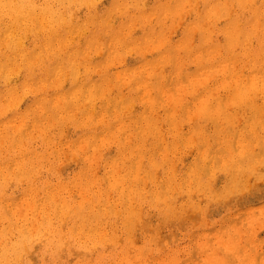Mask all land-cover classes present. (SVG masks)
Instances as JSON below:
<instances>
[{"label": "rangeland", "instance_id": "rangeland-1", "mask_svg": "<svg viewBox=\"0 0 264 264\" xmlns=\"http://www.w3.org/2000/svg\"><path fill=\"white\" fill-rule=\"evenodd\" d=\"M32 0H29V2H31ZM54 1V2H53ZM60 1V3H58ZM74 1H76V2H74ZM80 2V4H79V2ZM88 1H90V2H88ZM87 1V3L84 1V0H73V1H71V3L68 1H66V0H63V2H65V3H63L62 2V0H33L32 2H35V4L36 5H38V6H43L44 4H47V3H53V4H55L56 3V5L57 6H59V9H58V12H59V10H60V13H62V12H64V13H62L63 14V16L62 17H64L63 19H64V21H62V24L63 25H60V26H57V27H55V29H53V31H56V32H53V31H51V32H53V33H49L50 34V39H51V41H53V43L52 42H50L47 38H48V36L49 35H47L46 34V29H43L44 27L42 26V24H38V23H36L37 25L36 26H32L31 25V28L32 29H30L29 30V33L27 32V31H25V27H24V25H22V26H13V27H11V30H10V33H6V31L5 30H2L3 29V27H4V29H5V27L6 26H4V23H1L0 24V30H1V33H0V44H1V46H0V53H1V55H0V62H1V64H0V93H2V94H0V98H2L3 99V102H2V100H0V107H1V103H3V105L6 107V110H4L5 109V107L3 108V113H1V109H2V107H3V105H2V107H1V109H0V126H2V125H4V126H2V130L0 129V140H1V143H0V166H1V168L3 167V172L0 174L1 176H0V191L3 193V194H1V192H0V211H1V217H0V229H1V226L3 227V228H5V229H7L8 227H7V225H9V228L11 227V230L9 231V233L10 232H12L11 234H8V239H5L6 240V242H5V244H9L10 243V245L12 244V243H14V242H16L17 240H21L22 241V243H23V241H24V243L26 242V245L24 246L23 244H22V246L21 247H19V249H20V251H18V255H17V257H15L14 259L12 258V257H10V256H8L9 257V259H10V262H9V259H8V257H7V259L6 258H3V260L1 259L0 261H1V263L0 264H5V261L7 262L6 264H27V262H28V264H32V263H36V264H93V263H95V264H111V262L113 261V264H149L150 262H151V264H248V262H247V260L248 261H250V259H252V257H253V259L251 260V262H249V264H254V262L256 263V260H257V263L259 262L260 264L263 262L262 260H261V262L260 261H258V257L260 256L261 257V259H263L264 260V207H263V205H264V126H261V124L262 125H264V120L262 119V118H264V113H262V115L260 114L261 113V110H264V80H262V79H264V74H262V73H264V71H263V69H264V42H263V40H264V27H262V26H264V0H251V2L250 1H246V0H198V1H196V0H192L193 2H194V4H193V2L191 1V0H169V2H168V0H129V2H128V0H88ZM92 1H94V3L92 4ZM174 1H176V2H174ZM178 1V2H177ZM196 1V2H195ZM218 1H220L221 2V4H220V2H218ZM261 1H262V3H261ZM83 2V3H82ZM131 2H133V3H131ZM134 2H135V4H134ZM139 2V3H138ZM144 2V3H143ZM160 2H161V4H160ZM169 4V5H166L167 3ZM189 2L191 3V4H189ZM198 2V4H196ZM209 4H208V3ZM227 2H229L228 4H227ZM245 2H247L246 3V5L244 6V4H245ZM259 2V3H258ZM40 5H39V4ZM75 3V4H74ZM83 5H82V4ZM118 3V4H117ZM128 3H129V5H128ZM162 3H164V5L167 7H165L164 5H162ZM185 3V4H184ZM203 3V4H202ZM213 3V4H212ZM255 3V4H254ZM67 4H69V6L67 5ZM88 4V5H87ZM91 4V5H90ZM142 4V5H141ZM145 4V5H144ZM174 4V6L175 5H177L178 6V8L175 6V8H174V6H172V9H171V5H173ZM189 4V5H188ZM196 4V5H195ZM205 4V5H204ZM208 4V5H207ZM211 4V5H210ZM218 4H219V6L220 7H222V5H224L222 8H220L219 6H218ZM249 4V5H248ZM251 4H252V6H251ZM260 4H262V5H260ZM65 5V6H64ZM68 6V8H66L67 6ZM73 5V6H72ZM81 7H80V6ZM94 5H96V6H94ZM133 5H135L134 7H133ZM184 5V6H183ZM190 5H191V7H190ZM195 5V6H194ZM232 5V7H230ZM235 6V8H233L234 6ZM250 6V7H248V6ZM253 5H254V7H253ZM61 6V7H60ZM63 6V7H62ZM76 6V7H75ZM78 6V7H77ZM85 6V7H84ZM87 6V7H86ZM120 6V7H119ZM128 6H130L129 8H128ZM158 6V7H157ZM160 6V7H159ZM161 6H163L162 8H161ZM180 6V7H179ZM194 6V7H193ZM199 8H198V7ZM200 6H203V7H205L204 9H203V7L201 8ZM217 6H218V8H220V9H218L217 8ZM258 6V7H257ZM96 7V8H95ZM165 7V8H164ZM170 7V8H169ZM229 7H230V9H232L231 10V13H230V9H229ZM249 9H248V8ZM252 7V8H251ZM154 8L156 9V11L154 10ZM158 8V9H157ZM164 8V9H163ZM182 9V11H181V9ZM194 8H196L195 10H193ZM198 8V9H197ZM201 8V9H200ZM211 8V9H210ZM215 8H217V10L215 9ZM237 8V9H236ZM253 8H255V9H253ZM63 9V10H62ZM68 9V10H67ZM76 10L75 12H76V14H75V12H74V10ZM78 9V10H77ZM112 9H114V11L113 12H111L110 13V10L112 11ZM161 9V10H160ZM171 9V10H170ZM175 9V10H174ZM178 9H180V10H178ZM191 9V10H190ZM229 9V10H228ZM241 9V10H240ZM243 9H245V10H243ZM257 9V10H256ZM69 10H71V11H69ZM96 10V11H95ZM116 10V11H115ZM129 10V11H128ZM163 10V11H162ZM166 10V11H165ZM167 10H170V11H168L167 12ZM206 12H205V11ZM212 10V11H211ZM220 10H222V11H220ZM226 10V11H225ZM244 12H243V11ZM107 11V12H106ZM109 11V12H108ZM133 11H135V13L133 12ZM160 11L162 12V14H160ZM174 11V12H173ZM177 11V12H176ZM189 11L192 13H190L189 14ZM196 11V12H195ZM215 11H216V13H215ZM233 11V12H232ZM66 12V13H65ZM72 12V13H71ZM74 12V13H73ZM80 12V14H78ZM141 12V13H140ZM164 12V13H163ZM200 12H201V15H199L200 14ZM218 12V13H217ZM221 12V13H220ZM261 12H262V14H261ZM140 13V14H139ZM160 14V16L162 17V21H161V17L159 16V14ZM170 13H172L171 14V16H170ZM175 13L177 14V17H176V15H175ZM187 13V14H186ZM205 13H207V14H205ZM246 13V14H245ZM252 13H253V16H252ZM66 16H65V15ZM72 14V15H71ZM135 14V15H134ZM142 14V15H141ZM165 14V15H164ZM166 14L168 15L167 17H166ZM179 14V15H178ZM210 14V15H209ZM230 14H232V15H230ZM71 15V16H70ZM146 15V16H145ZM158 15V16H157ZM175 15V16H174ZM204 15V16H203ZM225 15V16H224ZM67 16H68V18L70 17H72V19H71V21H70V18L69 19H67ZM93 16V17H92ZM147 18H145V17ZM164 16V17H163ZM194 16V20L192 21V17ZM212 16H213V18H212ZM216 16V17H215ZM224 16V17H223ZM228 16V17H227ZM230 16V17H229ZM255 16V17H254ZM123 17V18H122ZM141 17V18H140ZM207 17V18H206ZM210 19H209V18ZM214 17H215V19H214ZM253 17V18H252ZM262 17V18H261ZM87 21H90L89 22V24H88V22H86V20ZM88 18V19H87ZM91 18H92V20H91ZM95 20H94V19ZM122 18V19H121ZM135 18H136V20H135ZM157 18V19H156ZM166 19V21H165V19ZM195 18H198V19H195ZM217 18H219V19H217ZM221 18V19H220ZM255 18V19H254ZM258 18V19H257ZM261 18V19H260ZM67 19V20H66ZM75 19H76V21H75ZM80 19V20H79ZM109 21H108V20ZM143 19H144V21L146 22H144L143 21ZM204 19V20H203ZM208 19V20H207ZM212 19H213V21H212ZM216 19L218 20V21H216ZM230 19H231V21H230ZM257 19V20H256ZM73 20V21H72ZM78 20V21H77ZM107 20V21H106ZM149 20V21H148ZM201 20V21H200ZM220 20H222V21H224V22H222V21H220ZM239 20H240V23H239ZM246 20V21H245ZM253 20V22H251L250 23V21H252ZM66 21H67V23H66ZM92 21H94V23L92 22ZM106 21V22H105ZM114 21V22H113ZM129 21V22H128ZM135 21H137V22H135ZM159 21V22H158ZM189 21H191V22H189ZM206 21H208V22H206ZM212 23H211V22ZM258 21L260 22L261 21V27H260V23H258ZM64 22H65V24H64ZM79 22V23H78ZM84 22V23H83ZM91 22H92V24H91ZM101 22V23H100ZM118 22V23H117ZM131 22V23H130ZM135 22V23H134ZM139 22V23H138ZM147 22H148V24H147ZM149 22H150V24H149ZM197 22V23H196ZM207 23V25L205 24V23ZM209 22H210V24H209ZM216 22V23H215ZM227 22V23H226ZM231 22V23H230ZM77 23H78V25H77ZM120 23H122V24H120ZM137 23V24H136ZM154 23H155V26L153 27V25H154ZM157 23H159V24H157ZM186 23H188V27L186 26ZM203 23V24H202ZM213 23H215V24H213ZM237 23H239L240 24V27H238V28H235V26L237 27L239 24H237ZM249 25H248V24ZM263 23V24H262ZM71 24V25H70ZM73 24V25H72ZM85 24H88L87 26L85 25ZM105 24V25H104ZM116 24H119V25H121V26H116ZM133 24H134V28H132L133 27ZM140 24V25H139ZM161 24V25H160ZM202 24V25H201ZM228 24V25H227ZM245 24V25H244ZM258 24H259V26H258ZM68 25L69 26H71V27H68ZM96 25V26H95ZM112 25H114V26H112ZM139 25V26H138ZM185 25V26H184ZM194 27H193V26ZM204 25H206V27H208V28H204L203 29V27H205ZM210 25H212V26H210ZM220 25V26H219ZM230 25V26H229ZM235 25V26H234ZM252 25V26H251ZM39 26H41L40 28H39ZM77 26V27H76ZM101 26V27H100ZM111 26V27H110ZM116 26V27H115ZM136 26V27H135ZM144 26H146L147 27V29H146V27H144ZM163 26V27H162ZM199 28H198V27ZM214 26V27H213ZM260 27V28H258V27ZM59 27V28H58ZM67 27H68V29H67ZM75 27H76V29H75ZM84 27V28H83ZM92 27V28H91ZM118 27H119V31H117L118 30ZM140 27V28H139ZM144 27V28H143ZM156 27V28H155ZM197 27V28H196ZM211 27H213L212 28V31H211ZM219 27V28H218ZM226 27V28H225ZM228 27V28H227ZM233 27V28H232ZM253 27V28H252ZM34 28H37L39 31L35 34V36H33L34 34H31L34 30H36V29H34ZM65 28V29H64ZM91 28V29H90ZM105 28H107V29H105ZM136 28V29H135ZM154 28H155V31H154ZM184 28V29H183ZM188 28V29H187ZM195 28V29H194ZM202 28V29H201ZM215 28H217L218 29V31H216V29ZM231 28V29H230ZM240 28V29H239ZM258 29L257 31H256V29ZM70 29V30H69ZM80 29H82V30H80ZM87 29V30H86ZM89 29V30H88ZM105 29V30H104ZM117 29V30H116ZM123 29V30H122ZM129 29H133L132 31H134V32H132L131 30H129ZM135 29V30H134ZM137 29H139V30H137ZM195 31H194V30ZM207 29V31H205ZM226 29V30H225ZM229 29H230V31H229ZM233 29H236V30H238L239 31V33H238V35H240L239 36V40H238V36L235 38V35L233 36V34H235V33H233L232 34V32H234V31H236V30H234L233 31ZM242 29H243V31H242ZM261 29V30H260ZM68 30H69V32H68ZM79 31V33L77 34V32H74V31ZM127 30H129V31H127ZM150 30V31H149ZM157 30H158V33L160 34V36H159V34L157 33ZM167 30V31H166ZM193 30V31H192ZM198 32H197V31ZM226 32H225V31ZM250 30V31H249ZM3 31H5L4 33H3ZM73 31V32H72ZM81 31V32H80ZM104 31H106V32H104ZM123 31V32H122ZM125 31V32H124ZM138 31H139V33H138ZM191 31V32H190ZM204 31V32H203ZM208 31H211V32H208ZM214 31H216V32H214ZM221 31V32H220ZM241 31H242V33H244V34H242L241 33ZM247 31V32H246ZM261 31H262V33H261ZM9 32V31H8ZM12 32V33H11ZM27 33L26 35H25V33ZM42 32V33H41ZM67 32H68V34H67ZM86 33V34H84V33ZM99 32V33H98ZM168 32V33H167ZM182 32H183V34H182ZM194 32V33H193ZM256 32V33H255ZM4 35H3V34ZM7 35H6V34ZM21 33V34H20ZM55 33V34H54ZM76 35H75V34ZM117 33V34H116ZM130 33V34H129ZM149 33V34H148ZM158 35H157V34ZM165 33V34H164ZM167 33V34H166ZM169 33H171V34H169ZM191 33H193L194 34V36L195 37H190V35L191 36H193ZM200 35H199V34ZM204 33V34H203ZM222 33V34H221ZM228 33V35H226ZM231 35H230V34ZM236 33H237V31H236ZM9 34V35H8ZM11 34H12V36H11ZM41 34V35H40ZM57 34V35H56ZM72 34H73V38L71 39L70 38V36L69 35H71L72 36ZM83 34V35H82ZM98 34H99V36H98ZM106 34V35H105ZM126 34V35H125ZM137 34V35H136ZM148 34V35H147ZM154 35L153 36V39H152V37H150V36H152V35ZM202 34V35H201ZM206 34H208V35H206ZM8 37V39L6 40L5 38H3V37H6V36ZM16 35V36H15ZM25 35V36H24ZM53 35H54V37H53ZM56 35V36H55ZM66 35H68V36H66ZM102 35H104V36H102ZM115 35V36H114ZM119 35H121V37L119 38ZM124 35V36H123ZM144 35V36H143ZM147 35V36H146ZM150 35V36H149ZM157 35V36H156ZM165 35V36H164ZM170 35V38L168 37ZM200 37H199V36ZM219 35V36H218ZM237 35V34H236ZM242 35V36H241ZM251 35V36H250ZM1 36H2V38H1ZM16 37V38H13V37ZM20 36H23V38L21 39V40H23V42L20 40L19 41V39H20ZM46 37L45 39L47 40V41H49L50 43H51V47L49 46V48H51V50L49 49V48H47V49H45V50H43L46 46H44V45H49V43L48 44H46L47 43V41L45 40V39H41L42 37ZM76 36V37H75ZM78 36V37H77ZM80 36V37H79ZM90 36V37H89ZM96 36V37H95ZM122 36H123V38L124 39H122ZM165 38H164V37ZM185 36V37H184ZM203 36H204V38H205V40L207 39H209L208 41L206 40V41H204V38H203ZM229 38H228V37ZM233 36V37H232ZM19 37V38H18ZM53 37V38H52ZM84 37H85V40H83L84 39ZM88 37V38H87ZM115 37H118L117 39L115 38ZM145 37V38H144ZM157 37H163V38H160V40L162 39H165V43L163 42L162 43V45H161V42H162V40L160 41V44L158 43L159 41H157V42H155L156 40H158L157 39ZM166 37H168L167 39H166ZM181 37V38H180ZM183 37H184V39H183ZM187 37L188 38H190L189 39V41H188V39H187ZM211 37L213 38V39H211ZM220 37V38H219ZM226 37V38H225ZM230 37H232V38H230ZM246 37V38H245ZM263 37V38H262ZM17 38H18V40H17ZM40 38V39H39ZM66 40H65V39ZM70 39V40H67V39ZM80 38V39H79ZM101 38V39H100ZM103 38V39H102ZM112 38H115L114 40V45L112 44L113 43V40L111 41V39ZM148 38H150L149 40H148ZM156 38V39H155ZM222 38V39H221ZM234 38V40H233V42H232V44H231V42L229 43V41H231L232 39ZM254 38V39H253ZM258 38H260V40L258 39ZM61 39V40H60ZM88 41H87V40ZM91 39V40H90ZM95 39V40H94ZM98 39H100L99 41H98ZM109 39H110V41H109ZM122 39V40H121ZM143 39H145V40H143ZM169 39V40H168ZM174 39V40H173ZM192 39H193V42H191L192 41ZM199 39V40H198ZM220 39V40H219ZM227 40V41H223V40ZM237 39V40H236ZM246 39H247V41H246ZM251 39V40H250ZM2 40H6V42H4L3 41V43L4 44H6L5 46H4V44L3 43H1L2 42ZM36 40V41H35ZM44 40H45V42H44ZM60 40V41H59ZM71 40H74V41H71ZM80 40V41H79ZM139 42H138V41ZM151 40H153V42L155 43V46H156V44L158 43V45L160 46H158V47H156L155 48V46L153 45L154 43L151 41ZM167 40V41H166ZM176 40H178V41H176ZM180 40L181 41H184L185 40V42L183 43L182 42V44L181 45H183V49L181 48V46H179L180 44L179 43H177V42H180ZM243 40H245V41H243ZM20 43H19V42ZM40 41V42H39ZM56 41L58 42V43H56ZM64 41V42H66L67 44H65L64 42V44L62 43V42ZM67 41H69V42H67ZM86 41H87V43H86ZM95 41H96V43H98V44H96L95 43ZM110 43H109V42ZM187 41H188V43H187ZM254 41H256V42H254ZM258 41H262L263 42V44H262V42L261 43H258ZM30 42V43H29ZM38 42V43H37ZM73 42V43H72ZM85 42V43H84ZM90 42H92V43H90ZM100 42H102V43H100ZM107 42L109 43V44H107ZM119 42H120V44H119ZM128 42V43H127ZM133 42H134V44H133ZM136 42H138V44L136 43ZM143 42V43H142ZM149 42V43H148ZM152 42V45L154 46V48H153V46H151V48L150 47H148V45L147 44H149V46L151 45L150 43ZM173 42V43H172ZM174 42H175V44H174ZM217 42H219L218 43V45H217ZM227 42V43H226ZM241 42H243V44L241 43ZM244 42H246V43H244ZM42 44V47H43V49L41 48V44ZM44 43V44H43ZM59 43H62V45H60ZM71 43V44H70ZM82 43H84V44H82ZM100 43V44H99ZM122 43V44H121ZM177 43V44H176ZM181 43V42H180ZM191 43V44H190ZM199 43H201V44H199ZM257 43V44H256ZM19 44H21V45H19ZM35 46H34V45ZM37 44L39 45V47L37 46ZM60 45V47H62V48H60L59 47V45ZM70 44V45H69ZM78 44V45H77ZM87 44V45H86ZM94 44V45H93ZM166 44V45H165ZM184 44H187L188 46H185ZM190 44V45H189ZM229 44V46H227ZM233 44H235V45H233ZM238 44H241V46L240 45H238ZM256 44V46H254ZM64 45H66V47H64ZM67 45H69V46H67ZM88 45H89V47H88ZM99 45H100V47H99ZM120 46L119 48H120V51H119V48H118V46ZM123 45H125V46H123ZM134 45V47L132 48V46ZM165 45V46H164ZM173 45H175V47L173 46ZM179 47H178V46ZM203 45L204 46H206V50H207V52H208V54L206 53H204V52H206V50L204 49V47H203ZM231 45V46H230ZM262 45V46H261ZM9 46V47H8ZM31 46H33V47H35V48H33V47H31ZM76 46V47H75ZM78 46V47H77ZM94 46H95V49L97 50V52L98 53H100V54H98L97 52H96V50H94L93 48H94ZM96 46L98 47V48H101V50L99 49H97L96 48ZM112 46H113V48H112ZM131 47L130 49L128 48V47ZM149 48H147V47ZM173 46V47H172ZM202 46V47H201ZM212 46V47H211ZM215 46V47H214ZM218 46V47H217ZM219 46L220 47H222V50H221V48H219ZM235 46V47H234ZM239 46V47H238ZM4 47V48H3ZM38 47V48H37ZM73 47H75V48H73ZM79 47H82V48H79ZM91 47V48H90ZM93 47V48H92ZM105 47V48H104ZM107 47V48H106ZM126 47V48H125ZM136 47V48H135ZM173 49H172V48ZM186 47V48H185ZM189 47V48H188ZM214 47V48H213ZM229 47V48H228ZM231 47H234V48H232V51H231ZM238 47V48H237ZM246 47V48H245ZM21 48H23V49H21ZM26 48H27V50H26ZM31 48H33V49H31ZM42 50H41V49ZM53 48L55 49V50H53ZM59 48V50H57ZM104 48V49H103ZM111 48V49H110ZM118 48V49H117ZM136 50H135V49ZM143 48V49H142ZM152 48H153V50H152ZM158 48V49H157ZM160 48V49H159ZM193 48V49H192ZM208 48H209V50H208ZM217 48V49H216ZM218 48H219V50H218ZM240 48V49H239ZM8 49H9V52H10V54L8 53ZM16 49V50H15ZM24 49H25V51H24ZM31 49V51H29ZM79 49H81V51L79 50ZM116 49L118 50V52H119V54H117L118 52H116ZM124 49V50H123ZM127 49H129L128 51H126ZM140 49H142V50H140ZM145 49V51H143ZM146 49H148V50H146ZM171 49V50H170ZM180 49H182V50H180ZM185 49H189V50H185ZM201 49V50H200ZM242 49V53L240 52V50ZM244 49V50H243ZM256 49V50H255ZM1 50H2V52H1ZM12 50H14V51H12ZM40 50V51H39ZM63 50V51H62ZM71 50V51H70ZM75 50H77V51H75ZM88 51V52H86V53H84L85 51ZM107 50H108V52H109V50H110V52L109 53H106L107 52ZM130 50H132V51H130ZM139 50V51H138ZM150 50V51H149ZM151 50H152V53H150L151 52ZM154 50H156V51H154ZM167 50L169 51V52H167ZM185 50V51H184ZM199 50L202 52L201 54H202V57H200L201 59L203 58V56L204 55H208V56H204L205 58L204 59H202L203 61L202 62H200L201 61V59L199 60L197 57H199ZM204 50V51H203ZM220 51L221 50V53L219 52H217L218 54L216 55V54H213V52L214 53H216V51ZM227 50V51H226ZM236 50V51H235ZM260 50H262L261 51V53L260 54H258L259 52H260ZM16 51H17V54H16V57L14 56H12L13 55V53H16ZM18 51H20V53H23L22 51H24L25 53H23V54H25L26 55V57H25V55H24V59H28V61L30 62L31 61V57L33 58L34 56H36V54H38L37 56H36V58H33L32 59V61L34 60H36L35 62L37 63H28V61H26V60H23V59H21V55H20V53L18 52ZM37 51V52H36ZM50 51H51V53H50ZM52 51H54V53L52 52ZM58 51V52H57ZM65 51V52H64ZM68 51H69V53L70 54H68ZM73 51H75L76 53H78V54H76L75 52H73ZM84 51V52H83ZM91 52V54H90V52ZM93 51V52H92ZM94 51H95V53H94ZM100 51V52H99ZM188 51V53H186ZM194 51V54L192 53ZM196 51H198V53L196 52ZM212 51V52H211ZM226 51V52H225ZM229 51H231V52H229ZM234 51V52H233ZM249 51L251 52L250 54H249ZM3 52H5L6 53V55L3 53ZM40 52V53H39ZM59 52H60V54H59ZM74 54H73V53ZM80 52H82V54L84 53V54H88V56L86 55H84V56H82V54L80 53ZM105 52V53H104ZM113 52H114V54L115 55H117V56H119V55H124V54H127V55H125V61L123 60L124 59V56L123 57H121V56H119V57H121V59H120V63L119 64H117V63H115V62H117L116 61V59H117V56H115V55H112L113 54ZM121 52H123V53H121ZM131 54H130V53ZM153 52H154V54H153ZM210 52V53H209ZM222 52H223V54H222ZM243 52H244V54H243ZM36 53V54H35ZM41 53H44L43 55L41 54ZM47 53V54H46ZM64 53V54H63ZM104 53V54H103ZM133 53V54H132ZM134 53H135V55H134ZM164 53H166V54H164ZM192 53V54H191ZM213 55H212V54ZM231 53V54H230ZM4 54V55H3ZM18 54H19V56H18ZM27 54H29V55H27ZM50 54V55H49ZM57 54V55H56ZM66 54H68V56L66 55ZM96 54H98V56L97 57H95L94 58V56H96ZM107 54V55H106ZM130 54V55H129ZM142 54H144L143 56H142ZM147 54V55H146ZM149 54V55H148ZM152 54V55H151ZM161 54H162V56H161ZM168 54H169V58L167 57L168 56ZM176 54H177V57H176ZM180 54V55H179ZM191 54V55H190ZM197 54V56L195 57H193L192 55H196ZM199 54V55H198ZM210 54V55H209ZM221 54H222V56H221ZM239 54H241L240 56H239ZM246 54V55H245ZM252 54H253V56H252ZM256 54V55H255ZM3 55V56H2ZM8 55V56H7ZM42 56V57H39V56ZM53 55V56H52ZM62 55V56H61ZM75 55V57L73 58V56ZM79 55V56H78ZM103 55H104V57H103ZM106 55V56H105ZM155 55H156V57L158 58L159 56V59H157L156 57H155ZM158 55V56H157ZM165 55H166V57H165ZM220 57H219V56ZM226 55V56H225ZM229 55V56H228ZM234 55H236L235 57L236 58H238V60L237 59H234ZM237 55H238V57H237ZM261 55V58H259V56ZM5 56H6V58H5ZM23 56V55H22ZM48 56V57H47ZM58 56V57H57ZM69 56H71V57H69ZM80 56H82V57H80ZM110 56V57H109ZM128 56V57H127ZM130 56V57H129ZM137 56H139V57H137ZM165 58H164V57ZM179 56H181V57H179ZM184 56V57H183ZM192 56V57H191ZM201 56V55H200ZM211 56V57H210ZM213 56H216V57H214L213 59H212V57ZM244 58H243V57ZM247 56H251L250 58L249 57H247ZM8 57H10V59L8 58ZM12 57V58H11ZM20 57V58H19ZM28 57V58H27ZM39 59H38V58ZM51 57V58H50ZM86 57H90V60H89V58H86ZM91 57H93L92 59H91ZM106 57H107V59H106ZM118 57V58H119ZM135 59H134V58ZM144 57V58H143ZM148 57V58H147ZM180 59H179V58ZM183 57V58H182ZM208 57V58H207ZM224 57V58H223ZM228 57H230V59L232 60V62H231V60L228 58ZM232 57H233V59H232ZM4 58V59H3ZM15 58V59H14ZM17 58V59H16ZM41 58V59H40ZM67 60H66V59ZM77 60H76V59ZM79 58H81V60L79 59ZM84 58V59H83ZM130 58V59H129ZM139 58V59H138ZM164 58V59H163ZM168 58V59H167ZM195 58H197L196 60H197V62H196V60H194ZM209 58H211V59H209ZM244 60L245 58H247V59H245L244 61H246V63L242 60V59ZM249 58V59H248ZM20 59V60H19ZM45 59V60H44ZM73 59V61H71ZM164 60L163 61V63H165L164 65H163V63H161V61L162 60ZM177 59V60H176ZM216 59H218V60H216ZM222 61V63H224V64H222V63H216V62H221L220 60ZM225 59V60H224ZM228 59V60H227ZM239 59H240V61H239ZM263 59V60H262ZM5 60V61H4ZM8 60V61H7ZM18 60V61H17ZM58 60V61H57ZM78 60H80V61H78ZM84 60L86 61L85 62V64H83L84 63ZM114 60H115V62H114ZM122 60V61H121ZM137 60H139V61H137ZM158 60V61H157ZM170 60H171V62H170ZM176 60V61H175ZM216 60V61H215ZM253 60V61H252ZM255 60V61H254ZM7 61V62H6ZM28 63L27 65H30L29 67L27 66V65H25L26 64V62ZM45 61V62H44ZM59 61H60V63H59ZM62 61H63V63H62ZM78 61V62H77ZM106 61V62H105ZM107 61H108V63H107ZM118 61H119V59H118ZM144 61V62H143ZM150 61V62H149ZM157 61V62H156ZM170 63H169V62ZM178 61H181V63L179 64V62ZM190 61V62H189ZM206 61V62H205ZM211 61V62H210ZM225 61H227V62H225ZM234 61H235V63H234ZM237 61V62H236ZM242 61V62H241ZM21 62V64H19ZM23 62V63H22ZM42 62V63H41ZM68 64V66H66L67 64ZM74 62H76V63H74ZM81 62V63H80ZM103 62V63H102ZM114 64H113V63ZM124 62V63H123ZM130 62V63H129ZM139 64H137V63ZM152 62V63H151ZM154 62L156 63V64H154ZM184 64H183V63ZM193 62V63H192ZM196 62V63H195ZM10 63H12L13 64V67H11L12 66V64H11V66L9 65ZM25 63V64H24ZM41 63V64H40ZM58 63V64H57ZM71 63V64H70ZM87 63V64H86ZM140 63H143V65H141ZM146 63H148L147 64V66H148V68L150 67V64H152V67L153 68H159L158 70H156V69H154V70H156L155 72H153L154 70L152 69V67H150V69L152 70L151 72H153L154 73V75L150 72V69H148L147 68V66L145 65ZM150 63V64H149ZM168 63V64H167ZM189 63H191V66H189L190 64ZM198 63V64H197ZM208 63H212V65H213V67H212V65H209ZM228 63V64H227ZM232 63V64H231ZM240 63H244V65H243V67L241 66L242 64H240ZM251 63H253V64H251ZM256 63V64H255ZM2 64H3V67H2ZM17 65L16 66V69L17 70H19V71H17L16 69H15V65ZM35 64H36V66H35ZM70 64V65H69ZM76 64H79L80 66L78 67ZM82 64V65H81ZM89 64V65H88ZM121 64V65H120ZM125 64V65H124ZM127 64V65H126ZM130 66H129V65ZM134 64V65H133ZM135 64H136V66H138V67H136L135 66ZM177 64V65H176ZM183 64V65H182ZM187 64V65H186ZM189 64V65H188ZM194 64V65H193ZM206 64H208L207 65V68L205 67L206 66ZM216 64H218V65H216ZM227 65V67H226V65ZM19 65V66H18ZM33 65V66H32ZM39 65V66H38ZM60 65V66H59ZM84 65V66H83ZM98 65V66H97ZM100 65V66H99ZM105 65V66H104ZM108 65H109V67H108ZM117 65V66H116ZM142 66V67H139V66ZM158 65H159V67H158ZM182 65V66H181ZM193 65V66H192ZM223 65H225L224 66V68H223ZM231 65H233V66H231ZM236 65V66H235ZM253 65V66H252ZM57 66H59V67H57ZM62 66V68L60 69V67ZM104 66V67H103ZM123 66H125L124 68H123ZM135 66V68H133ZM167 68H166V67ZM205 68H204V67ZM210 66V67H209ZM214 66H217V68H214ZM220 66H222V67H220ZM240 66H241V69H240ZM250 66L251 67H253V68H250ZM257 68H256V67ZM262 66V67H261ZM3 68V70H2V68ZM9 67V68H8ZM31 67V68H30ZM33 67V68H32ZM66 67V70L64 71V68ZM67 67H69V69L71 68V70L73 71H71V70H68L67 69ZM83 67H85V68H83ZM95 67V68H94ZM100 69H99V68ZM108 67V68H107ZM129 67H130V69H129ZM163 68V70H162V68ZM190 67V68H189ZM208 67L209 68H211V69H208ZM223 68L222 69V71L221 70H219V68ZM229 67H230V69H229ZM231 67H233V68H231ZM259 67V68H258ZM7 68H8V70H7ZM13 68V69H12ZM19 68V69H18ZM21 68V69H20ZM26 68V69H25ZM30 68V69H29ZM50 68V69H49ZM59 69V71H60V74L58 73V74H56L57 73V71H58V69ZM73 68H74V70H73ZM78 70H77V69ZM86 68H88V70L86 69ZM93 71V72H91V70ZM94 68V69H93ZM102 68L103 69H105L106 70V72H103V71H101L102 70ZM107 68V69H106ZM113 68H123L124 70H121L120 69V71H119V73H118V69L116 70V72H115V74H114V71L113 70H115V69H113ZM125 68H127V69H125ZM141 70H140V69ZM145 68H147V69H145ZM176 68H178V70L176 69ZM189 68V69H188ZM200 68H201V70H200ZM202 68H204L205 69V71H206V69L208 70L207 72H205V71H202V70H204V69H202ZM212 68H214V69H212ZM228 68V69H227ZM239 68V70H242V71H239V73H238V71H236L237 69ZM243 68V69H242ZM250 68V69H249ZM261 68V69H260ZM24 71H23V70ZM29 69V70H28ZM47 69V70H46ZM55 69H57V70H55ZM85 69V71H82V70H84ZM111 69V70H110ZM166 69H167V71H166ZM175 69H176V72H175ZM179 69H180V72H179ZM197 69L199 70V71H197ZM225 69H227V70H230V73L231 74H229L228 73V71L226 70L225 71ZM258 69V70H257ZM15 71L14 73L12 72V74H11V72L10 71ZM26 70H27V72H26ZM32 70V71H31ZM35 70V71H34ZM45 70V71H44ZM77 70V71H76ZM96 70H99L98 72L96 71ZM104 70V71H105ZM110 70V71H109ZM129 70H131L130 71V73H129ZM133 70V71H132ZM138 71L137 73H139V71H140V74L138 75H136V73L134 72V71ZM148 72V73H145L146 71ZM160 70H162L160 73H163L164 72V75H166V76H162L161 77V75L162 74H160V76L159 75H157V74H159V71ZM182 70V71H181ZM246 70H248V72L246 71ZM252 70V71H251ZM260 70V71H259ZM2 71H4V72H2ZM22 71V72H21ZM54 71H55V73H54ZM58 71V72H59ZM70 71V72H69ZM79 71V72H78ZM82 71V72H81ZM89 71V72H88ZM112 71V72H111ZM125 71L127 72V74H124L125 73ZM173 71L175 72V73H173ZM212 71V72H211ZM220 71V72H219ZM254 71V74H252V72ZM6 72H8V73H6ZM9 72H10V74H9ZM19 72V73H18ZM26 72V73H25ZM32 72V73H31ZM35 72V73H34ZM67 72V73H66ZM71 72L74 74H71ZM77 72H78V75H77ZM101 72V73H100ZM150 72V73H149ZM165 72H167V73H165ZM177 72L179 73L178 75H177ZM195 72H197V74H195ZM199 72V73H198ZM204 73L203 75H205V76H203L202 75V73ZM213 72H215V73H213ZM235 72L238 74V78H237V75H235ZM258 72V73H257ZM4 73H6V74H4ZM24 73V74H23ZM64 73H66V74H64ZM69 73V74H68ZM81 73V74H80ZM86 74V76H85V74ZM88 73V74H87ZM92 73V74H91ZM98 73V74H97ZM113 73V74H112ZM121 73H123V74H121ZM128 73H129V76H128ZM135 73V74H134ZM206 73H207V75H206ZM222 73H224L225 74V78H227V79H225V83H226V81H228L229 79L231 80V82H232V84H234V81L236 80L237 81V83H239L240 85H247V87L245 88V90H244V93H245V95H242L241 96V99H238V98H236V97H234L233 96V92H229V90L227 89V88H229V87H227V85L223 82V80H224V77H223V75L224 74H222ZM227 73V74H226ZM10 75L11 77H9L8 75ZM16 74V75H15ZM18 74V75H17ZM37 75L38 74V76H35V75ZM63 75V76H59V75ZM95 74V75H94ZM102 74V75H101ZM108 74V75H107ZM117 74H119V76L117 75ZM123 75V77L125 78V80L123 81V77L121 76V75ZM145 74H148L147 76H146V79H145V82H147V85L145 86V82L143 81L144 80V75ZM172 74V75H171ZM210 74L212 75V74H214L213 76H211V78H208L209 76H210ZM243 74V76H241ZM245 74V75H244ZM249 74V75H248ZM252 74V75H251ZM257 74V76H258V78H257V80H255V83H257L258 85H256V87L254 88V89H252V88H250V76H253V75H256ZM2 75H6L5 77L4 76H2ZM24 75V77H22ZM32 75H34V76H32ZM48 76V77H46V76ZM57 75L59 78H60V80H59V78H57L56 79V81H55V79L53 78V77H55V76ZM64 75L66 76V77H64ZM70 75V76H69ZM81 75H83V77L81 76ZM89 75V76H88ZM97 75H99V78H98V76ZM105 75V76H104ZM113 75H115V76H113ZM116 75H117V77H116ZM127 75V79H126V76ZM130 75H131V77H130ZM132 75H135V76H133L132 77ZM143 77H142V76ZM149 75H150V77H149ZM174 75V76H173ZM175 75H176V77H175ZM189 75H190V77H189ZM221 75V76H220ZM234 76V77H232V76ZM262 75V76H261ZM8 76V77H7ZM32 76V77H31ZM52 76V77H51ZM56 76V77H57ZM77 76V77H76ZM93 76V77H92ZM109 76V77H108ZM121 76V77H120ZM170 76H172V77H170ZM185 76H187L186 78H185ZM227 76V77H226ZM232 77V79H231V77ZM241 78H240V77ZM256 76V77H257ZM261 76V77H260ZM3 77V78H2ZM13 77V78H12ZM22 77V78H21ZM38 77V78H37ZM44 77V78H43ZM51 77V78H50ZM55 77V78H56ZM82 77V78H81ZM101 77V78H100ZM107 77H108V80H107ZM141 79H140V78ZM159 77L160 78H162L161 80L163 81H160V82H158L159 81ZM170 77V78H169ZM193 77V78H192ZM194 77H195V79H194ZM213 77H215V79L213 78ZM230 77V78H229ZM10 80H9V79ZM26 78V79H25ZM42 78V79H41ZM46 78H50L49 80L48 79H46ZM53 78V79H52ZM63 78H65L64 80H63ZM75 78H77L78 80H75ZM81 78V79H80ZM98 78V79H97ZM115 78V79H114ZM121 78H122V81H121ZM130 78H133V79H130ZM148 78H151V79H149V80H151V81H148ZM168 78V79H167ZM173 78H175V80H176V78H177V81H176V83L178 82L179 83V85H178V83L176 84L174 81V79ZM179 78L181 79L180 80V82L178 81L179 80ZM2 79H4L3 81H2ZM16 79V80H15ZM62 79V80H61ZM83 79V80H82ZM93 79H95L94 80V83H92V80ZM118 81H117V80ZM184 79V80H183ZM188 79H190V81L188 80ZM207 79H209V80H207ZM220 79V80H219ZM223 79V80H222ZM9 80V81H8ZM15 82H14V81ZM27 82L28 84L27 85H23L25 82ZM40 80V81H39ZM46 80V81H45ZM50 80H54V81H52V83H51V86H50ZM66 80V81H65ZM98 80V81H97ZM99 80H100V83H102V85L99 83ZM126 80H131V81H128L127 83H126V86L125 85H123V84H125V82H126ZM141 80H142V82H141ZM154 80V81H153ZM169 82H168V81ZM213 80V81H212ZM243 80V81H242ZM20 81V82H19ZM30 81V82H29ZM39 83H38V82ZM43 81V82H42ZM57 81H59L60 83H58ZM62 81H64V82H62ZM72 81V82H71ZM75 81V83L76 84H74L73 82ZM78 81H79V83H78ZM83 81V82H82ZM97 81V82H96ZM112 81V82H111ZM140 81V84L138 83ZM181 81H183V82H181ZM189 81V82H188ZM196 81H198L197 83L195 82V84H194V82ZM203 81V82H202ZM213 83H212V82ZM216 81V82H215ZM258 81V82H257ZM262 81V82H261ZM8 82V83H7ZM44 82H46V83H44ZM62 82V83H61ZM96 82V83H95ZM106 84H105V83ZM108 82H110L109 84H113L114 86H112L113 87V91H112V87H111V85L109 86V90L107 89V88H105V87H107L109 84H108ZM114 82V83H113ZM119 82V83H118ZM123 84H122V83ZM148 82H150V83H148ZM156 82H158L159 84L161 83L162 85H165V86H162L161 84V86L158 84V83H156ZM171 82H173V84L171 83ZM207 82H209L208 84H206ZM211 82V83H210ZM231 82H229V83H231ZM242 82V83H241ZM252 82V81H251ZM259 82H260V85H259ZM4 83V84H3ZM11 83V84H10ZM16 83V84H15ZM22 83V84H21ZM29 83L31 84V85H29ZM33 83V84H32ZM40 83H44L46 86H43L42 84H40ZM58 84V86H57V84ZM68 83V84H67ZM73 85H71V84ZM82 83V84H81ZM134 83V84H133ZM138 83V84H137ZM141 83H144V85L143 84H141ZM152 83H154L155 84V86H153L152 85ZM169 83V84H168ZM188 83V84H187ZM192 83H193V86H192ZM216 83V84H215ZM217 83H218V85H217ZM221 84V86H220V84ZM8 84H10V85H12V86H8L7 87V85ZM14 84V85H13ZM26 84V83H25ZM42 85V86H40V85ZM52 84H54V85H52ZM55 84H56V86L58 87H56L55 86ZM59 84H62V85H64V86H62V85H59ZM66 84V85H65ZM87 84V85H86ZM92 84H94V86L92 85ZM105 84V85H104ZM122 84V85H121ZM137 84V85H136ZM149 84H151L150 86H148ZM198 84V85H197ZM212 86H211V85ZM213 84H214V86H213ZM3 85H5V86H3ZM17 85H19V87H21V88H19ZM28 85H29V87H28ZM37 85H39V87L41 88L42 87V89H43V91H42V89L40 90V88H39V92L37 91V88H38V86ZM72 87H71V86ZM88 85H90L89 87L91 88L92 86L94 87V88H91L90 90H92L91 92V95H86L88 92V89H89V87H88ZM92 85V86H91ZM99 85V86H98ZM134 85L136 86L135 88H134ZM141 85H143L142 87H141ZM158 85V86H157ZM168 85V86H167ZM170 85V86H169ZM175 85V86H174ZM224 85V86H223ZM248 85H249V87H248ZM3 86V87H2ZM15 86H16V88H15ZM22 86H23V89H22ZM24 86H27L28 88H25ZM31 86H37V88H32ZM52 86H53V88H52ZM79 86L81 87V88H83L82 89V91L83 92H86L85 93V95H86V98L87 99H85V96H84V94L83 93H81V96H80V98H79V96H78V100H80V101H78L77 103H76V105L77 104H79V105H77L76 106V108H74L75 106H73L74 105V101L73 102H70L71 100H73V99H68L67 101H68V103H65V102H63V100H65V97L64 96H66L67 98H69V94H70V89H73V88H79ZM87 87V89H86V87ZM100 86H102V88H103V86H104V88H105V90H104V88H103V90H102V88H100L99 89V87ZM118 86V87H117ZM120 86H121V88L122 87H124V88H122V89H126V90H122L121 88H120ZM172 86H174L173 88H172ZM184 86V87H183ZM187 86H189V87H187ZM190 86H191V88H190ZM197 86V87H196ZM211 86V87H210ZM216 86H217V88H216ZM262 86V87H261ZM7 87V88H6ZM49 87V88H48ZM51 87V88H50ZM62 87H63V89H62ZM67 87H68V89H67ZM71 87V88H70ZM110 87H111V89H110ZM126 87V88H125ZM132 87V88H131ZM139 87V88H138ZM146 87V89L145 90H142V89H144ZM154 87V89L153 90H151L152 88ZM158 87H160V89L158 88ZM163 87V88H162ZM166 87V88H165ZM203 87V88H202ZM211 89H210V88ZM259 87V90H257V88ZM261 87V88H260ZM6 88V89H5ZM14 90H13V89ZM18 88V89H17ZM48 88V90H46ZM138 88V89H137ZM140 88H141V91H140ZM158 88V90L156 91V89ZM170 88H172V89H170ZM182 88V89H181ZM189 88V89H188ZM196 88V89H195ZM197 88H199V90L197 89ZM4 89V91H2V90ZM8 89H11V91H9V92H7L8 91ZM20 89H21V91H20ZM24 89L26 90V91H24ZM33 89H36V91L35 90H33ZM45 89V90H44ZM50 89V90H49ZM55 89V90H54ZM93 89H96L95 90V93L96 94H98L97 96L95 95V93H93ZM99 89V90H98ZM108 90V92H107V96H106V91ZM135 89H136V91H135ZM149 89V90H148ZM162 89H164V90H166V92L163 90L162 91ZM181 89V90H180ZM195 89V90H194ZM205 89H206V91H205ZM249 89H251V90H249ZM15 90H17L16 92L17 93H19V91H20V93H22L23 91V93H22V96H21V98H20V95L18 96V94H16V92H15ZM23 90V91H22ZM29 90V91H28ZM33 90V91H32ZM60 90V91H59ZM84 90H86V91H84ZM100 90H101V92H100ZM119 90H121L120 92H119ZM149 91V93H148V91ZM170 90V92H171V94L168 92ZM172 90V91H171ZM174 90H177V91H174ZM178 90H180V91H178ZM197 90V91H196ZM203 90H204V92H203ZM248 90V91H247ZM35 91V92H34ZM53 91H56L55 93H52V94H54L55 96H56V93H57V99H56V97H55V101L57 100L58 101V96H60V97H62V98H60V99H62V100H60L59 99V101H58V103H60L61 105H59V108L60 109H58V104H57V102H55V101H53L54 102V104H57V105H53L52 103V100L51 99H53L54 98V95H52L51 94V92H53ZM63 91V92H62ZM73 91V90H72ZM81 91V92H82ZM123 91H124V93H125V91H126V93H125V95H124V93H123ZM133 91V92H132ZM139 91V92H138ZM142 91H144V92H142ZM152 93H151V92ZM159 91H161L162 92V94L159 92ZM214 91V92H213ZM255 91H257V93H255ZM11 92H14V94L15 95H17L18 96V99H21V100H18V99H16L17 101H20L19 103H18V105L20 106H18L16 103H13L12 101H11V99L13 98L12 96H11ZM26 92V93H25ZM32 92V93H31ZM34 92V93H33ZM41 92H43L42 94H41ZM60 92H62V93H64V94H61V95H63V96H61L60 94H58V93H60ZM66 92V93H65ZM103 92H104V94H105V96H104V94H103ZM110 92V93H109ZM114 92H115V94H114ZM136 92V93H135ZM138 92V93H137ZM140 92H141V94H140ZM195 92V93H194ZM202 93V95H201V93ZM211 92H213V93H211ZM226 92V93H225ZM4 93H5V95H6V97L8 96V94L10 95V96H8L7 98L4 96ZM19 93V94H20ZM37 93H39L38 95H36ZM102 93V94H101ZM109 93V94H108ZM120 93H122L123 95V97L120 95ZM136 94V96H135V94ZM148 93V94H147ZM151 93V95H149ZM167 93V94H166ZM170 94V96H167V95H169ZM182 93H183V95H182ZM188 93V94H187ZM204 93V94H203ZM218 93V94H217ZM222 93H223V95H222ZM230 95H229V94ZM254 93H255V95H254ZM33 94V95H32ZM51 94V95H50ZM99 94H100V96H99ZM110 94L112 95V97L110 96ZM114 94V95H113ZM132 96H131V95ZM139 94H140V96H139ZM154 95V97H153V95ZM160 94L161 95H164V94H166L165 96H160ZM193 94V95H192ZM194 94H196V95H194ZM12 95H13V93H12ZM14 95V96H15ZM24 95V96H23ZM36 95V98H34V96ZM44 95V96H43ZM48 97H47V96ZM94 95H95V97H97V98H95L94 97ZM118 95H120V97L121 98H118L119 96ZM129 95V96H128ZM143 95V96H142ZM147 95V96H146ZM189 95V96H188ZM203 95H205V97L203 98V99H205L206 101L204 102V104H205V106L207 105V107H206V109L205 110H203V112H201V113H197L196 112V110L198 111V109H197V106L200 104V102L203 100L202 99V97H203ZM27 96V97H26ZM41 96H42V98L44 97V99H42L41 98ZM149 96V97H148ZM188 96V97H187ZM200 96H202L201 98H200ZM210 96V97H209ZM215 96V97H214ZM12 97V98H11ZM23 97V98H22ZM34 99H33V98ZM39 98V100H40V98H41V100L39 101V100H37L38 98ZM47 97V98H46ZM51 97H53V98H51ZM64 97V98H63ZM84 97V98H83ZM89 97V98H88ZM90 97H92V98H90ZM109 97V98H108ZM131 99H130V98ZM140 97V98H139ZM144 97H146L147 98V100H149L148 102H146L147 100H146V98H144ZM160 97V98H159ZM185 97H186V99H189V100H186L185 99ZM213 97V98H212ZM222 97V98H221ZM253 97V98H252ZM6 98V99H5ZM8 98H10L9 100H8ZM14 98H17V97H14ZM13 98V99H14ZM95 98V99H94ZM102 98H103V100H102ZM105 98V99H104ZM106 98H108V102L109 103H107L106 102ZM114 98H117V100H115ZM134 98V99H133ZM143 98V99H142ZM159 98V99H158ZM165 98V99H164ZM170 98V99H169ZM181 98H183V99H181ZM214 98H215V100H214ZM218 98V99H217ZM221 98V99H220ZM225 98V99H224ZM246 98H247V100H246ZM33 99V100H32ZM47 99V100H46ZM82 99H84V100H82ZM120 99H122V100H120ZM142 99V100H141ZM167 99V100H166ZM198 99V100H197ZM255 99V100H254ZM7 101V104L5 103L6 101ZM30 100H32V101H30ZM37 100V101H36ZM51 100V101H50ZM82 100V101H81ZM87 100V101H86ZM93 101V103H94V105L93 104H91L90 105V107H89V104L87 105V103H89V101H90V103ZM102 100V101H101ZM129 100V101H128ZM136 100V101H135ZM143 100H144V102H143ZM154 100H156V101H154ZM164 100H165V102H164ZM171 100V103L169 104L168 102ZM180 100V101H179ZM8 101H9V103H8ZM30 101V102H29ZM33 101L36 103H33ZM66 101V102H67ZM99 101V102H98ZM117 101V104L115 103ZM131 101V102H130ZM132 101H134V103L132 102ZM139 103H138V102ZM142 101V102H141ZM160 101V102H159ZM162 101V102H161ZM230 101V102H229ZM11 102H12V104H11ZM14 102H15V100H14ZM28 102H29V104H28ZM45 102V103H44ZM51 104H50V103ZM80 102H81V104H84V105H80ZM82 102H84V103H82ZM102 104H101V103ZM107 104H106V103ZM122 103V104H124L125 103V106L123 105L122 107H121V105L122 104H120V103ZM137 102V103H136ZM157 103V106H154V105H156V103ZM181 102H184V104L182 103V105H181ZM198 102V103H197ZM212 102V103H211ZM216 104H215V103ZM257 102V103H256ZM43 103V104H42ZM63 103V104H62ZM65 103V104H64ZM72 103H73V105H72ZM85 103H86V105H85ZM106 105H105V104ZM128 103V105H126ZM144 103V104H143ZM164 103H166L167 105L165 106V104ZM185 103H188V104H185ZM246 103V104H245ZM8 104H10V105H8ZM13 104H16L15 106L13 105ZM39 104V105H38ZM44 104H45V108L43 107L44 106ZM47 104V105H46ZM66 104H68V105H66ZM99 105L98 107L96 106V110H97V113H96V110H95V107H93V106H95V105ZM100 104H101V106H100ZM134 106H133V105ZM136 104V105H135ZM143 104V105H142ZM146 104V105H145ZM149 104V105H148ZM159 104H161V105H159ZM174 104V105H173ZM194 104V105H193ZM213 104V105H212ZM229 105V107H228V105ZM238 104H240L239 106V108H237L238 107ZM262 104V105H261ZM13 105V106H12ZM28 105H30V106H28ZM33 105V106H32ZM34 105H36V107L37 106H40V107H34ZM41 105H43L42 107H43V109L41 108ZM53 105V106H52ZM108 105V106H107ZM112 105H114L113 107H112ZM120 105V106H119ZM144 105H145V107H144ZM148 105V106H147ZM159 105V106H158ZM163 105H164V107H163ZM176 105H178L177 107H176ZM185 105V106H184ZM192 107H191V106ZM223 105V106H222ZM7 106H8V108H7ZM10 106V107H9ZM26 106H28V107H26ZM50 106V107H49ZM56 108H55V107ZM61 106V107H60ZM68 106V107H67ZM84 106V107H83ZM106 108H105V107ZM111 106V107H110ZM128 106V109L126 108L125 110H124V108L125 107H127ZM131 106H133V107H131ZM139 106H141V108L139 107ZM160 106H161V108H163V109H161L160 108ZM174 106V107H173ZM182 106V107H181ZM204 106V107H205ZM222 106V107H221ZM226 106V107H225ZM244 106H246V108H244L245 110H243V113H241V109L243 108ZM25 109H24V108ZM72 107L74 108V109H72ZM82 108V109H79V108ZM87 107V108H86ZM100 107V108H99ZM102 107L103 108H105V109H102ZM143 107H144V109H143ZM148 107H150V109L152 110L153 108L155 109H153L154 110V112H156V113H154V112H152L153 114H154V116L152 115V113H151V110L150 111H148L149 110V108ZM156 107H159V108H157L156 109ZM187 107V108H186ZM203 107V108H204ZM233 107H234V109H233ZM16 108H18V109H16ZM22 108V109H21ZM34 109V111L33 110H30V109ZM62 108H63V110H62ZM66 108H67V110H69V111H64V110H66ZM69 108V109H68ZM78 108V109H77ZM84 108V109H83ZM89 108V109H88ZM92 108H94V109H92ZM98 108V109H97ZM110 108V109H109ZM114 108V109H113ZM119 108H120V110H119ZM123 108V110H122V113H123V115H120L121 114V109ZM134 108V109H133ZM148 108V109H147ZM168 108H170L171 110H168ZM173 108V109H172ZM175 108H178V109H175ZM189 108H190V110H189ZM226 108H227V110L229 109V111L227 112L226 111ZM253 108V109H252ZM16 109V110H15ZM41 109H42V113H40L41 112ZM50 109V110H49ZM53 109V110H52ZM75 109H77V110H75ZM132 109V110H131ZM141 109V110H140ZM145 110L144 112H143V110ZM166 109V110H165ZM180 109H182V111H180L179 112V110ZM233 109V110H232ZM18 110V111H17ZM19 110H21L22 111V113L21 114H23V111H25V110H30L29 112H31L32 111V115H34L33 117H30V116H32V115H30L31 113H28L27 111H25L24 112V114L27 112V114H25V116H23V115H19V113L21 112H19ZM56 110H58V111H56ZM78 110H81V111H78ZM86 110V111H85ZM87 110H89L88 112H87ZM91 110V111H90ZM98 110H99V112H98ZM116 111V110H118V111H116L117 113H120L119 115L116 113V112H114V111ZM128 110V111H127ZM157 110V111H156ZM163 110V111H162ZM185 110V111H184ZM216 110V111H215ZM235 110V111H234ZM10 111H11V113H10ZM44 111H46V112H44ZM52 111H54V112H52ZM60 111V112H59ZM74 114V112H75V116L77 117H75L74 115L72 116L73 117V119H72V117H70L71 115L70 114H72L71 112ZM74 111V112H73ZM77 111V112H76ZM94 111V112H93ZM128 113H127V112ZM131 111V112H130ZM141 111V112H140ZM161 111V112H160ZM166 111V112H165ZM169 111H171L170 112V114H169ZM175 111H177V112H175ZM233 111V112H232ZM236 111H237V113L239 114H237L236 113ZM244 111H245V113H244ZM249 111V112H248ZM256 111V113L254 114V112ZM257 111H258V114H257ZM4 112H6V113H4ZM15 112V113H14ZM18 112V113H17ZM35 112H36V114H35ZM65 112V113H64ZM81 113V115L79 114V113ZM85 112V113H84ZM90 112H92V113H90ZM101 112V113H100ZM115 113V116H117V118L116 119H112V118H115V116H113L112 117V115H114L113 113ZM125 112V113H124ZM133 112V113H132ZM138 114H137V113ZM148 112V113H147ZM157 112H160L159 114L162 116V117H160V115H158L157 114ZM176 114H175V113ZM249 114V115H247V113ZM250 112H251V114H252V116H251V114H250ZM253 112V113H252ZM262 112H264V111H262ZM7 113H10V114H8V115H10V116H8L7 118L8 119H5V117L7 116ZM49 113H51L53 116H55V117H53V116H51V117H48V116H50L51 114H49ZM66 113H68L67 114V116L65 115ZM70 113V114H69ZM79 115H78V114ZM88 113H89V115H88ZM94 113H96V114H94ZM103 113V115H99V114H102ZM106 115H105V114ZM109 113V114H108ZM135 113V114H134ZM143 115H142V114ZM145 113V114H144ZM150 113V114H149ZM163 113H164V115L165 114H167V115H165V116H163ZM181 113V114H180ZM229 113H230V116H229ZM237 115H236V114ZM19 116H18V115ZM39 114L40 115H42L41 117L39 116ZM46 114V115H45ZM57 114V115H56ZM88 115V118H89V123H88V118L87 119H85L84 117H85V115ZM93 114V115H92ZM149 116H147V115ZM155 114H157L156 116H155ZM192 114H194L193 116H191ZM241 114H244V115H242L241 117H240V115ZM253 114L256 116H254L253 117ZM257 114V115H256ZM260 114V115H259ZM13 115H17L16 117H18L16 120H15V116H13ZM30 115V116H29ZM60 115V116H59ZM63 115V116H62ZM86 115V116H87ZM95 115V116H94ZM107 115H109L108 117H107ZM110 115H111V117H110ZM139 115H141V116H139ZM146 115V117L148 118V119H143V116H145ZM150 115H151V119H153L152 121L150 120ZM172 115V116H171ZM186 115V116H185ZM196 115V116H195ZM233 115H235L236 117H234ZM5 116V117H4ZM13 118H12V117ZM29 116V117H28ZM44 116H46L45 118L47 119H49L48 121H52L51 122V124H50V122H48L47 121V124H46V120H45V118H44ZM63 117V120L61 119L62 117ZM66 116V117H65ZM69 116V117H68ZM90 116H93V117H90ZM97 116V117H96ZM123 116H125L124 118H123ZM134 116H137V117H135L134 118ZM183 116V117H182ZM188 116H189V118H188ZM220 116V118H218ZM248 116H250V117H248ZM258 116H263L261 119L263 120H261V121H259V117ZM28 117V118H27ZM35 117H36V122H35ZM39 117V118H38ZM55 118V120L53 119V118ZM59 117H60V119H61V121H60V119H59ZM82 117V120L80 119ZM100 117H101V119L102 120H104L105 121V118H107L106 119V123L107 124H104V121H103V124H100V123H102V120L100 119ZM105 117V118H104ZM120 117H121V119L122 120H124V121H122V123H120L121 121H119L120 120ZM140 117V118H139ZM158 117V118H157ZM160 117V118H159ZM165 117H166V119H165ZM171 117V118H170ZM176 117V118H175ZM185 117V118H184ZM201 117V118H200ZM208 117V118H207ZM213 117H215V118H213ZM222 117V118H221ZM233 117V118H232ZM240 117V118H239ZM247 117V118H246ZM258 117V119L256 120V118ZM2 118H4L3 119V122H1V119ZM20 118V119H19ZM23 118H25V119H23ZM33 118V119H32ZM43 119V121H42V119ZM66 118V120H64ZM67 118H69L70 120H68ZM76 118V119H75ZM94 118H96V119H94ZM104 118V119H103ZM126 118V119H125ZM136 118H137V121H136ZM162 118V119H161ZM163 118H164V120H163ZM217 118V119H216ZM235 118V119H234ZM245 118V119H244ZM254 118V119H253ZM9 119H13V123H12V121L11 120H9ZM31 119V120H30ZM41 119V120H40ZM51 119H53V120H51ZM56 119H58V120H56ZM83 119H85L86 121H84ZM92 119H94V120H92ZM112 119V120H111ZM131 119L132 120H135V122L134 121H131ZM142 120L141 122L139 121V120ZM158 119H161V120H159V122H161V123H158V121L157 120ZM187 119V120H186ZM198 119V120H197ZM220 119V120H219ZM237 119H239L238 121L240 122H237ZM254 120L253 121V124L254 125H251V123H252V120ZM8 120V121H7ZM23 120H25V121H23ZM29 120V121H28ZM34 120V121H33ZM40 120V121H39ZM72 120H74L76 123L74 124V122H73V124H72ZM81 120L82 122L81 123H83V122H85V123H83L84 124V126H83V124H81L79 121ZM98 120L100 121V123L98 122ZM108 120H110V122L108 121ZM128 120H130L128 123H127V121ZM146 122H145V121ZM157 121L155 124H154V121ZM176 120H177V122L178 123H176ZM200 120V121H199ZM208 120V122H206V121ZM223 120V121H222ZM231 120H233V121H231ZM246 122V121H248L249 120V123L248 122H244V121ZM21 122V125H20V122L17 124L16 122ZM29 122V123H27V122ZM32 121V122H31ZM64 121V122H63ZM92 121V122H91ZM94 121V122H93ZM97 121V122H96ZM113 121H117V122H113V123H115L114 125L112 124V122ZM143 121L145 122V124H143ZM168 121H169V123H168ZM172 121V122H171ZM181 121H182V125H181ZM199 121V122H198ZM219 121H221V122H224V123H222V124H225V127H222V126H224V125H222L221 123L219 124ZM251 121V122H250ZM258 121V122H257ZM9 122V123H8ZM41 124L42 122H45V123H42L41 125H42V127L40 128V124ZM54 122V123H53ZM57 122H59V123H57ZM66 122H68V123H66ZM118 122H119V125H118ZM130 122H134L135 123V125H134V123H131L132 124V126H131V124H130ZM153 122V123H152ZM201 122V123H200ZM202 122H204V123H202ZM205 122H206V124H205ZM232 122L234 123V124H232ZM235 122H237V125L235 124ZM241 122H243V124L241 123ZM258 124H257V123ZM262 122V123H261ZM10 123H12L11 125H12V127H11V125H9ZM16 123V124H15ZM57 123V124H56ZM71 123V124H70ZM79 123H80V125H79ZM92 125H91V124ZM94 123V124H93ZM96 123H98L97 125H96ZM109 123V124H108ZM124 123H126V124H124ZM138 123H139V125H138ZM141 123V124H140ZM151 123H152V125H154V127L152 126L151 127ZM157 123H158V126H157ZM197 123L198 124H200L199 126L197 125ZM227 123H228V125H227ZM245 123V124H244ZM261 123V124H260ZM2 124V125H1ZM17 126V125H20L19 126V128L18 127H16L15 125ZM30 124H32V127L30 126ZM54 124V125H53ZM67 124V125H66ZM68 124H70V125H68ZM78 124V126H76ZM91 125L92 127H94L95 129H92V127H90V126H87V125ZM121 124V125H120ZM123 124V125H122ZM148 124H150V125H148ZM159 124H163L162 126L161 125H159ZM167 124V125H166ZM178 124V125H177ZM195 124V125H194ZM240 124V125H239ZM9 125V126H8ZM15 127H14V126ZM50 125V126H49ZM56 125H58V126H56ZM66 125V126H65ZM95 125H96V127H95ZM99 125V126H98ZM100 125H102V126H100ZM105 125H107V126H105ZM116 125H117V127H116ZM143 125V126H142ZM172 125V126H171ZM184 125V126H183ZM191 125V126H190ZM192 125H193V128H192ZM201 125H202V127H201ZM205 125V126H204ZM213 127H212V126ZM220 125V126H219ZM230 125H232V126H230ZM246 125V126H245ZM249 125H251L250 127H249ZM24 126L28 129V127H29V129L27 130H24L25 128H24ZM50 128H49V127ZM53 126V127H52ZM63 126H64V128H63ZM80 126V127H79ZM113 126V127H112ZM131 128H130V127ZM139 126H140V128H139ZM144 126H147V127H145L147 130H148V133H147V130L144 128ZM151 127V129L149 128V127ZM155 126H157V128L155 127ZM161 127V129H160V127ZM169 126H171V127H169ZM174 126H175V128H176V130L174 131V130H172V128H174ZM178 126V127H177ZM181 126L182 127H184V128H181ZM198 128H197V127ZM207 126V127H206ZM236 126V127H235ZM4 127V128H3ZM6 127V128H5ZM8 127H10L9 129H8ZM14 127V128H13ZM31 127V128H30ZM35 127H38V129L37 128H35ZM54 128V129H52V128ZM61 127V128H60ZM65 127H66V129H65ZM70 127V128H69ZM86 127H88V128H86ZM109 127V128H108ZM122 129H121V128ZM127 127V128H126ZM133 127V128H132ZM159 127V128H158ZM167 127H169L168 129H167ZM200 127V128H199ZM203 127H205V129L203 128ZM221 129H219V128ZM227 127H228V131H227ZM255 127H256V130H255ZM13 130H12V129ZM17 130H16V129ZM22 128V129H21ZM49 128V129H48ZM56 128V129H55ZM63 128V129H62ZM68 128V129H67ZM99 130H98V129ZM105 128H107V129H105ZM111 128V129H110ZM117 128H119V129H117ZM123 128H124V130H125V132H124V130H123ZM135 128V129H134ZM143 128H144V130H143ZM171 128V129H170ZM179 128V129H178ZM188 128V129H187ZM191 128V129H190ZM202 128H203V130H202ZM212 128V129H211ZM215 128V129H214ZM224 130H223V129ZM257 128H259V129H257ZM4 129V130H3ZM6 129V130H5ZM14 129L16 130V132H14ZM33 129V130H32ZM34 129L36 130L35 132H34ZM45 129V130H44ZM49 131H48V130ZM64 129L65 130H67V131H65L64 132ZM79 129V130H78ZM127 129V130H126ZM129 129H133L132 130V133H130L131 132V130L129 131ZM143 130L142 132H140V130ZM155 131H154V130ZM158 129H160V130H158ZM197 129V130H196ZM208 129L210 130V133L208 132ZM245 129V130H244ZM250 129V130H249ZM251 129H254L256 132H257V134H256V132L254 131V130H251ZM8 130V131H7ZM59 130V131H58ZM92 132H91V131ZM108 130H118L117 132H119L120 133V135H119V137L117 138V137H115V138H113V137H107L106 139L109 141H107V140H104V139H102L103 138V134H105L106 133V131H108ZM122 130V131H121ZM139 130V131H138ZM169 130H171V131H169ZM188 130V131H187ZM201 130V131H203V133H205V134H203L201 131V133L199 132V131ZM217 130H219V131H217ZM241 130L242 131V133H240L239 131ZM260 130V131H259ZM5 131V133L4 134H2L3 132ZM11 133H10V132ZM22 131V132H21ZM26 131V132H25ZM27 131H28V134L30 135V136H32L31 138L29 137V135L27 136L28 138H25V136L27 135ZM31 131H33V132H31ZM38 131V132H37ZM45 132V133H42V132ZM60 131H63V132H60ZM68 131H70V132H68ZM89 132V134L87 133V132ZM94 131V132H93ZM104 131V132H103ZM121 131V132H120ZM133 131H135L134 133H133ZM137 131V132H136ZM144 131H146V132H144ZM150 131V132H149ZM153 131H154V133H153ZM159 131V132H158ZM162 131H163V134H162ZM174 131V132H173ZM205 131V132H204ZM206 131L208 132L207 133V136H206ZM220 131L223 133V135H222V133H220ZM228 132V133H225V132ZM232 131H234L233 133H231V136H229L230 135V132ZM249 131V132H248ZM253 131V132H252ZM259 131V132H258ZM263 131V133H262V137H260V135H261V132ZM24 132L26 133V134H24ZM100 132V133H99ZM101 132H103V133H101ZM127 132V133H126ZM158 134H157V133ZM161 132V133H160ZM181 132H182V134H181ZM188 132L190 133V134H188ZM197 132H199L200 133V135H196V133ZM212 132H215V133H212ZM217 132V133H216ZM244 132V133H243ZM255 132V134H253ZM16 133H18L16 136H14ZM21 133H23V135L21 134ZM34 133L36 134L35 136H36V138H35V136H34ZM41 133V134H40ZM60 133H62V136L64 137V138H66V139H64L63 137H61V135H59ZM79 133H84L83 135L82 134H79ZM87 133V134H86ZM90 133H91V135H92V133L94 134V133H96L94 136H91L90 135ZM99 133V134H98ZM122 133V134H121ZM143 133V134H142ZM147 133V134H146ZM150 133H151V135H150ZM159 133H160V135H159ZM168 133H170L169 135H168ZM171 133H175L174 135L173 134H171ZM246 133V134H245ZM249 133V134H248ZM259 133V134H258ZM8 134H9V136H8ZM46 136H45V135ZM49 134V135H48ZM65 134V135H64ZM67 134H69V135H67ZM126 134H127V136H126ZM129 134H131L130 136H129ZM145 138L146 136V140H144L143 139V137H139V136H141V135ZM187 134H188V136H187ZM192 134V136H190ZM201 134H203V135H201ZM208 134H209V138H208ZM219 134V135H218ZM225 134H227V135H225ZM233 134V135H232ZM238 134V135H237ZM252 134V135H251ZM11 135V136H10ZM20 135V136H19ZM76 135V136H75ZM78 135V136H77ZM81 135H82V137H81ZM134 135H136V136H134ZM154 137H153V136ZM156 135V136H155ZM164 135H165V137H164ZM171 135V136H170ZM177 135H178V137L179 138H177ZM180 135V136H179ZM182 135H184V136H182ZM196 136V138H195V142H194V138H193V136ZM212 135V136H211ZM225 135V136H224ZM249 135V136H248ZM251 135V136H250ZM258 135V136H257ZM8 136V137H7ZM14 136V137H13ZM18 136H19V138H18ZM43 136V137H42ZM49 136V137H48ZM95 136H97L96 137V140L94 139V137ZM99 136V137H98ZM102 136V137H101ZM121 136V137H120ZM123 136V137H122ZM163 136V137H162ZM167 136V137H166ZM173 136H175V137H173ZM182 136V137H181ZM194 136V137H195ZM206 136V137H205ZM219 136H222V137H225L224 139L223 138H221V137H219ZM238 136V137H237ZM239 136L241 137H245V138H239ZM252 136H253V138H252ZM12 138V139H10V138ZM51 137H53L52 139H51ZM61 137V138H60ZM74 137V138H73ZM86 137V138H85ZM89 137H90V139H93V142L94 143H92V140L90 141V139H89ZM93 137V138H92ZM124 137H130V138H125V139H127V141L124 139ZM135 137H137V138H135ZM158 137L160 138V140H161V143H165L166 144V146H165V144H160L159 145V143H160V141H159V139H158ZM172 137H173V139H172ZM181 137V138H180ZM189 138L190 140H192V141H190V140H188L187 138ZM198 137H199V140L201 139V137H202V139L200 140V142H199V140H198ZM218 137V138H217ZM228 137V138H227ZM233 139H231V138ZM256 137V138H255ZM4 138V139H3ZM8 138V139H7ZM14 138V139H13ZM17 140H16V139ZM22 138L23 139H26V140H22ZM45 138H46V141H45ZM57 138L59 139L58 141H57ZM63 138V139H62ZM72 138V139H71ZM98 138V139H97ZM110 138V139H109ZM112 138L115 140V142H114V140H112ZM120 138V139H119ZM152 138L154 139V140H156V141H154V140H152ZM157 138V139H156ZM171 138V139H170ZM174 138H175V141H174ZM184 139V142H189V146H187L186 144H183V139ZM185 138H186V140H188V141H186L185 140ZM203 138H207L208 140H204ZM221 138V139H220ZM236 138V139H235ZM239 138V139H238ZM19 139H21V141L19 140ZM36 139V140H35ZM51 139V140H50ZM123 139V140H122ZM130 139V140H129ZM137 139V140H136ZM164 139V140H163ZM166 139L168 140V139H170L169 141H168V143L167 142H165L166 141ZM178 139V140H177ZM180 139V140H179ZM209 139H210V142H209ZM215 141H214V140ZM222 139H223V141H222ZM263 139V140H262ZM8 140H10L9 141V143H8ZM88 140V142H86ZM102 140H103V142L105 141V142H107L106 144H104V143H102ZM121 141V144L119 143L120 141ZM135 140H136V142H135ZM140 140H141V144H140ZM145 141L144 143H143V145L144 146H141L142 145V142L143 141ZM151 140H152V142H155V143H152L151 142ZM162 140H163V142H162ZM213 140V141H212ZM5 141H7V142H5ZM14 141V142H13ZM16 141V142H15ZM17 141H19V142H17ZM24 141V142H23ZM26 141V142H25ZM45 141V142H44ZM52 141H53V143H52ZM66 141H67V143L69 144H67L66 143ZM75 141V142H74ZM79 141V142H78ZM82 141V142H81ZM97 141H101L100 142V144L102 143L103 145H99L98 143H97ZM112 141V142H111ZM159 141V142H158ZM203 141H205V142H203ZM206 141H208L207 142V144L209 145H206L205 143H206ZM228 141H229V144H227L228 143ZM230 141H231V144H230ZM238 142V144H237V142ZM240 141H243V142H241L242 144L243 143H245V141H246V145H245V149L243 150L244 151V153H243V151H242V153H241V149L242 148H240L239 147V145L240 146H242L241 145V143H239ZM250 141V143H254V141H256L255 142V144H250V143H248ZM5 142V143H4ZM23 142V143H22ZM55 142V143H54ZM71 142V143H70ZM74 144H73V143ZM81 142V144L79 145L78 143H80ZM85 142V143H84ZM95 142L98 144V146L99 147H102V148H98L100 151H98V149H97V147L98 146H96L97 144H95ZM125 142V143H124ZM146 142H147V144H146ZM171 142H172V144L174 145V146H176L177 148H178V146H179V149L180 150H176V147H174V149L172 148V144H171ZM174 142V143H173ZM175 142L177 143L176 145H175ZM192 142H194V143H192ZM198 142V143H197ZM202 142V143H201ZM220 142V143H219ZM225 142V143H224ZM236 142V143H235ZM263 142V143H262ZM8 143V144H7ZM18 143V144H17ZM19 143H20V145H19ZM25 144V145H22V144ZM32 143V144H31ZM45 143V144H44ZM82 143L83 144H85V145H82ZM87 143H88V146H87ZM110 143V144H109ZM113 143V144H112ZM116 143H118L119 144V146H118V144L116 145ZM126 143H129V146H128V144H126ZM149 143H151V146H150V148H149ZM179 143V144H178ZM210 143V144H209ZM212 143V144H211ZM219 143V144H218ZM221 143H224V144H226L227 145V148H224V147H226L225 145H223V144H221ZM233 143H235V144H237V145H235V144H233ZM6 144V145H5ZM12 146H11V145ZM14 144H16V145H14ZM50 144V145H49ZM52 144V145H51ZM64 146H63V145ZM72 144V145H71ZM94 144V145H93ZM115 144V145H114ZM124 146H123V145ZM127 146H126V145ZM131 144V145H130ZM133 144V145H132ZM137 144V145H136ZM145 144H146V146H145ZM157 144H158V146H157ZM171 144V145H170ZM180 144H182V145H185L184 147L182 146V145H180ZM191 144H192V146H191ZM197 144V145H196ZM249 145V147H248V145ZM5 145V146H4ZM22 145V146H21ZM56 145L58 146V147H56ZM76 145V146H75ZM84 146V148L83 147H81V150H83V151H81L80 149H79V146ZM90 145H93V146H90ZM153 145H155V146H153ZM203 145H204V148H202L203 147ZM205 145H206V147H205ZM214 145L216 146V147H214ZM233 145H235V146H233ZM251 145H253V146H251ZM2 146H4L3 148H2ZM32 146V147H31ZM48 146V147H47ZM66 146V148H67V151L66 152H63L62 150H64L65 148H62V147H65ZM108 146H109V148H108ZM121 146H123L124 148L126 147H130V152H129V150H128V148L126 149L125 148V150H126V152H125V150H123L125 153H127V155L126 154H123L124 152L122 151V149H120V148H123V147H121ZM163 146V147H162ZM182 146V147H181ZM186 146H187V148H186ZM193 146H195L194 147V149H193ZM198 146V147H197ZM218 146H220V147H218ZM224 146V147H223ZM230 146V147H229ZM238 146V147H237ZM8 149H7V148ZM9 147H10V150H9ZM23 147V148H22ZM78 147V148H77ZM91 147V148H90ZM106 147V148H105ZM118 147H119V149H118ZM135 147V150L133 149V148ZM143 147V148H142ZM146 147L148 148V150L146 149ZM157 147V148H156ZM161 147V148H160ZM167 147V148H166ZM181 147V148H180ZM191 147V149L193 150V152L192 151H190V150H188V148H190ZM196 147L198 148L197 150H196ZM208 147V148H207ZM233 147V148H232ZM253 147V148H252ZM259 147V148H258ZM25 148V149H24ZM33 148V149H32ZM43 148V149H42ZM54 148H55V151H54ZM57 148V149H56ZM87 148V149H86ZM113 148H115V150L116 149H118L119 151H118V155L117 154H115L114 156H113V154H114V152H117V150L115 151ZM123 148V149H124ZM170 148V149H169ZM172 148V149H171ZM182 148H184L183 150H182ZM185 148H186V152H185ZM205 148L207 149V151L205 150ZM213 148H215V149H213ZM223 148V149H222ZM239 148V149H238ZM243 148H244V145H243ZM251 148L253 149V151L251 150ZM13 149V150H12ZM17 150V151H14V150ZM20 149V150H19ZM52 149V150H51ZM73 151H72V150ZM86 149V151H84ZM103 151H102V150ZM107 149H110V150H107ZM142 149V150H141ZM143 149H146V150H143ZM152 149H153V151H152ZM160 149V151H158V150ZM165 149V150H164ZM166 149H167V152H166ZM204 149V150H203ZM258 149V150H257ZM4 150H6V151H4ZM7 150H9V152H7ZM26 152H25V151ZM27 150H28V152H27ZM33 150V151H32ZM58 150V151H57ZM61 150V151H60ZM95 150L96 151V153H97V156H96V154H95V151L93 152V151ZM128 150V151H127ZM134 150V151H133ZM140 150V151H139ZM150 150V151H149ZM163 150H164V152H163ZM169 150H171V151H169ZM173 150H175V151H177V152H175V151H173ZM202 150V151H201ZM228 150H230L231 151V153H232V155L230 154V152H228ZM239 150H240V152H239ZM3 151V152H2ZM24 151V152H23ZM30 151V152H29ZM39 151V152H38ZM49 151V152H48ZM75 151V152H74ZM105 151H107V152H105ZM112 151V152H111ZM132 151H133V153L134 154H136V155H134L133 153H132ZM141 151H143V153L141 152ZM146 151V152H145ZM172 151H173V153H172ZM190 151V152H189ZM197 151V155L194 153V152H196ZM247 151V152H246ZM258 151V152H257ZM5 152H7V153H5ZM10 152H13L14 153V155L13 154H11ZM15 152H16V154H15ZM21 152H23L24 153V157L25 158H27V160L25 161V163L27 164H30V165H32V166H29L28 164L26 165V164H23V165H20L19 163H18V161L21 159L20 157H22L21 156ZM36 154H35V153ZM40 152H41V155L43 154V156H41L40 155ZM45 152V153H44ZM59 152V153H58ZM62 154H61V153ZM85 152V153H84ZM88 152H90V153H88ZM93 152V153H92ZM98 152H99V154L101 153V155H100V157H99V155H98ZM136 152V153H135ZM151 154V157H149L148 156V154L149 153ZM153 152V153H152ZM157 152H159V153H157ZM162 152V153H161ZM169 152H171V153H169ZM175 152V153H174ZM178 152H180V153H178ZM183 152V153H182ZM187 152H189V154H187ZM192 152V153H191ZM199 152V153H198ZM214 152V153H213ZM223 153L222 155L223 156H219V155H221V153ZM238 152V153H237ZM253 152V153H252ZM257 152V153H256ZM27 153V155H28V157H26L27 155H25ZM31 154V156H30V154ZM39 153V154H38ZM47 153H48V155H47ZM55 153V154H54ZM59 155H58V154ZM63 153H64V158H62L61 160H63V161H65L66 159L65 158H67L68 156V158L67 159H69V160H71L69 163L68 162H66V164H68V165H65V163H64V166H62V165H60V164H62L60 161V159L59 158H61V157H63ZM81 154V155H79V154ZM91 153H92V155L93 154H95V156L97 157V159H95L94 157L92 158L91 157ZM111 153V154H110ZM147 153V154H146ZM158 155H157V154ZM177 153V154H176ZM204 153H206V154H204ZM209 153V154H208ZM211 153V154H210ZM220 153V154H219ZM249 153V154H248ZM5 154V155H4ZM32 154H34V155H32ZM69 154V155H68ZM71 154H72V156H71ZM73 154H74V156L76 157V156H78V157H76V161H78V163L76 162V161H72V158H75L74 156H73ZM104 154V155H103ZM120 154H123V155H121L120 156ZM149 154V155H150ZM154 154V156H152ZM170 154H172L171 156H170ZM175 154H176V156H175ZM180 154V157H178V155ZM181 154H183V155H181ZM186 154V155H185ZM200 154V155H199ZM204 154V155H203ZM216 156H215V155ZM237 154H239V155H237ZM263 154V155H262ZM5 157H4V156ZM12 155V156H11ZM19 155V156H18ZM47 155V156H46ZM83 155H87L86 157H84ZM124 155H126V157L129 159H127V158H125V156ZM140 155H142V156H144V158H143V160L140 162V159H142L141 157L142 156H140ZM156 155V156H155ZM169 155V156H168ZM195 155V156H194ZM201 155H203L202 156V158H201ZM210 155V157H208V156ZM230 157H229V156ZM233 155H235V156H233ZM237 155V156H236ZM259 155H260V158H261V156H262V158L260 159L259 158ZM9 156V157H8ZM13 156H14V158H13ZM33 156H35V157H33ZM39 156H40V158H39ZM67 156V157H66ZM79 156H80V158L81 159H79V160H81V161H79L78 160V158H79ZM103 156V157H102ZM111 156H113V158H115V160H117V161H115V160H113V158H110ZM129 156V157H128ZM134 156V157H133ZM136 156V157H135ZM146 156H148V158L146 157ZM162 156V157H161ZM174 156V157H173ZM183 158H182V157ZM200 156V157H199ZM204 156H205V158H204ZM224 156H226L225 157V159H223L224 158ZM3 157V158H2ZM6 157H8V158H6ZM17 157V158H16ZM33 157V158H32ZM48 157V158H47ZM54 157V158H53ZM72 157V158H71ZM89 157H90V160H89ZM122 157V158H121ZM164 157V158H163ZM168 157V159H166ZM170 157L173 159V160H171L170 159ZM220 157H221V160H220ZM234 157H236V158H238V160L239 161H241L240 162V164L238 163L237 164V159H235ZM255 157H257V159L255 158ZM16 158V159H15ZM20 158V159H19ZM46 158H47V160H46ZM99 158V159H98ZM105 159V165H104V163H103V165H102V162L104 161L103 159ZM119 158H121V159H119ZM123 158H124V160H123ZM135 158V159H134ZM137 158H140L139 159V164L137 165ZM151 158V159H150ZM160 158H162V159H160ZM178 158L180 159V160H178ZM194 158V159H193ZM210 158V159H209ZM213 158V159H212ZM227 158V159H226ZM228 158H230V160L228 159ZM231 158H233V159H235L236 161H234L233 159H231ZM258 158H259V160H261V161H259L258 160ZM5 159V160H4ZM8 159L9 160H11V161H8ZM19 159V160H18ZM32 159H33V161H32ZM39 159V160H38ZM44 159V160H43ZM54 159V160H53ZM65 159V160H64ZM84 159V160H83ZM86 159H87V161H86ZM94 159V161L96 160L97 161V163L96 164H94V162L92 161V160ZM110 159V160H109ZM134 161H132V160ZM149 161H148V160ZM153 159V162H154V160H155V162L154 163H151L152 160ZM165 159V160H164ZM182 159V160H181ZM241 159H244V160H241ZM255 159L256 160H258V161H255ZM16 160V161H15ZM18 160V161H17ZM53 160V161H52ZM99 160V161H98ZM111 160H112V162H111ZM121 162H119V161ZM163 160V161H162ZM170 160V161H169ZM178 160V161H177ZM185 160H186V162H185ZM196 161V163H195V161ZM203 160L205 161V162H203ZM210 160V161H209ZM211 160H212V162H211ZM222 160H224V161H222ZM230 161V162H228V161ZM4 161V162H3ZM7 161V162H6ZM38 161V162H37ZM48 161V162H47ZM84 161V162H83ZM88 161H90L89 163H88ZM109 162L108 164H107V162ZM113 161H114V163H113ZM122 161H124L123 163H122ZM127 161V162H126ZM132 163H131V162ZM160 161H162L161 163H160ZM173 163H172V162ZM238 161V162H239ZM252 161V162H251ZM9 162H11L12 163V165H13V167H14V170H13V168H12V166H10L11 165V163L9 164ZM52 163V164H50V163ZM57 162V163H56ZM95 165V166H99V167H96L97 169L99 168V170L100 171H97L96 169H94V167L95 166H93L92 165V163ZM99 162V163H98ZM101 162V163H100ZM137 162V163H136ZM159 162V163H158ZM165 162V163H164ZM170 162L172 163V165L174 166V164L176 165L175 167H173V168H168L170 165ZM175 162V163H174ZM181 162V163H180ZM182 162H183V166H182ZM190 162V163H189ZM205 163L204 165L203 164H200V163ZM220 162V163H219ZM224 162L226 163V164H228L229 165V167H226V166H224V165H226V164H224ZM258 162H260V163H258ZM2 163V164H1ZM9 164V168L11 167L12 168V170H13V173H11L12 171L7 167L8 166V164ZM43 163V164H42ZM55 163V164H54ZM60 163V164H59ZM112 163V164H111ZM116 163V164H115ZM136 163V164H135ZM142 163V164H141ZM157 164L156 166H158L157 168H156V170H154L155 169V165H153V164ZM191 163H192V165H191ZM212 163V166H213V168H210V167H212L210 164ZM216 163V164H215ZM223 164V166H221L222 164ZM232 163H234L233 165V167H232ZM237 165H236V164ZM256 163V166H255V169H256V167H258V169H254V167L253 166H250V165H254ZM16 166H15V165ZM47 164H49V165H47ZM56 164H59V167H61V170L62 171H60L59 170V172H57V168H58V165H56ZM78 165L77 167L75 166V165ZM90 164V165H89ZM99 164V165H98ZM145 164V165H144ZM147 164V165H146ZM196 164V165H195ZM197 164H198V166H197ZM219 164V165H218ZM221 164V165H220ZM259 164V165H258ZM4 165V166H3ZM38 165V166H37ZM89 165V166H88ZM92 165V166H91ZM100 165H101V167L102 166H104V169H105V171H104V169H103V167L101 168L100 167ZM116 165H117V167H116ZM123 165V166H122ZM125 165V166H124ZM142 165V166H141ZM149 165V166H148ZM163 165H164V167H163ZM167 165H169V166H167ZM189 165V166H188ZM203 165V166H202ZM240 165V166H239ZM247 165V166H246ZM249 165V166H248ZM261 165V166H260ZM20 166L22 167L21 168V170L22 171H24V172H22L21 170H20ZM25 166H29L30 167V169H27L28 167H25ZM43 166H44V169H43ZM47 166V167H46ZM51 166H53V168L51 167ZM54 166H57V168L56 167H54ZM84 166L86 167V169L88 170V169H90L91 167V169H92V171H91V169L88 171V172H86V170H85V168H84ZM89 168H88V167ZM91 166V167H90ZM109 166H113V168L115 169V170H121V173L123 174V173H127V174H125V181H126V183H125V185H127V183L128 184H131V182H132V179H133V176L134 175H139V177L141 176V178H138V182H137V187H139V186H141V185H144L145 187L143 188V189H145L144 191L143 190H141L142 189V187H139L140 188V193L138 192L139 191V188L136 190V194H135V192L133 193H131L129 190H128V188H125V192L123 193V196L122 197H118L117 196V193H114L113 191H111V190H109V187H108V184L110 185V181H111V179H110V177H109V175H110V173H109V175H108V171L109 172H111V170L112 171H115V170H113V168L112 167H110L109 169H111V170H109L108 169V167ZM132 166V167H131ZM136 166H138V167H136ZM147 166V167H146ZM151 166H153L152 167V169L151 168H149V169H146V168H148V167H151ZM197 166V167H196ZM200 166L202 167V168H200ZM219 166V167H218ZM239 166V167H238ZM243 166V167H242ZM5 167V168H4ZM36 167V168H35ZM38 167H39V169H40V171L38 172ZM51 169H50V168ZM81 167V168H80ZM82 167L84 168L83 169V171L84 172H81L82 171ZM106 167V168H105ZM124 167V168H123ZM133 167H135V168H133ZM144 167V168H143ZM146 167V168H145ZM160 167H161V169H160ZM171 167V166H170ZM181 167V168H180ZM195 167V168H194ZM222 167V168H221ZM238 167V168H237ZM250 167V168H249ZM252 167H253V169H252ZM25 168V169H24ZM69 168V169H68ZM75 168V169H74ZM78 168H79V170H80V172H79V170H78ZM133 168V169H132ZM143 168V169H142ZM168 168V169H167ZM189 168V169H188ZM197 168V169H196ZM210 168V169H209ZM219 168H221V170L219 169ZM235 168H236V171H238L237 172V174L238 175H236V171H235ZM245 169V170H247L246 172L245 171H243V170H241V169ZM24 169V170H23ZM27 169V170H26ZM34 169V170H33ZM37 169V170H36ZM59 169V168H58ZM68 169V170H67ZM71 169V170H70ZM94 169V170H93ZM128 169V170H127ZM146 169V170H145ZM172 169H176V171L175 172H173L174 174H172L171 172L172 171H174V170H172ZM186 169H188V170H186ZM201 169V170H200ZM204 169H205V171L206 172H204ZM213 169H215L216 171H218V175H216L217 174V172L216 171H214L213 173L211 172ZM224 169V170H223ZM231 171H230V170ZM33 170V171H32ZM67 170V171H66ZM73 170V171H72ZM107 170V171H106ZM131 172H130V171ZM141 170V171H140ZM153 170H154V172H158L157 174L156 173H154L153 172ZM166 170V171H165ZM168 170V171H167ZM181 170H182V172H183V174H182V172H181ZM197 170V171H196ZM210 170V172L208 173V171ZM223 170V171H222ZM234 170V171H233ZM249 170H250V172H249ZM251 170L254 172V173H252L251 172ZM255 170V171H254ZM47 171V172H46ZM51 171V172H50ZM54 171H56V172H54ZM93 171H97L95 174H94V172ZM134 171H136V172H134ZM152 171V172H151ZM163 171V172H162ZM170 171V172H169ZM188 171V172H187ZM200 171V172H199ZM220 171H221V173H220ZM229 171V172H231V173H233V174H228L227 172ZM259 171H260V173H259ZM32 172V173H31ZM33 172H34V174H33ZM66 172V173H65ZM78 172V173H77ZM91 172H93V175H95L94 177H93V175H91L90 173ZM100 172H102V173H100ZM104 172V173H103ZM107 172V173H106ZM133 172H134V174H133ZM166 172V173H165ZM198 172V173H197ZM241 172V176H240V173ZM248 172V173H247ZM258 172V173H257ZM7 174L6 175V177L4 178V174ZM17 173H19V174H21V176L19 175V174H17ZM30 173V174H29ZM37 173V174H36ZM80 173V174H79ZM98 173H100V174H98ZM112 173V172H111ZM129 173H130V175H131V173H132V176H130L129 175ZM142 173V174H141ZM150 175H149V174ZM155 175H154V174ZM169 173V174H168ZM178 173V174H177ZM188 173V174H187ZM214 173H215V175H214ZM227 173V174H226ZM234 173H235V176H232V175H234ZM252 175H251V174ZM23 174V175H22ZM32 174V175H31ZM56 174V175H55ZM58 174V175H57ZM70 174H71V176H70ZM75 174H76V177H75ZM77 174H78V176L80 175H82V174H85L84 175V178H83V175L81 176V178L79 179V177H77ZM88 175V177H87V175ZM147 174V175H146ZM152 174H153V177L155 178V177H157V178H155V179H153V177H151L152 176ZM207 174V175H206ZM220 174V175H219ZM225 174H226V176H225ZM251 176H250V175ZM260 174V175H259ZM261 174H263V175H261ZM30 175V177H28ZM74 177H73V176ZM102 177H100V176ZM105 175H107V176H105ZM161 175H163V176H161ZM171 176L172 175V177H167V176ZM188 175V176H187ZM199 175V176H198ZM200 175H202V176H200ZM208 175H210L209 177H208ZM247 175H249V177H247ZM8 176H12L11 178L10 177H8ZM14 176V177H13ZM33 176H35V178L33 177ZM40 176V177H39ZM54 176V177H53ZM86 176V177H85ZM127 176V177H126ZM148 176V177H147ZM177 176V177H176ZM185 176H186V178H185ZM206 176L211 180V179H213L214 177H215V180L213 179L212 181H210L208 178H206ZM220 176V177H219ZM253 176H256V177H254V179L252 180V178H253ZM257 176H259V177H257ZM19 177V178H18ZM20 177L22 178L21 180H20ZM26 177V178H25ZM29 179H28V178ZM37 177V178H36ZM50 177H51V179H50ZM105 177V178H104ZM144 177H146L145 178V180H143L144 179ZM191 178V179H189L188 181H189V184H187L186 182H185V179H187V178ZM228 177V178H227ZM234 177H235V179H234ZM237 177H238V179H237ZM241 177V178H240ZM6 178H7V180L9 181V182H7V180H6ZM49 178V179H48ZM58 178H60V179H58ZM69 180H68V179ZM78 178V180H76ZM87 178V179H86ZM88 178H90V180L88 179ZM94 180H93V179ZM95 178H96V180L98 179H100V181H96L95 180ZM108 178H109V180H108ZM132 178V179H131ZM170 178H172V179H170ZM176 178V179H175ZM185 178V179H184ZM199 178V179H198ZM200 178H201V180H200ZM26 179V180H25ZM64 179H65V181L66 182H61L62 180L64 181ZM91 179H92V181H91ZM108 180V183H107V181H105V182H103L104 180ZM153 179V180H152ZM161 179V180H160ZM168 179V180H167ZM179 179H181V180H179ZM232 179L234 180V182L232 181ZM240 179V180H239ZM250 179V180H249ZM2 180H3V182H2ZM15 180V181H14ZM46 180H47V183L50 181V183L47 185V183H46ZM56 180V181H55ZM59 180V181H58ZM72 180V181H71ZM80 180V182H78ZM81 180H82V182H81ZM89 180V181H88ZM103 180V181H102ZM131 180V181H130ZM172 180V181H171ZM178 180H179V182H178ZM191 180V181H190ZM207 180L208 181V183H210V184H208V183H206L205 181ZM237 180V181H236ZM238 180H239V182H238ZM246 180H249V182L248 181H246ZM20 183H19V182ZM22 181V182H21ZM32 182V184H35V183H37L35 186H36V188L35 187H33L32 186V184H31V182ZM34 181V182H33ZM44 181V182H43ZM53 181H55V182H53ZM85 181H87V183L85 182ZM102 181V182H101ZM142 181V182H141ZM154 181V182H153ZM170 181V182H169ZM175 183H174V182ZM181 181H182V183H181ZM187 181V182H188ZM202 181V182H201ZM215 181V182H214ZM228 182V183H226V182ZM229 181H230V183H232V184H230L229 183ZM235 181H236V183H237V186H236V188H235ZM244 181H246V182H248V186L246 187V183L244 182ZM16 182H18V183H16ZM61 182V186H60V183ZM69 182V183H68ZM89 182V183H88ZM95 182V184H93ZM101 182V183H100ZM144 182H146V184L147 185H145V183ZM180 183V184H178V183ZM203 182H204V184H203ZM225 182V183H224ZM243 182V184H242V186H241V183ZM30 183V184H29ZM80 183V184H79ZM91 183V184H90ZM97 183V184H96ZM104 183V184H103ZM142 183V184H141ZM151 183H153V184H151ZM160 183H162L161 185H160ZM167 183H170L171 185H169V184H167ZM196 183V184H195ZM198 183V184H197ZM213 183H214V185H213ZM8 184V185H7ZM14 184V185H13ZM17 184H19V185H17ZM53 184L55 185V186H53ZM58 184V185H57ZM65 184V185H64ZM89 184H90V186H89ZM100 184V185H99ZM173 184V185H172ZM176 184V185H175ZM183 184H186L185 186L183 185ZM223 184V185H222ZM226 184V185H225ZM246 184V185H245ZM7 185V186H6ZM22 185V186H21ZM97 185H99V186H97ZM104 185V186H103ZM139 185V186H138ZM155 185V186H154ZM167 185H168V188H167ZM211 185H213L215 188L213 189V186H211ZM231 185L233 186L232 188H233V191H232V189L230 188V190H229V186L231 187ZM10 186V187H9ZM13 186V187H12ZM27 186H29V187H31V188H33V189H31V188H28L27 189ZM37 186H38V188H37ZM39 186H40V188H39ZM58 186V187H57ZM60 186V187H59ZM68 186V187H67ZM74 186V187H73ZM99 187L100 189H98V188H95V187ZM103 186V187H102ZM165 186V187H164ZM195 186H196V188H195ZM202 186H203V188H202ZM223 186H224V188H223ZM225 186H226V188H227V186H228V190L231 192H228V191H226V188H225ZM6 187V188H5ZM8 187H9V189L10 188H12V189H10V190H7L8 189ZM20 187V188H19ZM24 188V190L25 189H27V190H23V188ZM43 187H46V188H43ZM54 189H53V188ZM73 187V188H72ZM94 187V188H93ZM102 187V188H101ZM105 187V188H104ZM126 187V186H125ZM146 187H148V188H150L151 187V189H149L148 190V188H146ZM152 187H154L153 189H152ZM169 187H171V192H170V198H169V191H170V188ZM173 187V188H172ZM188 187V188H187ZM211 188V189H209V188ZM239 187V188H238ZM242 189H241V188ZM3 188H5V189H3ZM35 188V189H34ZM53 189V191H52V189ZM57 188V189H56ZM60 188H62V189H60ZM107 188V189H106ZM155 188L157 189V190H155ZM164 188V189H163ZM181 188V189H180ZM195 188V189H194ZM21 189L24 191V193H23V191L21 192ZM29 189H31L32 190V192H31V190H29ZM38 189H40V190H38ZM42 189H46L45 191L44 190H42ZM49 189V190H48ZM55 189L58 191H56V193H58L57 194V196L55 195L56 193L54 192L55 191ZM59 189V190H58ZM66 189V190H65ZM72 189V190H71ZM79 189H80V191H79ZM105 189H106V191H108L107 193L105 192ZM147 189V190H146ZM168 191H167V190ZM173 189H175L174 191H173ZM186 189H188V191L186 190ZM192 189H194V190H192ZM236 189V190H235ZM241 189V191H239ZM4 192H3V191ZM15 190V191H14ZM20 190V191H19ZM33 190H35V192H37V190L40 192V195H38L39 194V192H37V193H35ZM42 190V191H41ZM61 190V191H60ZM88 190H90V192L88 191ZM97 190V194L95 193V191ZM98 190L100 191L99 193H98ZM153 190V191H152ZM156 192H155V191ZM165 190V191H164ZM211 190V191H210ZM216 190V191H215ZM243 190V191H242ZM8 191V192H7ZM27 191V192H26ZM51 191V192H50ZM92 191H94V194H95V196H93L94 194H93V192ZM103 191V192H102ZM147 191V192H146ZM167 191V192H166ZM178 191H180V192H178ZM184 192V194L182 193V192ZM187 191V192H186ZM202 191V192H201ZM223 191H225V192H227L226 194H228V193H230V194H228V197H226L225 198V196H227V195H225V192H223ZM235 191V192H234ZM238 191V192H237ZM10 192V193H9ZM18 192H20V193H18ZM34 192V193H33ZM54 192V193H53ZM62 192H64V193H62ZM65 192H66V194H65ZM83 192H84V194H83ZM92 192V193H91ZM111 192V193H110ZM129 192H130V194H129ZM159 193V196L157 197L156 196V194L155 193ZM166 192V193H165ZM173 192V193H172ZM190 192V194H188ZM191 192H193V193H191ZM197 192V193H196ZM221 192H223V193H221ZM5 193H7V194H5ZM33 193V195L35 194V196H33V195H31V194ZM47 193H48V197H49V199H47L48 197H46L45 195H47ZM49 193H53L54 194V196L55 197H57L58 199H56L52 194L51 195H49ZM86 193H88V196L86 195ZM139 193V194H138ZM144 193H145V195H144ZM149 193V194H148ZM165 193V194H164ZM172 193V194H171ZM181 193H182V195H181ZM186 193H187V195H186ZM199 193V194H198ZM236 193V194H235ZM10 194V195H9ZM18 194V195H17ZM23 196V194H24V196L22 197L21 195ZM28 194H30V196H31V200H30V197H29V195ZM45 194V195H44ZM62 194V195H61ZM93 194V195H92ZM104 194V195H103ZM105 194H107V195H105ZM114 194V195H113ZM116 194V195H115ZM174 194H175V197H174ZM179 196H178V195ZM193 194V195H192ZM222 194V195H221ZM14 195H16L17 197H15ZM28 195V196H27ZM68 195H70V196H68ZM84 195H86L85 197V199H84ZM98 195H101L100 197H102V198H100V197H97ZM111 195V196H110ZM132 195V196H131ZM134 195H135V197H134ZM140 195V196H139ZM183 195H184V197H183ZM192 195V196H191ZM220 195V196H219ZM1 196H2V199H1ZM5 196V199L3 198ZM13 196V197H12ZM19 196V197H18ZM38 196V197H37ZM40 196V197H39ZM42 196H43V198H42ZM53 196V198H51ZM89 196H92L93 197V199H91ZM107 196V197H106ZM109 196V197H108ZM134 197L133 199H135L136 201H139V204H140V206H139V204L137 203V202H135V200H131V202L133 203H135V204H137V205H135L134 203V205H133V207H131V204L128 202V201H130V199H131V197ZM146 196V197H145ZM149 196V197H148ZM168 196V197H167ZM173 196V197H172ZM231 196V197H230ZM20 197H22V199L19 201V199L18 198H20ZM26 197H27V200H26ZM29 197V198H28ZM37 197V198H36ZM61 197V199H59ZM65 198V199H63V201H62V198ZM68 199H67V198ZM90 199H89V198ZM116 197H118V200H117V198ZM153 197V198H152ZM163 197V198H162ZM190 197V198H189ZM203 197V198H202ZM215 197V198H214ZM11 200H9V199ZM35 198V199H34ZM95 198V199H94ZM97 198V199H96ZM107 200H106V199ZM112 198H113V200H112ZM120 198V199H119ZM156 198V199H155ZM174 198H175V200H174ZM177 198V199H176ZM181 198H183V199H181ZM195 198H197V199H195ZM200 198V199H199ZM208 198V199H207ZM210 198V199H209ZM224 198V199H223ZM15 199H17V200H15ZM25 199V200H24ZM29 199V200H28ZM36 199H39V201L37 202L36 201ZM40 199H44V201L43 200H40ZM45 199H47L48 201H46ZM56 199V200H55ZM77 199V200H76ZM99 199V200H98ZM114 199H116L115 201H117L118 203H115V201H114ZM121 199H124L123 200V206L125 207V208H123V206H122V200ZM151 199V200H150ZM172 199V200H171ZM195 199V200H194ZM214 199H215V201H214ZM217 199V200H216ZM227 200V202H224V200ZM228 199H230V200H228ZM232 199V200H231ZM1 200H2V204H1ZM4 200V201H3ZM13 200V201H12ZM50 200H55V205L53 204V202L51 201V203L49 202ZM60 200H61V202H60ZM73 200H75L74 202L72 201V203H71V201ZM84 200H86V201H84ZM88 200V201H87ZM90 200H93L94 202H95V204L93 203V202H90ZM105 200V201H104ZM108 200H109V203H108ZM120 200V201H119ZM128 200V201H127ZM156 200V202H154V203H152L153 201H155ZM159 200V201H158ZM194 200V201H193ZM197 200V201H196ZM208 200H210V201H208ZM225 200V201H226ZM15 201V202H14ZM22 201H25L26 202V204L24 205L23 204V202ZM68 201H70V202H68ZM81 201H83L84 203H83V208H81L80 209V207H79V203L81 204L82 202ZM104 201V203H106V205L104 204L103 205V202ZM142 201V202H141ZM145 201V202H144ZM173 201V202H172ZM198 201H199V203H198ZM222 201V202H221ZM5 202V203H4ZM10 202V203H9ZM11 202H13V204H11ZM18 202V203H17ZM31 202H32V204H31ZM44 204H42V203ZM46 202V203H45ZM63 202V203H62ZM90 202V204H88ZM126 202H127V206H128V204L130 205V206H128V207H126ZM148 202V204H146ZM176 202V203H175ZM192 202H194V203H192ZM209 202V203H208ZM212 202V203H211ZM41 203V204H40ZM59 203V204H58ZM97 203H98V205H97ZM112 203H115L116 204V206L114 205V204H112ZM144 203V204H143ZM172 204V205H170V204ZM196 203V205H194ZM228 203V204H227ZM11 205V206H9V208L7 207V206H5V205ZM17 205L16 207H15V205ZM30 204L32 205V206H30ZM46 204V205H45ZM70 204H73V205H71V206H69ZM75 204V205H74ZM92 204L94 205V207H95V209H94V207H92ZM103 206H102V205ZM143 204V205H142ZM155 204V205H154ZM183 204V205H182ZM198 204V205H197ZM202 204L204 205V206H202ZM217 206H216V205ZM14 205V206H13ZM22 206V207H20V206ZM41 206L42 207V205L46 208H41V207H39V206ZM47 205H52V206H50V207H52V208H50L49 206L48 207H46ZM56 205H58L60 208H61V206L62 207H64V209H65V205H68L69 206V210H67V212H69V213H67V214H65V212H66V210L64 211V210H61L58 206H56ZM109 205H110V207H109ZM148 205V206H147ZM193 205V206H192ZM207 205V206H206ZM29 206V207H28ZM89 206H91V208H87V207H89ZM97 206L99 207L98 209H96L97 208ZM117 206H119V208L117 207ZM135 206H139L138 208L140 209V211H139V209L136 207L135 208ZM141 206H143V207H141ZM162 206V207H161ZM173 206V207H172ZM186 206H188V207H186ZM199 206V207H198ZM209 206V207H208ZM213 206V207H212ZM253 206V207H252ZM260 206H262V207H260ZM6 207V208H5ZM13 207L15 208L14 210H13ZM29 208V210H28V208ZM53 207H58L59 209H54L55 210V212H54V210H52L53 209ZM101 207V208H100ZM103 207H105V210H102V209H104ZM116 207V209H112V208H115ZM149 207V208H148ZM151 207V208H150ZM153 207H155L154 209H153ZM162 209H161V208ZM167 207V208H166ZM172 207V208H171ZM176 209H175V208ZM181 207V208H180ZM205 207H207V208H205ZM224 207H226V208H224ZM260 208L259 209V211H258V209H255V208ZM22 209V212H21V210L20 209ZM27 208V210H25ZM40 208V209H39ZM88 210H87V209ZM131 208H133V210L135 211H131ZM142 208H144V209H142ZM166 208V209H165ZM169 208V209H168ZM195 208H197V209H195ZM243 208V209H242ZM249 208V209H248ZM254 208V209H253ZM12 209V210H11ZM37 209H38V211H37ZM42 209L45 211V215H44V217H43V215H42V213L44 212V211H42ZM68 209V208H67ZM71 209V210H70ZM93 209V211H89V210H92ZM102 210V211H100V210ZM125 209H126V211H125ZM138 209V212L136 211ZM148 209H149V211H148ZM158 209V210H157ZM176 211H175V210ZM182 209H184V212H183V214H181L182 213ZM189 210V212L188 211H186V210ZM240 209H242V211H239ZM252 209H253V211H252ZM263 209V210H262ZM3 210H5V211H3ZM7 210V211H6ZM10 210V212H8ZM18 210H20V212L22 213H19L18 212ZM33 210L34 212L32 213L31 211ZM48 210V211H47ZM50 210H52L53 211V213H52V211H50ZM60 210V211H59ZM76 210H78V212L76 211ZM84 210V211H83ZM86 210V211H85ZM112 210H113V214L115 215H113L112 214ZM116 210V212H114ZM161 210V211H160ZM163 210V211H162ZM166 210V211H165ZM169 210V211H168ZM172 210V212H170ZM202 210H203V213H202ZM217 210V211H216ZM12 211V212H11ZM16 211V212H15ZM25 211V212H24ZM27 211V212H26ZM30 211V212H29ZM60 212V214L62 213V211H63V213L61 214V216L62 217H64V218H62L60 215H59V212ZM97 211V213L98 214H95V212ZM148 211V212H147ZM152 211H153V213H152ZM174 211H175V213H177V214H174ZM181 211V212H180ZM205 211V212H204ZM211 211V212H210ZM256 211H258V212H256ZM18 212V213H17ZM35 212H36V214H35ZM40 213V214H38V213ZM42 212V213H41ZM75 213L76 214V212H77V214L78 215H75V214H73V213ZM83 212H84V214H83ZM91 212V213H90ZM102 212V213H101ZM108 213V214H105V213ZM111 212V213H110ZM143 214H142V213ZM165 212V213H164ZM170 213V215H169V213ZM192 212V213H191ZM210 212V213H209ZM225 214H224V213ZM230 212V213H229ZM239 212V213H238ZM249 212V213H248ZM256 212V213H255ZM263 212V213H262ZM11 213V214H10ZM13 213L14 214H17V215H14V216H12L13 215ZM25 213H27V214H25ZM46 213H49V214H51V215H47L48 217L46 218ZM58 213V214H57ZM99 213H100V215H99ZM136 213H141V214H136ZM151 213V214H150ZM161 213H162V215H161ZM179 213L181 214L180 216H179ZM191 213V214H190ZM194 213V214H193ZM222 213H223V215H222ZM230 215H229V214ZM233 213H236L237 215H234ZM28 214H30L31 216H30V220H28ZM35 214V215H34ZM63 214H65V216H63ZM90 214V215H89ZM105 214V215H104ZM123 214V215H122ZM154 214V215H153ZM205 214V215H204ZM211 214H213V215H211ZM218 214V215H217ZM227 214H228V216H227ZM233 214V215H232ZM240 214V215H239ZM245 214H247V215H245ZM27 215V216H26ZM38 215V216H37ZM39 215H41L40 217H39ZM53 215V216H52ZM59 215V216H58ZM67 215H69V216H67ZM80 215V216H79ZM88 215V216H87ZM107 215H109V216H107ZM131 215V216H130ZM142 215V216H141ZM145 215V216H144ZM158 215H159V217H158ZM165 215V216H164ZM170 216V218H172V219H170L169 218V216ZM219 215H221L222 217V220H221V218H220V216ZM3 216V217H2ZM6 216V217H5ZM10 216H12L11 218H10ZM16 216H17V219H16ZM23 216V217H22ZM34 217V219L37 217V219H35L36 221H34L33 220V217ZM51 216V217H50ZM78 216V217H77ZM97 216H98V219H97ZM102 216H103V218H102ZM104 216H105V218H104ZM111 216H112V220L114 221V219L115 218H117V219H115V221L113 222L112 220H111ZM139 216H141L140 218H142L141 220L139 219ZM155 216V217H154ZM162 216V217H161ZM164 216V217H163ZM166 216H168V218L166 217ZM174 216V217H173ZM183 216V217H182ZM250 216H253V217H255L253 220H250ZM14 217V218H13ZM55 218V219H53V220H51L52 218ZM65 217H66V219H65ZM72 217V218H71ZM95 217V218H94ZM101 217V218H100ZM130 217V218H129ZM136 217V218H135ZM145 217H146V219H145ZM176 217V218H175ZM179 217V218H178ZM211 217V218H210ZM234 217V218H233ZM240 217H241V219H240ZM244 217V218H243ZM252 217V218H253ZM258 218V220H259V222L258 223H255L254 224V220H257V218ZM20 218H21V220H20ZM39 218H40V220H39ZM51 218V219H50ZM56 218H58L57 220H56ZM62 219V220H66V224L64 223V221H63V223L61 224L60 222H62L60 219ZM68 218H70V219H68ZM74 218V219H73ZM94 218V219H93ZM108 218V222H107V219ZM149 218V219H148ZM150 218H152L151 220H150ZM174 218V219H173ZM209 218V221H208V224H207V219ZM245 219V220H243V219ZM246 218H248V219H246ZM4 219H5V221H4ZM9 219H10V221H9ZM13 219V220H12ZM15 219V220H14ZM19 219V220H18ZM32 219V220H31ZM46 219V220H45ZM50 221L51 220V223H52V225H55V224H57V225H55V226H53V227H58L59 229H58V233H59V235H61V233H62V236H61V238H60V236H56V235H54L53 233L51 234L50 233V228H49V225H50V222L48 221V220ZM81 219V220H80ZM92 219V220H91ZM96 219V220H95ZM101 219H102V221H101ZM110 219V220H109ZM134 219H136L137 220V222H133V221H135ZM156 219V221H154ZM164 219V220H163ZM170 219V220H169ZM203 219H205V220H203ZM212 219V220H211ZM238 219H240V221L238 220ZM8 220V221H7ZM24 220V222L22 223V222H19V221H23ZM69 220V221H68ZM73 220H74V222H73ZM77 220V221H76ZM88 220V221H87ZM105 220H106V222L107 223H104L105 222ZM144 220H146V221H144ZM159 220H160V224H159ZM161 220H163V221H161ZM169 220V221H168ZM178 220V221H177ZM180 220H182L181 222H180ZM219 222H218V221ZM231 220V221H230ZM238 220V221H237ZM248 220V221H247ZM12 221V222H11ZM26 221V222H25ZM30 221V222H29ZM32 221V222H31ZM33 221H34V224H33ZM54 223H53V222ZM55 221H56V223H55ZM58 221H60V222H58ZM71 221V222H70ZM84 221V222H83ZM91 221H93V222H91ZM111 221H112V223H111ZM144 221V222H143ZM158 221V222H157ZM214 221V224L212 223ZM217 221V222H216ZM221 221V222H220ZM245 221H247V223L245 222ZM262 221H263V223H262ZM19 222V223H18ZM29 222V223H28ZM76 222V223H75ZM117 222V223H116ZM141 222V223H140ZM144 224H143V223ZM147 224H146V223ZM149 222V223H148ZM152 222V223H151ZM154 222H156V224L154 223ZM204 222V223H203ZM217 224H216V223ZM241 222H242V226H241ZM1 223H3L2 225H1ZM24 223H25V225H24ZM49 223V225L47 226V224ZM59 223V224H58ZM84 223V224H83ZM114 223V224H113ZM134 223V224H133ZM135 223H137L136 224V226H134L135 225ZM140 223V224H139ZM206 223V224H205ZM210 223L212 224V225H210ZM235 223V224H234ZM16 226V227H14V225ZM17 224L20 226V227H18L17 226ZM21 224V225H20ZM28 224V225H27ZM29 224H31V225H29ZM35 226V228H34V226ZM36 224V225H35ZM61 224V225H60ZM74 226H73V225ZM80 224V225H79ZM101 224V225H100ZM106 224H107V226H106ZM109 224H111V225H109ZM113 224V225H112ZM144 226H142V225ZM145 224L148 226H150L151 227V229L149 230V226L147 227V226H145ZM158 224V225H157ZM163 224H164V226H163ZM206 225V227L205 226H203V225ZM226 224H228V225H226ZM38 225V226H37ZM62 225H63V227H62ZM76 225V226H75ZM78 225H79V227H78ZM114 225H116L117 226V228L115 229L116 231H114L113 229H114V227H116V226H114ZM138 225H140V226H138ZM178 225V226H177ZM236 225V226H235ZM22 226V227H21ZM26 226H28V227H26ZM33 226V232L30 230V229H32L31 227ZM61 228H63V231L65 230V235L63 234L64 232L63 231H61L62 229H60V227ZM72 226V227H71ZM83 226V227H82ZM109 226H110V228H109ZM114 226V227H113ZM133 226V227H132ZM167 226H168V228H167ZM202 226H203V228H202ZM208 226V227H207ZM217 226V227H216ZM239 226V227H238ZM7 227V228H6ZM13 227V228H12ZM77 227V228H76ZM123 227V228H122ZM129 227V228H128ZM130 227H132L131 229H130ZM140 227V228H139ZM145 227H146V229H145ZM156 227H159L157 230H156ZM170 227V228H169ZM180 227V228H179ZM182 227L184 228V229H182ZM189 227V228H188ZM197 227H198V229H197ZM204 227H205V229L207 230H205L204 229ZM8 228V229H9ZM17 228V229H16ZM20 228H23L22 230H20ZM44 229V231H43V229ZM79 228H81V229H79ZM99 228V229H98ZM101 228V229H100ZM105 228V230L103 231L102 229H104ZM166 228V229H165ZM172 228L175 230V233H174V230H172ZM179 228V229H178ZM194 228V229H193ZM201 228L202 229H204V230H201ZM214 228V230L212 231V229ZM228 228V229H227ZM232 228V229H231ZM19 229V230H18ZM26 229V230H25ZM29 229V230H28ZM45 229H46V231H45ZM73 229V230H72ZM75 229V230H74ZM77 229V230H76ZM86 231H84V230ZM93 229V230H92ZM109 229H111V230H109ZM124 230V231H122V230ZM130 229V230H129ZM142 229H145V231L144 230H142ZM154 229V230H153ZM187 229V230H186ZM196 229V230H195ZM230 229V231H228ZM13 230V231H12ZM67 230H69V231H67ZM81 230V231H80ZM89 232H88V231ZM153 230V231H152ZM157 231V232H154V231ZM169 230H170V232H169ZM212 231V233H211V231ZM232 230V231H231ZM239 230V231H238ZM73 231V232H72ZM82 231H84V232H82ZM93 231H95L94 233H93ZM100 232L98 235H100L101 233H102V231L104 232L102 235H100V237L98 236V235H96L98 232ZM114 231V232H113ZM118 231V232H117ZM120 231H122L121 233H120ZM137 231V232H136ZM150 231H151V233H150ZM160 233H159V232ZM201 231V232H200ZM206 231V232H205ZM208 231H210V232H208ZM30 232H32V234L30 233ZM42 232V233H41ZM68 232H71V234L69 233V235H68ZM77 232H79V233H77ZM88 232V233H87ZM111 232H113V234L111 233ZM118 233V235H116L117 233ZM124 232V233H123ZM128 233V234H126V233ZM145 234H144V233ZM220 232V233H219ZM230 232H232V234L230 233ZM236 234H234V233ZM39 233H40V235H39ZM50 235H49V234ZM75 233H77V234H75ZM114 233H115V235H114ZM120 233V234H119ZM123 233V234H122ZM139 234L140 236H137V234ZM209 233H211V234H209ZM42 234V235H41ZM57 234V233H56ZM77 238H75V237H73V235ZM79 234H80V236H79ZM85 234V235H84ZM104 234H106V235H104ZM126 234V235H125ZM130 234H131V236H130ZM134 234L136 235V237L134 236ZM156 234V235H155ZM175 234V235H174ZM178 234H180V235H178ZM187 234H188V236H187ZM190 234V235H189ZM200 234H201V236H200ZM214 234H216V235H214ZM224 234V235H223ZM238 234H239V236H238ZM9 235H12V237L11 236H9ZM30 235H32V236H34V237H32V236H30ZM52 235V236H51ZM56 236V238H52V237H54V236ZM58 235V234H57ZM64 235V236H63ZM66 235H67V238H68V236H69V238H68V240H67V238H66ZM95 235V236H94ZM108 235V236H107ZM111 235V236H110ZM114 235V236H113ZM133 235V236H132ZM144 235V236H143ZM154 235L157 237V241H156V237H155V240H154ZM197 235V236H196ZM211 235V237H209ZM217 235H218V237H217ZM45 236V237H44ZM112 236H113V238H112ZM122 236V237H121ZM190 236V237H189ZM204 236V237H203ZM216 236V237H215ZM222 236V237H221ZM224 236V237H223ZM23 237V238H22ZM43 237V238H42ZM63 237L66 239V241H67V243H66V241L65 242H63ZM81 237V238H80ZM84 239H83V238ZM94 237V238H93ZM97 237H98V239H97ZM108 237V238H107ZM114 237L116 238V240L114 239ZM120 237V238H119ZM137 237H140V238H137ZM214 237V238H213ZM10 238V239H9ZM41 238H42V240H41ZM49 238V239H48ZM58 238H59V242H61V243H65V247H64V244H62L63 246L62 247H60L61 246V243L59 244V242H58ZM71 238V239H70ZM75 239V241H74V239ZM86 238H87V240H86ZM137 238V239H136ZM185 238V239H184ZM187 238H188V240H187ZM218 238V239H217ZM222 238V239H221ZM238 238H239V240H238ZM52 239H54V240H52ZM61 239V240H60ZM103 239V240H102ZM117 239H118V241H117ZM122 239V240H121ZM132 239V240H131ZM202 241H201V240ZM220 239V240H219ZM31 242H30V241ZM34 240V241H33ZM49 240V241H48ZM57 240V241H56ZM81 240V241H80ZM89 240H90V243H89ZM92 240V241H91ZM96 240H98V241H96ZM108 240V242H106ZM133 240H134V242H133ZM136 240V241H135ZM139 242H138V241ZM212 240V241H211ZM220 242H219V241ZM227 240V241H226ZM37 241V242H36ZM38 241H39V243H38ZM44 241V242H43ZM80 241V242H79ZM82 241H83V243H82ZM101 241V242H100ZM104 241H105V243H104ZM121 241V242H120ZM154 241H156L157 242V244L154 242ZM189 242V243H187V242ZM198 242V244H197V242ZM222 241H224L223 243H222ZM51 242V243H50ZM56 242H58V244L56 243ZM87 242V243H86ZM94 242H96L95 243V245L93 244ZM121 244H120V243ZM186 242V243H185ZM192 242H194V243H192ZM215 242V243H214ZM226 242V246H225V243ZM260 242V243H259ZM27 243H29V244H27ZM36 243V244H35ZM43 243V244H42ZM76 243V244H75ZM99 244V247H98V244ZM106 243H108L107 245H106ZM110 243V244H109ZM123 243V244H122ZM153 243V244H152ZM177 243V244H176ZM178 243H179V245H178ZM185 243V244H184ZM192 243V244H191ZM222 243V244H221ZM249 243V244H248ZM32 244H35L36 246H35V248L33 249L32 248ZM74 245V247H73V245ZM87 244H89L88 246H87ZM93 244V249H92V247H91V245ZM114 244V245H113ZM120 244V245H119ZM149 244L150 245H152V246H149ZM173 244H174V246H173ZM190 244V245H189ZM196 244V245H195ZM251 244V245H250ZM257 244V245H256ZM84 245H86L85 247H83ZM105 245V246H104ZM118 245V246H117ZM124 247H123V246ZM130 245V246H129ZM185 245H186V247H185ZM209 245H211V246H209ZM223 245V246H222ZM249 245V246H248ZM254 245V246H253ZM256 245V246H255ZM39 246V247H38ZM51 246V247H50ZM80 246V247H79ZM89 246H90V248H89ZM95 246V247H94ZM114 248H113V247ZM122 246V247H121ZM148 246V247H147ZM184 246V247H183ZM192 246V247H191ZM203 246V247H202ZM225 246V247H224ZM243 246V247H242ZM258 246V247H257ZM24 247H26L27 249H25ZM36 247H38V248H36ZM109 247V248H108ZM118 247V248H117ZM120 247V248H119ZM129 247V248H128ZM130 247H132V248H134V249H132V248H130ZM152 247V248H151ZM169 247V248H168ZM173 247H174V251L177 249V251H173ZM189 247V248H188ZM252 247H257V248H255V249H253ZM66 248V249H65ZM84 248V249H83ZM88 248V251L86 250V249ZM97 248V249H96ZM112 248V249H111ZM145 248V249H144ZM149 248V249H148ZM172 248V249H171ZM176 248V249H175ZM183 248L185 249V251L183 250ZM33 249V250H32ZM36 249V250H35ZM38 249V250H37ZM62 249V250H61ZM77 249V250H76ZM89 249L91 250H93L94 251V253H93V251L91 250V251H89ZM108 249H110V250H108ZM121 249H123V250H121ZM131 250V252H129V254H128V250ZM142 249V250H141ZM149 251H147V250ZM171 249V250H170ZM179 249H180V251H179ZM206 249H208V250H206ZM220 249H223V250H221L220 251ZM242 249V250H241ZM24 250H25V252H24ZM29 250H32V251H29ZM65 250H67V251H65ZM74 250V251H73ZM83 250V251H82ZM112 250V251H111ZM120 250V251H119ZM150 250H152V251H150ZM160 250V251H159ZM168 250L170 251V252H168ZM193 250V252H191ZM233 250H235V251H233ZM239 250V251H238ZM247 250H248V252H247ZM251 250V252H249ZM256 250V251H255ZM21 251H22V254L20 255V253H21ZM39 252V253H37V252ZM71 251H73V252H75V251H77L76 253H72ZM85 251H87V252H85ZM109 251V252H108ZM117 251H118V253H117ZM163 251H165V253L163 252ZM171 251H172V253H171ZM182 251H184V252H182ZM220 251V252H219ZM243 253H242V252ZM257 251H258V253H257ZM24 252V253H23ZM47 252V253H46ZM65 252L66 253H69V254H66V256H65ZM71 252V253H70ZM78 252H80V253H78ZM145 252H146V256L144 257L143 256V254L145 255ZM153 252V253H152ZM161 252V253H160ZM167 252V253H166ZM180 252H181V256H183V257H181L180 256ZM185 252H186V254H185ZM222 252V253H221ZM236 252V253H235ZM241 252V253H240ZM253 252V253H252ZM28 253H29V255L31 256H29L28 255ZM34 253V254H33ZM43 253V254H42ZM57 253H59V255L57 254ZM61 253V254H60ZM86 253V254H85ZM89 253H91L90 255H89ZM96 253V254H95ZM137 255H136V254ZM148 253V254H147ZM171 255H170V254ZM188 253H189V255H188ZM195 253H196V255L197 256H199V259H196V258H194V257H197V256H195ZM228 253H229V255H228ZM262 253V254H261ZM24 254V255H23ZM26 254V255H25ZM32 254V255H31ZM49 254V255H48ZM52 256H51V255ZM72 254V255H71ZM74 254H77V255H75V257H74ZM81 254H83V256L81 255ZM105 254V255H104ZM110 254V255H109ZM158 254L160 255L161 254V256H158ZM164 254H166V257H165V255ZM167 254H169V255H167ZM175 254V255H174ZM184 254V255H183ZM200 254V255H199ZM222 254H224V255H222ZM227 254V255H226ZM251 254V255H250ZM38 257H37V256ZM71 255V256H70ZM88 257H87V256ZM103 255V256H102ZM115 255H116V257H115ZM127 255V256H126ZM157 255V256H156ZM164 255V256H163ZM205 255V256H204ZM220 255H222V256H220ZM235 255V256H234ZM237 255V256H236ZM259 255V256H258ZM20 256L22 257L21 259H20ZM29 256V257H28ZM70 256V257H69ZM74 257V258H71V257ZM79 256V257H78ZM91 256H92V258H91ZM104 256H106V257H104ZM119 256V257H118ZM149 257L148 259L146 258V257ZM155 256V257H154ZM172 256V257H171ZM179 256V257H178ZM192 256V257H191ZM202 256V257H201ZM205 258H204V257ZM218 256H220V257H218ZM228 258H227V257ZM234 258H233V257ZM263 256V257H262ZM41 257V258H40ZM83 257V258H82ZM113 257V260L111 259ZM124 257V258H123ZM131 257V258H130ZM144 257V258H143ZM152 257H153V260H152ZM189 257V258H188ZM202 259H201V258ZM208 257V258H207ZM216 258V259H212V258ZM260 257H259V260H260ZM23 258H24V260H23ZM34 259V260H32L33 262H31V259ZM37 258V259H36ZM67 258V259H66ZM82 259L81 261L80 260H78V259ZM85 258V259H84ZM100 258V260H98ZM115 258V259H114ZM123 258V259H122ZM156 258V259H155ZM158 258V259H157ZM168 258V259H167ZM198 258V257H197ZM207 258V259H206ZM237 258V259H236ZM11 259H12V261H11ZM45 259V260H44ZM53 259V260H52ZM60 259V260H59ZM68 259H70V260H68ZM71 259H72V261H71ZM76 259V260H75ZM94 259V260H93ZM133 259V260H132ZM143 259H145L146 261H143ZM165 259V260H164ZM167 259V260H166ZM196 259L197 260V262H196V260L194 261V260ZM212 259V260H211ZM255 259V260H254ZM13 260H15L14 262H13ZM21 260V261H20ZM29 260V261H28ZM75 260V261H74ZM78 260V261H77ZM89 260H91V261H89ZM93 260V261H92ZM103 260V261H102ZM106 260V261H105ZM123 260V261H122ZM187 260V261H186ZM20 261V262H19ZM55 263H54V262ZM74 261V262H73ZM105 261V262H104ZM110 261V262H109ZM115 261V262H114ZM123 263H122V262ZM142 261V262H141ZM190 261V262H189ZM200 261V262H199ZM230 261V262H229ZM233 261V262H232ZM253 261V262H252ZM42 262V263H41ZM64 262V263H63ZM108 262V263H107ZM136 262V263H135ZM154 262V263H153ZM210 262V263H209ZM256 263V264H257ZM258 263V264H259ZM262 264H264V262L262 263Z\"/></svg>", "mask_w": 264, "mask_h": 264}, {"label": "bare ground", "instance_id": "bare-ground-1", "mask_svg": "<svg viewBox=\"0 0 264 264\" xmlns=\"http://www.w3.org/2000/svg\"><path fill=\"white\" fill-rule=\"evenodd\" d=\"M32 1H33V0H32ZM32 1L29 2V0H0V24H1V23H4V26H6L5 29H4V27H3L2 30H5L6 33H10L11 27H13V26H17V27H18L19 25H20V26L24 25V27H25V31H27V32L29 33V30L32 29V28H31V25H32V26H33V25L36 26V25H37L36 23H38V24H42V26L44 27L43 29H46L45 32H46L47 35H49L48 38H47V39L49 40V39H50V34L53 33V32H56V31H53V29H55V27H57V26L63 25V24H62V21H64L65 18L62 17V16H63L62 13H64V12L60 13V10H61V9H60L59 12H58L59 6H57L58 4L56 5V3L53 4V3L50 2V3L44 4L43 6H38V5L35 4V2H32ZM35 1H36V0H35ZM37 1H38V0H37ZM66 1H67V2L69 1V2L71 3V1H73V0H66ZM81 1H82V0H81ZM84 1L87 3L88 0H84ZM138 1H139V0H138ZM181 1H182V0H181ZM191 1H192V0H191ZM196 1H198V0H196ZM196 1H195V2H196ZM207 1H208V0H207ZM213 1H214V0H213ZM225 1H226V0H225ZM231 1H232V0H231ZM241 1H242V0H241ZM246 1H250V2H251V0H246ZM53 2H54V1H53ZM62 2H63V0H62ZM74 2H76V1H74ZM78 2H79V1H78ZM88 2H90V1H88ZM128 2H129V0H128ZM168 2H169V0H168ZM174 2H176V1H174ZM177 2H178V1H177ZM192 2H193V1H192ZM214 2H215V1H214ZM218 2H220V1H218ZM263 2H264V1H263ZM58 3H60V1H59ZM63 3H65V2H63ZM82 3H83V2H82ZM82 3H81V4H82ZM93 3H94V1H92V4H93ZM131 3H133V2H131ZM138 3H139V2H138ZM143 3H144V2H143ZM166 3H167V2H166ZM207 3H208V2H207ZM228 3H229V2H227V4H228ZM246 3H247V2H245L244 6L246 5ZM258 3H259V2H258ZM261 3H262V1H261ZM38 4H39V3H38ZM74 4H75V3H74ZM79 4H80V2H79ZM94 4H95V3H94ZM117 4H118V3H117ZM134 4H135V2H134ZM160 4H161V2H160ZM184 4H185V3H184ZM189 4H191V3L189 2ZM189 4H188V5H189ZM193 4H194V2H193ZM196 4H198V2H197ZM196 4H195V5H196ZM202 4H203V3H202ZM208 4H209V3H208ZM208 4H207V5H208ZM212 4H213V3H212ZM220 4H221V2H220ZM254 4H255V3H254ZM262 4H263V3H262ZM262 4H260V5H262ZM39 5H40V4H39ZM67 5L69 6V4H67ZM67 5H66V6H67ZM82 5H83V4H82ZM87 5H88V4H87ZM90 5H91V4H90ZM128 5H129V3H128ZM135 5H136V4H135ZM135 5H133V7H134ZM141 5H142V4H141ZM144 5H145V4H144ZM162 5H164V3H162ZM166 5H169V4L167 3ZM195 5H194V6H195ZM198 5H199V4H198ZM204 5H205V4H204ZM210 5H211V4H210ZM248 5H249V4H248ZM248 5H247V6H248ZM64 6H65V5H64ZM68 6H67L66 8H68ZM72 6H73V5H72ZM79 6H80V5H79ZM94 6H96V5H94ZM164 6H165V5H164ZM172 6H174V4L170 6L171 9H172ZM175 6L178 8L177 5H175ZM175 6H174V8H175ZM183 6H184V5H183ZM194 6H193V7H194ZM218 6H219V4H218ZM218 6H217V8H218ZM223 6H224V5H222V7H223ZM233 6H234V5H233ZM251 6H252V4H251ZM263 6H264V5H263ZM60 7H61V6H60ZM62 7H63V6H62ZM75 7H76V6H75ZM77 7H78V6H77ZM80 7H81V6H80ZM84 7H85V6H84ZM86 7H87V6H86ZM119 7H120V6H119ZM129 7H130V6H128V8H129ZM157 7H158V6H157ZM159 7H160V6H159ZM162 7H163V6H161V8H162ZM165 7H166V6H165ZM165 7H164V8H165ZM170 7H169V8H170ZM179 7H180V6H179ZM190 7H191V5H190ZM197 7H198V6H197ZM200 7L202 8L203 6H200ZM219 7H220V6H219ZM222 7H220V8H222ZM230 7H232V5H231ZM230 7H229V9H230ZM248 7H250V6H248ZM248 7H247V8H248ZM253 7H254V5H253ZM257 7H258V6H257ZM95 8H96V7H95ZM164 8H163V9H164ZM166 8H167V7H166ZM198 8H199V7H198ZM198 8H197V9H198ZM201 8H200V9H201ZM204 8H205V7H203V9H204ZM217 8H215V9L217 10ZM220 8H218V9H220ZM233 8H235V6H234ZM251 8H252V7H251ZM263 8H264V7H263ZM157 9H158V8H157ZM171 9H170V10H171ZM180 9H181V8H180ZM180 9H178V10H180ZM195 9H196V8H194L193 10H195ZM210 9H211V8H210ZM229 9H228V10H229ZM236 9H237V8H236ZM248 9H249V8H248ZM253 9H255V8H253ZM62 10H63V9H62ZM67 10H68V9H67ZM73 10H74V9H73ZM77 10H78V9H77ZM154 10L156 11L155 8H154ZM160 10H161V9H160ZM170 10H167V12L170 11ZM174 10H175V9H174ZM190 10H191V9H190ZM231 10H232V9H230V13H231ZM240 10H241V9H240ZM243 10H245V9H243ZM243 10H242V11H243ZM256 10H257V9H256ZM69 11H71V10H69ZM75 11H76V10H74V12H75ZM95 11H96V10H95ZM113 11H114V9H112V11L110 10V13L113 12ZM115 11H116V10H115ZM128 11H129V10H128ZM162 11H163V10H162ZM165 11H166V10H165ZM181 11H182V9H181ZM204 11H205V10H204ZM211 11H212V10H211ZM217 11H218V10H217ZM220 11H222V10H220ZM225 11H226V10H225ZM74 12H73V13H74ZM106 12H107V11H106ZM108 12H109V11H108ZM133 12L135 13V11H133ZM173 12H174V11H173ZM176 12H177V11H176ZM195 12H196V11H195ZM205 12H206V11H205ZM232 12H233V11H232ZM243 12H244V11H243ZM65 13H66V12H65ZM71 13H72V12H71ZM140 13H141V12H140ZM140 13H139V14H140ZM163 13H164V12H163ZM190 13H191V12L189 11V14H190ZM215 13H216V11H215ZM217 13H218V12H217ZM220 13H221V12H220ZM75 14H76V12H75ZM78 14H80V12H79ZM158 14H159V13H158ZM160 14H162L161 11H160ZM160 14H159V16H160ZM171 14H172V13H170V16H171ZM186 14H187V13H186ZM191 14H192V13H191ZM205 14H207V13H205ZM245 14H246V13H245ZM261 14H262V12H261ZM61 15H62V16H61ZM64 15H65V14H64ZM71 15H72V14H71ZM71 15H70V16H71ZM134 15H135V14H134ZM141 15H142V14H141ZM164 15H165V14H164ZM172 15H173V14H172ZM175 15H176V17H177V14H176V13H175ZM175 15H174V16H175ZM178 15H179V14H178ZM199 15H201V12H200ZM209 15H210V14H209ZM230 15H232V14H230ZM65 16H66V15H65ZM145 16H146V15H145ZM145 16H144V17H145ZM157 16H158V15H157ZM167 16H168V15L166 14V17H167ZM203 16H204V15H203ZM224 16H225V15H224ZM224 16H223V17H224ZM252 16H253V13H252ZM92 17H93V16H92ZM160 17H161V16H160ZM163 17H164V16H163ZM215 17H216V16H215ZM215 17H214V19H215ZM227 17H228V16H227ZM229 17H230V16H229ZM254 17H255V16H254ZM63 18H64V19H63ZM69 18H70V17H69ZM69 18H68V16H67V19H69ZM122 18H123V17H122ZM122 18H121V19H122ZM140 18H141V17H140ZM145 18H146V17H145ZM192 18H193V19H192V21H193V20H194V16H193ZM206 18H207V17H206ZM208 18H209V17H208ZM212 18H213V16H212ZM252 18H253V17H252ZM261 18H262V17H261ZM261 18H260V19H261ZM67 19H66V20H67ZM71 19H72V17L70 18V21H71ZM84 19H85V18H84ZM87 19H88V18H87ZM93 19H94V18H93ZM146 19H147V18H146ZM156 19H157V18H156ZM164 19H165V18H164ZM195 19H198V18H195ZM209 19H210V18H209ZM217 19H219V18H217ZM217 19H216V21H218ZM220 19H221V18H220ZM254 19H255V18H254ZM257 19H258V18H257ZM257 19H256V20H257ZM79 20H80V19H79ZM85 20H86V19H85ZM91 20H92V18H91ZM94 20H95V19H94ZM107 20H108V19H107ZM107 20H106V21H107ZM109 20H110V19H109ZM109 20H108V21H109ZM135 20H136V18H135ZM203 20H204V19H203ZM207 20H208V19H207ZM72 21H73V20H72ZM75 21H76V19H75ZM77 21H78V20H77ZM106 21H105V22H106ZM143 21H144V19H143ZM148 21H149V20H148ZM161 21H162V17H161ZM165 21H166V19H165ZM200 21H201V20H200ZM212 21H213V19H212ZM220 21H222V20H220ZM230 21H231V19H230ZM245 21H246V20H245ZM86 22H88V24H89L90 21H87V20H86ZM92 22L94 23V21H92ZM92 22H91V24H92ZM113 22H114V21H113ZM128 22H129V21H128ZM135 22H137V21H135ZM135 22H134V23H135ZM144 22H145V21H144ZM158 22H159V21H158ZM189 22H191V21H189ZM206 22H208V21H206ZM210 22H211V21H210ZM210 22H209V24H210ZM222 22H224V21H222ZM251 22H253V20L250 21V23H251ZM66 23H67V21H66ZM78 23H79V22H78ZM78 23H77V25H78ZM83 23H84V22H83ZM100 23H101V22H100ZM117 23H118V22H117ZM130 23H131V22H130ZM138 23H139V22H138ZM145 23H146V22H145ZM196 23H197V22H196ZM204 23H205V22H204ZM211 23H212V22H211ZM215 23H216V22H215ZM215 23H213V24H215ZM226 23H227V22H226ZM230 23H231V22H230ZM239 23H240V20H239ZM239 23H237V24H239ZM258 23H260V27H261V21H260V22L258 21ZM263 23H264V22H263ZM263 23H262V24H263ZM64 24H65V22H64ZM88 24H85V25L87 26ZM120 24H122V23H120ZM136 24H137V23H136ZM147 24H148V22H147ZM149 24H150V22H149ZM157 24H159V23H157ZM202 24H203V23H202ZM202 24H201V25H202ZM205 24L207 25V23H205ZM247 24H248V23H247ZM251 24H252V23H251ZM65 25H66V24H65ZM70 25H71V24H70ZM72 25H73V24H72ZM104 25H105V24H104ZM117 25H118V26H121V25H119V24H116V26H117ZM122 25H123V24H122ZM139 25H140V24H139ZM139 25H138V26H139ZM160 25H161V24H160ZM187 25H188V23H186V26H187ZM206 25H204L205 27H203V29L209 27V26L206 27ZM227 25H228V24H227ZM244 25H245V24H244ZM248 25H249V24H248ZM95 26H96V25H95ZM112 26H114V25H112ZM116 26H115V27H116ZM154 26H155V23H154L153 27H154ZM184 26H185V25H184ZM192 26H193V25H192ZM194 26H195V25H194ZM194 26H193V27H194ZM210 26H212V25H210ZM219 26H220V25H219ZM229 26H230V25H229ZM234 26H235V25H234ZM251 26H252V25H251ZM258 26H259V24H258ZM258 26H257V27H258ZM40 27H41V26H39V28H40ZM68 27H71V26L68 25ZM68 27H67V29H68ZM76 27H77V26H76ZM76 27H75V29H76ZM100 27H101V26H100ZM110 27H111V26H110ZM135 27H136V26H135ZM144 27H146V26H144ZM144 27H143V28H144ZM162 27H163V26H162ZM187 27H188V26H187ZM197 27H198V26H197ZM197 27H196V28H197ZM199 27H200V26H199ZM199 27H198V28H199ZM213 27H214V26H213ZM213 27L210 28L211 31H212V28H213ZM238 27H240V24H239L237 27L235 26V28H238ZM260 27H258V28H260ZM262 27H264V26H262ZM58 28H59V27H58ZM83 28H84V27H83ZM91 28H92V27H91ZM91 28H90V29H91ZM132 28H134V24H133V27H132ZM139 28H140V27H139ZM155 28H156V27H155ZM155 28H154V31H155ZM218 28H219V27H218ZM225 28H226V27H225ZM227 28H228V27H227ZM232 28H233V27H232ZM252 28H253V27H252ZM34 29H36V30H34V31L31 33V34H34L33 36H35V34L39 31L37 28H34ZM64 29H65V28H64ZM105 29H107V28H105ZM105 29H104V30H105ZM135 29H136V28H135ZM135 29H134V30H135ZM146 29H147V27H146ZM183 29H184V28H183ZM187 29H188V28H187ZM194 29H195V28H194ZM194 29H193V30H194ZM201 29H202V28H201ZM215 29H216V31H218L217 28H215ZM230 29H231V28H230ZM230 29H229V31H230ZM239 29H240V28H239ZM239 29H238V30H239ZM255 29H256V28H255ZM55 30H56V29H55ZM69 30H70V29H69ZM69 30H68V32H69ZM80 30H82V29H80ZM86 30H87V29H86ZM88 30H89V29H88ZM116 30H117V29H116ZM122 30H123V29H122ZM129 30L132 31L133 29H129ZM129 30H127V31H129ZM137 30H139V29H137ZM193 30H192V31H193ZM225 30H226V29H225ZM225 30H224V31H225ZM234 30H236V29H233V31H234ZM238 30H236L237 33H236V31H234V32H232V34L235 33V34H233V36L235 35V38L238 36V40H239V36H240V35H238V33H239ZM257 30H258V29H256V31H257ZM260 30H261V29H260ZM5 31H3V33H4ZM8 31H9V32H8ZM51 31H53V32H51ZM82 31H83V30H82ZM117 31H119V27H118V30H117ZM149 31H150V30H149ZM166 31H167V30H166ZM194 31H195V30H194ZM196 31H197V30H196ZM205 31H207V29H206ZM211 31H208V32H211ZM216 31H214V32H216ZM242 31H243V29H242ZM242 31H241V33H242ZM249 31H250V30H249ZM50 32H51V33H50ZM68 32H67V34H68ZM72 32H73V31H72ZM74 32H77V34L79 33L78 30H77V31H74ZM80 32H81V31H80ZM104 32H106V31H104ZM122 32H123V31H122ZM124 32H125V31H124ZM132 32H134V31H132ZM155 32H156V31H155ZM190 32H191V31H190ZM197 32H198V31H197ZM203 32H204V31H203ZM220 32H221V31H220ZM225 32H226V31H225ZM230 32H231V31H230ZM246 32H247V31H246ZM263 32H264V31H263ZM0 33H1V30H0ZM3 33H2V34H3ZM6 33H5V34H6ZM11 33H12V32H11ZM24 33H25V32H24ZM41 33H42V32H41ZM49 33H50V34H49ZM83 33H84V32H83ZM98 33H99V32H98ZM138 33H139V31H138ZM157 33H158V30H157ZM157 33H156V34H157ZM167 33H168V32H167ZM167 33H166V34H167ZM193 33H194V32H193ZM193 33H191L193 36L190 35V37H192V38L195 37ZM255 33H256V32H255ZM261 33H262V31H261ZM20 34H21V33H20ZM26 34H27V33H25V35H26ZM54 34H55V33H54ZM74 34H75V33H74ZM84 34H86V33H84ZM116 34H117V33H116ZM129 34H130V33H129ZM148 34H149V33H148ZM148 34H147V35H148ZM158 34H159V33H158ZM158 34H157V35H158ZM164 34H165V33H164ZM169 34H171V33H169ZM182 34H183V32H182ZM198 34H199V33H198ZM203 34H204V33H203ZM221 34H222V33H221ZM229 34H230V33H229ZM236 34H237V35H236ZM242 34H244V33H242ZM3 35H4V34H3ZM6 35H7V34H6ZM6 35H5V36H6ZM8 35H9V34H8ZM25 35H24V36H25ZM40 35H41V34H40ZM56 35H57V34H56ZM56 35H55V36H56ZM75 35H76V34H75ZM82 35H83V34H82ZM105 35H106V34H105ZM125 35H126V34H125ZM136 35H137V34H136ZM147 35H146V36H147ZM151 35H152V34H151ZM157 35H156V36H157ZM199 35H200V34H199ZM199 35H198V36H199ZM201 35H202V34H201ZM206 35H208V34H206ZM226 35H228V33H227ZM230 35H231V34H230ZM11 36H12V34H11ZM15 36H16V35H15ZM15 36H14L13 38H16ZM66 36H68V35H66ZM69 36H70L71 39L73 38V34H72V36H71V35H69ZM69 36H68V37H69ZM98 36H99V34H98ZM102 36H104V35H102ZM114 36H115V35H114ZM123 36H124V35H123ZM123 36H122V39H124ZM143 36H144V35H143ZM149 36H150V35H149ZM153 36H154V35H152V36H150V37H152V39H153ZM159 36H160V34H159ZM164 36H165V35H164ZM164 36H163V37H164ZM218 36H219V35H218ZM233 36H232V37H233ZM241 36H242V35H241ZM250 36H251V35H250ZM21 37L23 38V36H20L19 41L22 39ZM46 37H47V36H46ZM46 37L44 36V37H42L41 39L43 40V39H45ZM53 37H54V35H53ZM53 37H52V38H53ZM75 37H76V36H75ZM77 37H78V36H77ZM79 37H80V36H79ZM89 37H90V36H89ZM95 37H96V36H95ZM120 37H121V35H119V38H120ZM163 37H157L158 40H156L155 42L159 41L160 38H163ZM168 37L170 38V35H169ZM168 37H166V39H167ZM184 37H185V36H184ZM184 37H183V39H184ZM199 37H200V36H199ZM227 37H228V36H227ZM232 37H230V38H232ZM1 38H2V36H1ZM3 38H5V39L7 38V39H8L7 36H6V37H3ZM18 38H19V37H18ZM18 38H17V40H18ZM87 38H88V37H87ZM115 38L117 39L118 37H115ZM115 38H112V39L110 38L111 41L113 40V43H112L113 45H114V41L116 40ZM119 38H118V39H119ZM144 38H145V37H144ZM164 38H165V37H164ZM180 38H181V37H180ZM203 38H204V36H203ZM205 38H206V37H205ZM205 38H204V41L207 40V39L205 40ZM219 38H220V37H219ZM225 38H226V37H225ZM228 38H229V37H228ZM245 38H246V37H245ZM262 38H263V37H262ZM7 39H6V40H7ZM39 39H40V38H39ZM64 39H65V38H64ZM79 39H80V38H79ZM100 39H101V38H100ZM100 39H98V41H99ZM102 39H103V38H102ZM110 39H109V41H110ZM114 39H115V40H114ZM118 39H117V40H118ZM122 39H121V40H122ZM149 39H150V38H148V40H149ZM155 39H156V38H155ZM187 39H188V41H189L190 38L187 37ZM211 39H213V38L211 37ZM221 39H222V38H221ZM253 39H254V38H253ZM258 39L260 40V38H258ZM6 40H5V41L2 40L1 43H3V41L6 42ZM45 40H46V39H45ZM45 40H44V42H45ZM60 40H61V39H60ZM60 40H59V41H60ZM65 40H66V39H65ZM67 40H70V39L68 38ZM83 40H85V37H84ZM86 40H87V39H86ZM90 40H91V39H90ZM94 40H95V39H94ZM143 40H145V39H143ZM161 40H162V39H161ZM161 40H160V41H161ZM168 40H169V39H168ZM173 40H174V39H173ZM190 40H191V39H190ZM198 40H199V39H198ZM208 40H209V39H208ZM208 40H207V41H208ZM219 40H220V39H219ZM233 40H234V38H233L231 41H229V43L231 42V44H232ZM236 40H237V39H236ZM250 40H251V39H250ZM19 41H18V42H19ZM21 41L23 42V40H21ZM35 41H36V40H35ZM46 41H47V40H46ZM49 41L53 43L54 40L51 41V39H50ZM49 41H47V43H46V44L49 43V45H48V46H47V45H44V46H46L44 49H43V47H42V44L40 43V44H41V48H42L43 50L49 48V46L51 45V43H50ZM71 41H74V40H71ZM79 41H80V40H79ZM87 41H88V40H87ZM87 41H86V43H87ZM109 41H108V42H109ZM137 41H138V40H137ZM139 41H140V40H139ZM139 41H138V42H139ZM151 41L153 42V40H151ZM160 41L158 42L159 44H160ZM166 41H167V40H166ZM176 41H178V40H176ZM188 41H187V43H188ZM209 41H210V40H209ZM223 41L225 42V41H227V40L224 39ZM243 41H245V40H243ZM246 41H247V39H246ZM39 42H40V41H39ZM61 42H62V41H61ZM63 42H64V41H63ZM63 42H62V43H63ZM67 42H69V41H67ZM108 42H107V44L110 43V42H109V43H108ZM138 42H136V43L138 44ZM152 42L150 43V44H151L150 46H149V44H147L148 47L151 48V46H153V45L155 46V43L153 42L154 44L152 45ZM163 42L165 43V39L162 40L161 45H162ZM180 42H181V43H180ZM180 42H177V43H179V44H180L179 46H181V48L183 49V45H181V44H182V42L184 43L185 40H184V41H181V40H180ZM191 42H193V39H192ZM227 42H228V41H227ZM227 42H226V43H227ZM254 42H256V41H254ZM261 42H262V41H261ZM261 42L258 41V43H261ZM263 42H264V40H263ZM263 42H262V44H263ZM19 43H20V42H19ZM29 43H30V42H29ZM37 43H38V42H37ZM56 43H58V42L56 41ZM62 43H59V44L62 45ZM64 43L67 44L66 42H64ZM64 43H63V44H64ZM72 43H73V42H72ZM84 43H85V42H84ZM84 43H82V44H84ZM90 43H92V42H90ZM95 43H96V41H95ZM100 43H102V42H100ZM100 43H99V44H100ZM127 43H128V42H127ZM142 43H143V42H142ZM148 43H149V42H148ZM158 43L156 44L155 48L159 46ZM172 43H173V42H172ZM177 43H176V44H177ZM193 43H194V42H193ZM218 43H219V42H217V45H218ZM241 43L243 44V42H241ZM244 43H246V42H244ZM3 44H4V43H3ZM6 44H7V43H6ZM6 44H4V46H5ZM43 44H44V43H43ZM59 44H58V45H59ZM70 44H71V43H70ZM70 44H69V45H70ZM96 44H98V43H96ZM119 44H120V42H119ZM121 44H122V43H121ZM133 44H134V42H133ZM174 44H175V42H174ZM190 44H191V43H190ZM190 44H189V45H190ZM199 44H201V43H199ZM256 44H257V43H256ZM256 44H255L254 46H256ZM19 45H21V44H19ZM33 45H34V44H33ZM60 45H59V47H60ZM69 45H67V46H69ZM77 45H78V44H77ZM86 45H87V44H86ZM93 45H94V44H93ZM157 45H158V46H157ZM161 45H160V46H161ZM165 45H166V44H165ZM165 45H164V46H165ZM184 45H185V46H188L187 44H184ZM233 45H235V44H233ZM238 45L241 46V44H238ZM263 45H264V44H263ZM0 46H1V44H0ZM34 46H35V45H34ZM37 46L39 47L38 44H37ZM117 46H118V45H117ZM123 46H125V45H123ZM154 46H153V48H154ZM160 46H159V47H160ZM173 46L175 47V45H173ZM173 46H172V47H173ZM177 46H178V45H177ZM179 46H178V47H179ZM227 46H229V44H228ZM230 46H231V45H230ZM235 46H236V45H235ZM235 46H234V47H235ZM261 46H262V45H261ZM1 47H2V46H1ZM8 47H9V46H8ZM31 47H33V46H31ZM38 47H37V48H38ZM50 47H51V46H50ZM64 47H66V45H64ZM75 47H76V46H75ZM75 47H73V48H75ZM77 47H78V46H77ZM88 47H89V45H88ZM99 47H100V45H99ZM119 47H120V46H118V48H119ZM127 47H128V46H127ZM133 47H134V45L132 46V48H133ZM146 47H147V46H146ZM148 47H147V48H148ZM172 47H171V48H172ZM201 47H202V46H201ZM203 47H204V49L206 50V46L203 45ZM211 47H212V46H211ZM214 47H215V46H214ZM214 47H213V48H214ZM217 47H218V46H217ZM234 47H231V51H232V48H234ZM238 47H239V46H238ZM238 47H237V48H238ZM3 48H4V47H3ZM33 48H35V47H33ZM33 48H31V49H33ZM41 48H40V49H41ZM60 48H62V47H60ZM79 48H82V47H79ZM90 48H91V47H90ZM92 48H93V47H92ZM96 48H97L98 50H99V49L101 50V48H98L97 46H96ZM104 48H105V47H104ZM104 48H103V49H104ZM106 48H107V47H106ZM112 48H113V46H112ZM118 48H117V49H118ZM125 48H126V47H125ZM128 48L130 49L131 47H128ZM135 48H136V47H135ZM135 48H134V49H135ZM153 48H152V50H153ZM155 48H154V49H155ZM175 48H176V47H175ZM185 48H186V47H185ZM188 48H189V47H188ZM219 48H221V50H222V47L219 46ZM219 48H218V50H219ZM228 48H229V47H228ZM245 48H246V47H245ZM263 48H264V47H263ZM0 49H1V48H0ZM21 49H23V48H21ZM31 49H30L29 51H31ZM42 49H41V50H42ZM49 49L51 50V48H49ZM93 49L96 50V49H95V46H94ZM110 49H111V48H110ZM117 49H116V52H118ZM129 49H127V50L125 49V50L128 51ZM142 49H143V48H142ZM142 49H140V50H142ZM148 49H149V48H148ZM148 49H146V50H148ZM157 49H158V48H157ZM159 49H160V48H159ZM172 49H173V48H172ZM182 49H180V50H182ZM192 49H193V48H192ZM216 49H217V48H216ZM239 49H240V48H239ZM15 50H16V49H15ZM26 50H27V48H26ZM53 50H55V49L53 48ZM57 50H59V48H58ZM79 50L81 51V49H79ZM123 50H124V49H123ZM135 50H136V49H135ZM152 50H151L150 53H152ZM170 50H171V49H170ZM185 50H189V49H185ZM185 50H184V51H185ZM200 50H201V49H200ZM200 50H199V52H200L199 54H200L201 56L198 54L199 57H197L199 60L201 59L200 57H202V54H201L202 52H201ZM208 50H209V48H208ZM221 50H220V51H216V50H215L216 53L213 52V54H216V55H217L219 52L221 53ZM243 50H244V49H243ZM255 50H256V49H255ZM263 50H264V49H263ZM12 51H14V50H12ZM24 51H25V49H24ZM24 51H22V52L25 53L26 51H25V52H24ZM27 51H28V50H27ZM39 51H40V50H39ZM62 51H63V50H62ZM70 51H71V50H70ZM75 51H77V50H75ZM75 51H73V52H75ZM119 51H120V48H119ZM130 51H132V50H130ZM138 51H139V50H138ZM143 51H145V49H144ZM149 51H150V50H149ZM154 51H156V50H154ZM203 51H204V50H203ZM226 51H227V50H226ZM226 51H225V52H226ZM231 51H229V52H231ZM235 51H236V50H235ZM241 51H242V49L240 50V52H241ZM261 51H262V50H260V52H259L258 54H260ZM1 52H2V50H1ZM18 52L20 53V51H18ZM36 52H37V51H36ZM52 52L54 53V51H52ZM57 52H58V51H57ZM64 52H65V51H64ZM73 52H72V53H73ZM83 52H84V51H83ZM86 52H88V51L86 50L84 53H86ZM89 52H90V51H89ZM92 52H93V51H92ZM96 52H97V50H96ZM99 52H100V51H99ZM109 52H110V50H109ZM109 52H108V50H107L106 53H109ZM145 52H146V51H145ZM156 52H157V51H156ZM167 52H169V51L167 50ZM196 52L198 53V51H196ZM211 52H212V51H211ZM217 52H218V53H217ZM233 52H234V51H233ZM263 52H264V51H263ZM3 53L6 55L5 52H3ZM8 53L10 54L9 49H8ZM23 53H20V55H21V59L28 61V59H24V58L26 57V55L23 54ZM39 53H40V52H39ZM50 53H51V51H50ZM75 53H76V52H75ZM80 53L82 54V52H80ZM84 53H83V54H84ZM94 53H95V51H94ZM97 53H98V52H97ZM104 53H105V52H104ZM104 53H103V54H104ZM121 53H123V52H121ZM129 53H130V52H129ZM186 53H188V51H187ZM192 53L194 54V51H193ZM192 53H191V54H192ZM204 53H205V54H206V53L208 54L207 50H206V52H204ZM209 53H210V52H209ZM241 53H242V52H241ZM250 53H251V52L249 51V54H250ZM4 54H3V55H4ZM16 54H17V51H16V53H13L12 56H13V57H14V56L16 57ZM35 54H36V53H35ZM41 54L43 55L44 53H41ZM46 54H47V53H46ZM51 54H52V53H51ZM59 54H60V52H59ZM63 54H64V53H63ZM68 54H70L69 51H68ZM68 54H66V55L68 56ZM73 54H74V53H73ZM76 54H78V53H76ZM83 54H82V56H84V55H85V56H86V55L88 56L89 53H88V54H84V55H83ZM90 54H91V52H90ZM90 54H89V55H90ZM98 54H100V53H98ZM98 54H96V56H94V58L97 57ZM117 54H119V52H118ZM130 54H131V53H130ZM130 54H129V55H130ZM132 54H133V53H132ZM153 54H154V52H153ZM164 54H166V53H164ZM191 54H190V55H191ZM211 54H212V53H211ZM213 54H212V55H213ZM222 54H223V52H222ZM222 54H221V56H222ZM230 54H231V53H230ZM243 54H244V52H243ZM263 54H264V53H263ZM0 55H1V53H0ZM3 55H2V56H3ZM22 55H23V56H22ZM24 55H25V57H24ZM27 55H29V54H27ZM37 55H38V54H36V56H37ZM44 55H45V54H44ZM49 55H50V54H49ZM56 55H57V54H56ZM106 55H107V54H106ZM106 55H105V56H106ZM112 55H115L114 52H113ZM125 55H127V54H124V55H122V56L119 55V56H121V57L124 56V59H123V60L125 61ZM134 55H135V53H134ZM143 55H144V54H142V56H143ZM146 55H147V54H146ZM148 55H149V54H148ZM151 55H152V54H151ZM166 55H167V54H166ZM166 55H165V57H166ZM179 55H180V54H179ZM209 55H210V54H209ZM240 55H241V54H239V56H240ZM245 55H246V54H245ZM255 55H256V54H255ZM7 56H8V55H7ZM18 56H19V54H18ZM36 56H34L33 58H36ZM52 56H53V55H52ZM61 56H62V55H61ZM78 56H79V55H78ZM82 56H80V57H82ZM115 56H117V55H115ZM119 56H117V59H116L117 62H115V60H114V62L117 63V64L120 63V59H121V57H119ZM157 56H158V55H157ZM161 56H162V54H161ZM192 56H193V57H194V56L196 57L197 54H196V55H192ZM192 56H191V57H192ZM204 56H208V55H204ZM204 56H203L202 59L205 58ZM218 56H219V55H218ZM225 56H226V55H225ZM228 56H229V55H228ZM235 56H236V55H234V59H237V60H238V58H236ZM252 56H253V54H252ZM263 56H264V55H263ZM39 57H42V56L40 55ZM47 57H48V56H47ZM57 57H58V56H57ZM69 57H71V56H69ZM74 57H75V55L73 56V58H74ZM103 57H104V55H103ZM109 57H110V56H109ZM118 57H119V58H118ZM127 57H128V56H127ZM129 57H130V56H129ZM137 57H139V56H137ZM155 57H156V55H155ZM159 57H160V56H159ZM159 57H158V58L156 57V58L159 59ZM163 57H164V56H163ZM165 57H164V58H165ZM167 57L169 58V54H168ZM176 57H177V54H176ZM179 57H181V56H179ZM179 57H178V58H179ZM183 57H184V56H183ZM183 57H182V58H183ZM208 57H209V56H208ZM208 57H207V58H208ZM210 57H211V56H210ZM214 57H216V56H213L212 59H213ZM219 57H220V56H219ZM237 57H238V55H237ZM240 57H241V56H240ZM242 57H243V56H242ZM247 57L250 58L251 56H247ZM5 58H6V56H5ZM8 58L10 59V57H8ZM11 58H12V57H11ZM19 58H20V57H19ZM27 58H28V57H27ZM33 58L31 57V61H30L31 63H34V62L36 61V60H35V61H34V60L32 61ZM37 58H38V57H37ZM42 58H43V57H42ZM50 58H51V57H50ZM86 58H89V60H90V57H86ZM92 58H93V57H91V59H92ZM133 58H134V57H133ZM143 58H144V57H143ZM147 58H148V57H147ZM164 58H163V59H164ZM168 58H167V59H168ZM197 58H195L194 60H196ZM223 58H224V57H223ZM228 58L230 59V57H228ZM243 58H244V57H243ZM249 58H248V59H249ZM259 58H261V55L259 56ZM263 58H264V57H263ZM3 59H4V58H3ZM14 59H15V58H14ZM16 59H17V58H16ZM38 59H39V58H38ZM40 59H41V58H40ZM65 59H66V58H65ZM75 59H76V58H75ZM79 59L81 60V58H79ZM83 59H84V58H83ZM106 59H107V57H106ZM108 59H109V58H108ZM108 59H107V60H108ZM118 59H119V61H118ZM129 59H130V58H129ZM134 59H135V58H134ZM138 59H139V58H138ZM179 59H180V58H179ZM202 59H201L200 62L203 61ZM209 59H211V58H209ZM212 59H211V60H212ZM232 59H233V57H232ZM241 59H242V58H241ZM245 59H247V58H245ZM245 59H244V60H245ZM19 60H20V59H19ZM44 60H45V59H44ZM66 60H67V59H66ZM76 60H77V59H76ZM80 60H78V61H80ZM161 60H162V59H161ZM176 60H177V59H176ZM176 60H175V61H176ZM216 60H218V59H216ZM216 60H215V61H216ZM219 60H220V59H219ZM221 60H222V59H221ZM221 60H220V61H221ZM224 60H225V59H224ZM227 60H228V59H227ZM230 60H231V59H230ZM242 60H243V59H242ZM244 60H243V61H244ZM262 60H263V59H262ZM4 61H5V60H4ZM7 61H8V60H7ZM7 61H6V62H7ZM17 61H18V60H17ZM26 61H25V62H26ZM57 61H58V60H57ZM71 61H73V59H72ZM78 61H77V62H78ZM121 61H122V60H121ZM137 61H139V60H137ZM157 61H158V60H157ZM157 61H156V62H157ZM163 61H164V60H162L161 63H163ZM212 61H213V60H212ZM222 61H223V60H222ZM222 61H221V62L218 61V62H216V63H219V64H220V63H222ZM239 61H240V59H239ZM252 61H253V60H252ZM254 61H255V60H254ZM30 62L28 61V63H30ZM44 62H45V61H44ZM85 62H86V61L84 60V63H83V64H85ZM105 62H106V61H105ZM143 62H144V61H143ZM149 62H150V61H149ZM168 62H169V61H168ZM170 62H171V60H170ZM170 62H169V63H170ZM178 62H179V64L181 63V61H178ZM189 62H190V61H189ZM196 62H197V60H196ZM196 62H195V63H196ZM205 62H206V61H205ZM210 62H211V61H210ZM225 62H227V61H225ZM231 62H232V60H231ZM236 62H237V61H236ZM241 62H242V61H241ZM244 62L246 63V61H244ZM22 63H23V62H22ZM28 63L26 62V64H25V63H24V64L27 65ZM31 63H30V64H31ZM35 63H36V62H35ZM41 63H42V62H41ZM41 63H40V64H41ZM59 63H60V61H59ZM62 63H63V61H62ZM65 63H66V62H65ZM74 63H76V62H74ZM80 63H81V62H80ZM102 63H103V62H102ZM107 63H108V61H107ZM109 63H110V62H109ZM109 63H108V64H109ZM112 63H113V62H112ZM123 63H124V62H123ZM129 63H130V62H129ZM136 63H137V62H136ZM151 63H152V62H151ZM182 63H183V62H182ZM184 63H185V62H184ZM184 63H183V64H184ZM192 63H193V62H192ZM234 63H235V61H234ZM0 64H1V62H0ZM11 64H12V63H10L9 65L11 66ZM19 64H21V62H20ZM36 64H37V63H36ZM36 64H35V66H36ZM57 64H58V63H57ZM66 64H67V63H66ZM70 64H71V63H70ZM70 64H69V65H70ZM86 64H87V63H86ZM113 64H114V63H113ZM137 64H138V63H137ZM140 64L143 65V63H140ZM144 64H145V63H144ZM147 64H148V63H146L145 65L147 66ZM149 64H150V63H149ZM154 64H156V63L154 62ZM164 64H165V63H163V65H164ZM167 64H168V63H167ZM183 64H182V65H183ZM189 64H190V65H189ZM189 64H188V65L191 66V63H189ZM197 64H198V63H197ZM208 64H209V65H212V63H211V64L208 63ZM208 64H206V66H205L206 68H207V65H208ZM222 64H224V63H222ZM227 64H228V63H227ZM231 64H232V63H231ZM235 64H236V63H235ZM240 64H242V63H240ZM251 64H253V63H251ZM255 64H256V63H255ZM14 65H15V64H14ZM21 65H22V64H21ZM76 65H77L78 67L80 66L79 64H76ZM81 65H82V64H81ZM88 65H89V64H88ZM120 65H121V64H120ZM124 65H125V64H124ZM126 65H127V64H126ZM128 65H129V64H128ZM133 65H134V64H133ZM138 65H139V64H138ZM141 65H140L139 67H142ZM165 65H166V64H165ZM176 65H177V64H176ZM182 65H181V66H182ZM186 65H187V64H186ZM193 65H194V64H193ZM193 65H192V66H193ZM216 65H218V64H216ZM225 65H226V64H225ZM225 65H223V68H224ZM243 65H244V63H243L241 66L243 67ZM16 66H17V65H15V69H16ZM18 66H19V65H18ZM27 66L29 67L30 65H27ZM32 66H33V65H32ZM38 66H39V65H38ZM59 66H60V65H59ZM59 66H57V67H59ZM66 66H68V64H67ZM83 66H84V65H83ZM97 66H98V65H97ZM99 66H100V65H99ZM104 66H105V65H104ZM104 66H103V67H104ZM116 66H117V65H116ZM129 66H130V65H129ZM135 66H136V64H135ZM135 66H134L133 68H135ZM143 66H144V65H143ZM218 66H219V65H218ZM231 66H233V65H231ZM235 66H236V65H235ZM241 66H240V69H241ZM244 66H245V65H244ZM252 66H253V65H252ZM2 67H3V64H2ZM2 67H1V68H2ZM11 67H13V64H12ZM80 67H81V66H80ZM108 67H109V65H108ZM108 67H107V68H108ZM124 67H125V66H123V68H124ZM136 67H138V66H136ZM150 67H152V64H150ZM150 67L148 68V66H147L148 69H150ZM158 67H159V65H158ZM165 67H166V66H165ZM167 67H168V66H167ZM167 67H166V68H167ZM203 67H204V66H203ZM205 67H204V68H205ZM209 67H210V66H209ZM209 67H208V69H211V68H209ZM212 67H213V65H212ZM220 67H222V66H220ZM226 67H227V65H226ZM233 67H234V66H233ZM233 67H231V68H233ZM255 67H256V66H255ZM261 67H262V66H261ZM8 68H9V67H8ZM8 68H7V70H8ZM30 68H31V67H30ZM30 68H29V69H30ZM32 68H33V67H32ZM61 68H62V66L60 67V69H61ZM81 68H82V67H81ZM83 68H85V67H83ZM94 68H95V67H94ZM94 68H93V69H94ZM98 68H99V67H98ZM107 68H106V69H107ZM109 68H110V67H109ZM123 68H119V69H118V68H116V69L113 68V69H115V70H113V71H114V74H115V72H116L117 69H118L117 71H118V73H119L120 69H121V70H124ZM147 68H145V69H147ZM161 68H162V67H161ZM168 68H169V67H168ZM189 68H190V67H189ZM189 68H188V69H189ZM204 68H202V69H204ZM214 68H217V66H214ZM214 68H212V69H214ZM218 68H219V67H218ZM223 68H219V70L222 71ZM250 68H253V67L250 66ZM250 68H249V69H250ZM256 68H257V67H256ZM258 68H259V67H258ZM12 69H13V68H12ZM18 69H19V68H18ZM20 69H21V68H20ZM25 69H26V68H25ZM29 69H28V70H29ZM49 69H50V68H49ZM57 69H58V68H57ZM57 69H55V70H57ZM67 69H68V70H71V68L69 69V67H67ZM76 69H77V68H76ZM86 69L88 70V68H86ZM89 69H90V68H89ZM99 69H100V68H99ZM125 69H127V68H125ZM129 69H130V67H129ZM135 69H136V68H135ZM139 69H140V68H139ZM152 69H153V70H154V69L158 70L159 68H156V67L153 68V67H152ZM176 69L178 70V68H176ZM176 69H175V72H176ZM227 69H228V68H227ZM227 69H225V71H226ZM229 69H230V67H229ZM242 69H243V68H242ZM253 69H254V68H253ZM260 69H261V68H260ZM2 70H3V68H2ZM16 70H17V69H16ZM22 70H23V69H22ZM46 70H47V69H46ZM65 70H66V67L64 68V71H65ZM73 70H74V68H73ZM77 70H78V69H77ZM77 70H76V71H77ZM90 70H91V69H90ZM104 70H105V69L102 68L101 71L106 72V70H105V71H104ZM110 70H111V69H110ZM110 70H109V71H110ZM140 70H141V69H140ZM156 70H154L153 72H155ZM162 70H163V68H162ZM162 70H160V71H159V74H157V75L160 76V74H162L161 77H162V76H166V75H164V72H163V73H160ZM200 70H201V68H200ZM238 70H239V68H238L236 71H238ZM257 70H258V69H257ZM17 71H19V70H17ZM23 71H24V70H23ZM31 71H32V70H31ZM34 71H35V70H34ZM44 71H45V70H44ZM58 71H59V69H58ZM58 71H57L56 74H58V73L60 74V71H61V70H60L59 72H58ZM66 71H67V70H66ZM71 71H72V70H71ZM82 71H85V69L82 70ZM82 71H81V72H82ZM96 71L98 72L99 70H96ZM130 71H131V70H129V73H130ZM132 71H133V70H132ZM145 71H146V70H145ZM151 71H152V70L150 69V72H151ZM166 71H167V69H166ZM181 71H182V70H181ZM197 71H199V70L197 69ZM202 71H205V69L202 70ZM207 71H208V70L206 69L205 72H207ZM227 71H228L229 74H231V73H230V70H227ZM239 71H242V70H239ZM239 71H238V73H239ZM246 71L248 72V70H246ZM251 71H252V70H251ZM259 71H260V70H259ZM263 71H264V69H263ZM2 72H4V71H2ZM10 72H11V74H12V72L14 73L15 71H12V70H11ZM10 72H9V74H10ZM21 72H22V71H21ZM26 72H27V70H26ZM26 72H25V73H26ZM69 72H70V71H69ZM72 72H73V71H72ZM72 72H71V74H73ZM78 72H79V71H78ZM78 72H77V75H78ZM88 72H89V71H88ZM91 72H93V71L91 70ZM111 72H112V71H111ZM127 72H128V71H127ZM127 72L125 71L124 74H127ZM134 72L136 73V75H137V74H138V75L140 74V71H139V73H137V72H138L137 70L134 71ZM150 72H149V73H150ZM153 72H151V73L154 75ZM175 72L173 71V73H175ZM179 72H180V69H179ZM205 72H204V73H205ZM211 72H212V71H211ZM219 72H220V71H219ZM222 72H223V71H222ZM6 73H8V72H6ZM6 73H4V74H6ZM15 73H16V72H15ZM18 73H19V72H18ZM31 73H32V72H31ZM34 73H35V72H34ZM54 73H55V71H54ZM66 73H67V72H66ZM66 73H64V74H66ZM100 73H101V72H100ZM129 73H128V76H129ZM135 73H134V74H135ZM145 73H148V72L146 71ZM165 73H167V72H165ZM198 73H199V72H198ZM201 73H202V72H201ZM204 73H202V75H203ZM213 73H215V72H213ZM257 73H258V72H257ZM11 74H10V75H11ZM23 74H24V73H23ZM68 74H69V73H68ZM80 74H81V73H80ZM84 74H85V73H84ZM87 74H88V73H87ZM91 74H92V73H91ZM97 74H98V73H97ZM112 74H113V73H112ZM121 74H123V73H121ZM121 74H120V75H121ZM124 74H123V75H124ZM178 74H179V73L177 72V75H178ZM195 74H197V72H195ZM222 74H224V73H222ZM226 74H227V73H226ZM252 74H254V71L252 72ZM252 74H251V75H252ZM262 74H264V73H262ZM7 75H8V74H7ZM10 75H8V76L11 77ZM15 75H16V74H15ZM17 75H18V74H17ZM34 75H35V74H34ZM34 75H32V76H34ZM66 75H67V74H66ZM73 75H74V74H73ZM94 75H95V74H94ZM101 75H102V74H101ZM107 75H108V74H107ZM117 75L119 76V74H117ZM117 75H116V77H117ZM123 75H121V76L123 77ZM147 75H148V74H145V75H144V76H145V77H144V80H143L144 82H145V79H146V76H147ZM171 75H172V74H171ZM206 75H207V73H206ZM213 75H214V74H212V75L210 74V76H209L208 78H211V76H213ZM235 75H237V78H238V74H237L236 72H235ZM244 75H245V74H244ZM248 75H249V74H248ZM2 76L5 77L6 75H2ZM8 76H7V77H8ZM32 76H31V77H32ZM35 76H38V74L35 75ZM45 76H46V75H45ZM54 76H55V75H54ZM56 76H57V75H56ZM56 76H55V77H56ZM59 76H63V75L61 74V75H59ZM69 76H70V75H69ZM81 76L83 77V75H81ZM85 76H86V74H85ZM88 76H89V75H88ZM97 76H98V78H99V75H97ZM104 76H105V75H104ZM113 76H115V75H113ZM121 76H120V77H121ZM133 76H135V75H132V77H133ZM141 76H142V75H141ZM173 76H174V75H173ZM203 76H205V75H203ZM220 76H221V75H220ZM224 76H225V74L223 75V77H224ZM231 76H232V75H231ZM231 76H230V77H231ZM241 76H243V74H242ZM256 76H257V74H256V75H253V76H250V79H249V80H250V81H249V82H250V88H252V89H254V88L256 87V85H258L257 83H255V80H257V78H258V76H257V77H256ZM261 76H262V75H261ZM261 76H260V77H261ZM22 77H24V75H23ZM22 77H21V78H22ZM38 77H39V76H38ZM38 77H37V78H38ZM46 77H48V76H46ZM51 77H52V76H51ZM51 77H50V78H51ZM55 77H53V78H54L55 81H56V79L59 78V77H58V76H57L56 78H55ZM64 77H66V76L64 75ZM76 77H77V76H76ZM82 77H81V78H82ZM92 77H93V76H92ZM108 77H109V76H108ZM108 77H107V80H108ZM125 77H126V79H127V75H126ZM130 77H131V75H130ZM142 77H143V76H142ZM149 77H150V75H149ZM166 77H167V76H166ZM170 77H172V76H170ZM170 77H169V78H170ZM175 77H176V75H175ZM186 77H187V76H185V78H186ZM189 77H190V75H189ZM226 77H227V76H226ZM230 77H229V78H230ZM232 77H234V76H232ZM232 77H231V79H232ZM239 77H240V76H239ZM2 78H3V77H2ZM12 78H13V77H12ZM43 78H44V77H43ZM50 78H49V79H50ZM53 78H52V79H53ZM81 78H80V79H81ZM98 78H97V79H98ZM100 78H101V77H100ZM123 78H124V77H123ZM133 78H134V77H133ZM133 78H130V79H133ZM139 78H140V77H139ZM162 78H163V77H162ZM162 78L159 77V81H158V82L162 81V80H161ZM190 78H191V77H190ZM192 78H193V77H192ZM213 78L215 79V77H213ZM240 78H241V77H240ZM8 79H9V78H8ZM10 79H11V78H10ZM10 79H9V80H10ZM25 79H26V78H25ZM41 79H42V78H41ZM46 79H48V78H46ZM49 79H48V80H49ZM64 79H65V78H63V80H64ZM114 79H115V78H114ZM134 79H135V78H134ZM140 79H141V78H140ZM149 79H151V78H148V81H151V80H149ZM167 79H168V78H167ZM173 79L175 80V78H173ZM186 79H187V78H186ZM194 79H195V77H194ZM225 79H227V78L224 77V80L222 79L224 83H225ZM254 79H255V80H254ZM3 80H4V79H2V81H3ZM9 80H8V81H9ZM15 80H16V79H15ZM57 80H58V79H57ZM59 80H60V78H59ZM61 80H62V79H61ZM75 80H78V79L75 78ZM82 80H83V79H82ZM94 80H95V79L92 80V83H94ZM116 80H117V79H116ZM124 80H125V78L123 79V81H124ZM146 80H147V79H146ZM180 80H181V79L179 78L178 81L180 82ZM183 80H184V79H183ZM188 80L190 81V79H188ZM207 80H209V79H207ZM219 80H220V79H219ZM262 80H264V79H262ZM4 81H5V80H4ZM4 81H3V82H4ZM13 81H14V80H13ZM23 81H24V80H23ZM39 81H40V80H39ZM45 81H46V80H45ZM52 81H54V80H50V86H51ZM65 81H66V80H65ZM97 81H98V80H97ZM97 81H96V82H97ZM117 81H118V80H117ZM121 81H122V78H121ZM128 81H131V80H126L125 84H123L124 82H123V83L121 82V83H122L123 85L126 86V83H127ZM153 81H154V80H153ZM167 81H168V80H167ZM176 81H177V78H176V80H175L174 82L176 83ZM189 81H188V82H189ZM212 81H213V80H212ZM212 81H211V82H212ZM242 81H243V80H242ZM251 81H252V82H251ZM5 82H6V81H5ZM14 82H15V81H14ZM19 82H20V81H19ZM24 82H25V81H24ZM29 82H30V81H29ZM37 82H38V81H37ZM42 82H43V81H42ZM57 82L60 83L59 81H57ZM62 82H64V81H62ZM62 82H61V83H62ZM71 82H72V81H71ZM82 82H83V81H82ZM96 82H95V83H96ZM111 82H112V81H111ZM141 82H142V80H141ZM158 82H156V83H158ZM162 82H163V81H162ZM168 82H169V81H168ZM181 82H183V81H181ZM193 82H194V81H193ZM195 82H196V81H195ZM195 82H194V84H195ZM197 82H198V81H197ZM197 82H196V83H197ZM202 82H203V81H202ZM211 82H210V83H211ZM215 82H216V81H215ZM229 82H231L230 79H229L228 81H226V83H225V84L227 85V87H229V88H227V89L229 90V92H230V93L233 92V96H234V97H236V98H238V99H241V96H242V95H245L244 90H245V88L247 87V85H245V84H244V85H240L239 83H237L236 80L234 81V84H232L233 81H232L231 83H229ZM257 82H258V81H257ZM261 82H262V81H261ZM7 83H8V82H7ZM25 83H26V84H25ZM25 83H24L23 85H27V84H28L27 82H25ZM38 83H39V82H38ZM44 83H46V82H44ZM44 83H43V84L40 83V84H42L43 86H46ZM73 83L76 84L75 81H74ZM78 83H79V81H78ZM99 83H100V80H99ZM104 83H105V82H104ZM109 83H110V82H108V84H109ZM113 83H114V82H113ZM118 83H119V82H118ZM138 83L140 84V81H139ZM138 83H137V84H138ZM145 83H146V84H145V86H146V85H147V82H145ZM148 83H150V82H148ZM171 83L173 84V82H171ZM177 83H178V82H177ZM177 83H176V84H177ZM208 83H209V82H207L206 84H208ZM212 83H213V82H212ZM241 83H242V82H241ZM3 84H4V83H3ZM10 84H11V83H10ZM10 84H8L7 87H8ZM15 84H16V83H15ZM21 84H22V83H21ZM32 84H33V83H32ZM40 84H39V85H40ZM56 84H57V83H56ZM56 84H55V86H56ZM67 84H68V83H67ZM70 84H71V83H70ZM81 84H82V83H81ZM100 84L102 85V83H100ZM105 84H106V83H105ZM105 84H104V85H105ZM122 84H121V85H122ZM133 84H134V83H133ZM137 84H136V85H137ZM141 84L144 85V83H141ZM153 84H154V83H152V85H153ZM158 84H159V83H158ZM160 84H161V83H160ZM160 84H159V85H160ZM168 84H169V83H168ZM187 84H188V83H187ZM215 84H216V83H215ZM219 84H220V83H219ZM221 84H222V83H221ZM221 84H220V86H221ZM13 85H14V84H13ZM29 85H31V84L29 83ZM29 85H28V87H29ZM39 85H37L38 88H37V86H31V87H32V88H37V91L39 92V88H40ZM42 85H40V86H42ZM52 85H54V84H52ZM59 85H62V84H59ZM65 85H66V84H65ZM71 85H72V84H71ZM71 85H70V86H71ZM86 85H87V84H86ZM92 85L94 86V84H92ZM92 85H91V86H92ZM110 85H111V87L114 86V85L111 83V84H109V85H108L107 87H105V88H107V89L109 90V86H110ZM143 85H141V87H142ZM150 85H151V84H149L148 86H150ZM161 85H162V84H161ZM161 85H160V86H161ZM178 85H179V83H178ZM197 85H198V84H197ZM210 85H211V84H210ZM217 85H218V83H217ZM259 85H260V82H259ZM3 86H5V85H3ZM3 86H2V87H3ZM10 86H12V85H10ZM17 86L19 87V85H17ZM43 86H42V87H43ZM57 86H58V84H57ZM57 86H56V87H57ZM62 86H64V85H62ZM72 86H73V85H72ZM72 86H71V87H72ZM89 86H90V85H88V87H89ZM93 86H92L91 88H94ZM98 86H99V85H98ZM153 86H155V84H154ZM157 86H158V85H157ZM162 86H165V85H162ZM167 86H168V85H167ZM169 86H170V85H169ZM174 86H175V85H174ZM174 86H172V88H173ZM192 86H193V83H192ZM211 86H212V85H211ZM211 86H210V87H211ZM213 86H214V84H213ZM223 86H224V85H223ZM7 87H6V88H7ZM24 87H25V88H28L27 86H24ZM42 87L40 88V90L42 89ZM64 87H65V86H64ZM71 87H70V88H71ZM85 87H86V86H85ZM111 87H110V89H111ZM117 87H118V86H117ZM126 87H127V86H126ZM126 87H125V88H126ZM135 87H136V86L134 85V88H135ZM150 87H151V86H150ZM183 87H184V86H183ZM187 87H189V86H187ZM196 87H197V86H196ZM210 87H209V88H210ZM248 87H249V85H248ZM261 87H262V86H261ZM261 87H260V88H261ZM6 88H5V89H6ZM15 88H16V86H15ZM15 88H14V89H15ZM19 88H21V87H19ZM43 88H44V87H43ZM48 88H49V87H48ZM48 88H47L46 90H48ZM50 88H51V87H50ZM52 88H53V86H52ZM57 88H58V87H57ZM91 88L89 87V89H88V91H87L88 93H87L86 95H91V93H92V92H91L92 90H90ZM100 88H102V86H100L99 89H100ZM103 88H104V86H103ZM103 88H102V90H103ZM105 88H104V90H105ZM120 88H121V86H120ZM122 88H124V87H122ZM122 88H121V89H122ZM131 88H132V87H131ZM138 88H139V87H138ZM138 88H137V89H138ZM158 88L160 89V87H158ZM158 88H157V89L155 88L156 91L158 90ZM162 88H163V87H162ZM165 88H166V87H165ZM172 88H170V89H172ZM190 88H191V86H190ZM202 88H203V87H202ZM216 88H217V86H216ZM12 89H13V88H12ZM14 89H13V90H14ZM17 89H18V88H17ZM22 89H23V86H22ZM62 89H63V87H62ZM67 89H68V87H67ZM82 89H83V88H81L80 86H79V88H73V89H70L71 91H70V94H69V98H67L66 96H64V97H65V100H63V102L68 103V101H67L68 99H70V100L73 99V100H71L70 102H73V101H74L75 103H74V105H73V103H72V105L75 106L74 108H76V106L79 105V104L76 105V103H77L78 101H80V100H78V96H79V95L81 96V93H83L84 96H85V99H87V98H86V95H85L86 92H83ZM86 89H87V87H86ZM99 89H98V90H99ZM107 89H106V90H107ZM145 89H146V87H145L144 89H142V90H145ZM153 89H154V87H153L151 90H153ZM181 89H182V88H181ZM181 89H180V90H181ZM188 89H189V88H188ZM195 89H196V88H195ZM195 89H194V90H195ZM197 89L199 90V88H197ZM210 89H211V88H210ZM1 90H2V89H1ZM26 90H27V89H26ZM26 90L24 89V91H26ZM33 90L36 91V89H33ZM33 90H32V91H33ZM44 90H45V89H44ZM49 90H50V89H49ZM54 90H55V89H54ZM72 90H73V91H72ZM93 90H94L93 93H95V90H96V89H93ZM104 90H103V91H104ZM108 90L106 91V96H107V92H108ZM122 90H126V89H122ZM148 90H149V89H148ZM148 90H147V91H148ZM163 90H164V89H162V91H163ZM180 90H178V91H180ZM249 90H251V89H249ZM257 90H259V87L257 88ZM2 91H4V89H3ZM9 91H11V89H8L7 92H9ZM16 91H17V90H15V92H16ZM20 91H21V89H20ZM20 91H19V93H20ZM22 91H23V90H22ZM24 91H23V92H24ZM28 91H29V90H28ZM35 91H34V92H35ZM42 91H43V89H42ZM59 91H60V90H59ZM81 91H82V92H81ZM84 91H86V90H84ZM109 91H110V90H109ZM112 91H113V87H112ZM120 91H121V90H119V92H120ZM135 91H136V89H135ZM140 91H141V88H140ZM164 91L166 92V90H164ZM171 91H172V90H171ZM174 91H177V90H174ZM196 91H197V90H196ZM205 91H206V89H205ZM247 91H248V90H247ZM23 92H22V93H23ZM34 92H33V93H34ZM55 92H56V91H53V92H51V94H52V93H55ZM62 92H63V91H62ZM62 92H60V93H58V94H60V95H61V94H64V93H62ZM100 92H101V90H100ZM132 92H133V91H132ZM138 92H139V91H138ZM138 92H137V93H138ZM142 92H144V91H142ZM150 92H151V91H150ZM159 92L162 94L161 91H159ZM168 92L171 94L170 90H169ZM180 92H181V91H180ZM203 92H204V90H203ZM213 92H214V91H213ZM213 92H211V93H213ZM12 93H13V95H12ZM19 93L16 92V94H18V96L20 95V98H21L22 93H20V94H19ZM25 93H26V92H25ZM31 93H32V92H31ZM42 93H43V92H41V94H42ZM65 93H66V92H65ZM109 93H110V92H109ZM109 93H108V94H109ZM123 93H124V91H123ZM125 93H126V91H125ZM125 93H124V95H125ZM135 93H136V92H135ZM135 93H134V94H135ZM148 93H149V91H148ZM148 93H147V94H148ZM151 93H152V92H151ZM151 93H150L149 95H151ZM169 93H168V94H169ZM194 93H195V92H194ZM200 93H201V92H200ZM225 93H226V92H225ZM255 93H257V91H255ZM255 93H254V95H255ZM0 94H2V93H0ZM10 94H11V96H12L13 98H14V97H17V98H14V99L11 97V98H12L11 101H12L13 103H16V104L18 105V103L20 102V101H17V100H16V99H18V96L15 95L14 92H11ZM38 94H39V93H37L36 95H38ZM51 94H50V95H51ZM101 94H102V93H101ZM103 94H104V92H103ZM114 94H115V92H114ZM114 94H113V95H114ZM140 94H141V92H140ZM140 94H139V96H140ZM161 94H160V96H165L167 93L164 94V95H161ZM170 94L167 95V96H170ZM187 94H188V93H187ZM203 94H204V93H203ZM217 94H218V93H217ZM228 94H229V93H228ZM14 95H15V96H14ZM32 95H33V94H32ZM36 95L34 96V98H36ZM52 95H54V94H52ZM64 95H65V94H64ZM95 95L97 96L98 94L95 93ZM95 95H94V97H95ZM120 95L122 96L123 94L120 93ZM120 95H118V96H119L118 98H121ZM130 95H131V94H130ZM132 95H133V94H132ZM132 95H131V96H132ZM152 95H153V94H152ZM182 95H183V93H182ZM192 95H193V94H192ZM194 95H196V94H194ZM201 95H202V93H201ZM222 95H223V93H222ZM229 95H230V94H229ZM4 96L6 97L5 93H4ZM8 96H10V95L8 94ZM8 96H7V97H8ZM23 96H24V95H23ZM43 96H44V95H43ZM46 96H47V95H46ZM61 96H63V95H61ZM80 96H79V98H80ZM99 96H100V94H99ZM104 96H105V94H104ZM106 96H105V97H106ZM110 96L112 97L111 94H110ZM128 96H129V95H128ZM135 96H136V94H135ZM142 96H143V95H142ZM146 96H147V95H146ZM188 96H189V95H188ZM188 96H187V97H188ZM7 97H6V98H7ZM26 97H27V96H26ZM47 97H48V96H47ZM47 97H46V98H47ZM55 97H56V99H57V93H56V96L54 95V98L51 97V98H53V99H51L52 102L55 101V100H54ZM58 97H59V98H58V101H59V99L62 98V97H60V96H58ZM64 97H63V98H64ZM122 97H123V96H122ZM124 97H125V96H124ZM124 97H123V98H124ZM148 97H149V96H148ZM153 97H154V95H153ZM201 97H202V96H200V98H201ZM204 97H205V95H203L202 99H203ZM209 97H210V96H209ZM214 97H215V96H214ZM2 98H3V97H2ZM2 98H0V100H2V102H3V99H4V98H3V99H2ZM6 98H5V99H6ZM22 98H23V97H22ZM32 98H33V97H32ZM34 98H33V99H34ZM37 98H38V97H37ZM41 98H42V96H41ZM41 98H40V100H41ZM83 98H84V97H83ZM88 98H89V97H88ZM90 98H92V97H90ZM95 98H97V97H95ZM95 98H94V99H95ZM108 98H109V97H108ZM108 98H106V102H107V103H109V102L107 101ZM112 98H113V97H112ZM129 98H130V97H129ZM139 98H140V97H139ZM144 98H146V97H144ZM159 98H160V97H159ZM159 98H158V99H159ZM212 98H213V97H212ZM221 98H222V97H221ZM221 98H220V99H221ZM252 98H253V97H252ZM9 99H10V98H8V100H9ZM33 99H32V100H33ZM42 99H44V97H43ZM92 99H93V98H92ZM104 99H105V98H104ZM114 99L117 100V98H114ZM130 99H131V98H130ZM133 99H134V98H133ZM142 99H143V98H142ZM142 99H141V100H142ZM164 99H165V98H164ZM169 99H170V98H169ZM181 99H183V98H181ZM185 99H186V97H185ZM217 99H218V98H217ZM224 99H225V98H224ZM14 100H15V102H14ZM18 100H21V99H18ZM32 100H30V101H32ZM37 100H39V98H38ZM37 100H36V101H37ZM40 100H39V101H40ZM46 100H47V99H46ZM51 100H50V101H51ZM60 100H62V99H60ZM82 100H84V99H82ZM82 100H81V101H82ZM102 100H103V98H102ZM102 100H101V101H102ZM120 100H122V99H120ZM146 100H147V98H146ZM166 100H167V99H166ZM186 100H189V99H186ZM197 100H198V99H197ZM214 100H215V98H214ZM246 100H247V98H246ZM254 100H255V99H254ZM5 101H6V100H5ZM9 101H10V100H9ZM9 101H8V103H9ZM30 101H29V102H30ZM36 101H35V102H36ZM58 101L56 100L55 102H57V104H58V109H60V108H59V105H61V104H60L61 102L58 103ZM66 101H67V102H66ZM86 101H87V100H86ZM91 101H92V100H91ZM93 101H94V100H93ZM93 101H92L91 103H90V101H89V103H87V105L89 104V107H90L91 104L94 105L95 102L93 103ZM117 101H118V100H117ZM117 101L115 102L116 104H117ZM128 101H129V100H128ZM135 101H136V100H135ZM148 101H149V100H147L146 102H148ZM154 101H156V100H154ZM179 101H180V100H179ZM205 101H206V100L203 99V100L200 102V104L197 106V109H198V111L196 110L197 113H201V112H203V110L206 109L207 105L205 106V104H204ZM12 102H11V104H12ZM17 102H18V103H17ZM29 102H28V104H29ZM35 102L33 101V103H35ZM52 102H51V103H52ZM98 102H99V101H98ZM106 102H105V103H106ZM130 102H131V101H130ZM132 102L134 103V101H132ZM137 102H138V101H137ZM137 102H136V103H137ZM141 102H142V101H141ZM143 102H144V100H143ZM159 102H160V101H159ZM161 102H162V101H161ZM164 102H165V100H164ZM229 102H230V101H229ZM5 103L7 104V101H6ZM44 103H45V102H44ZM49 103H50V102H49ZM51 103H50V104H51ZM65 103H64V104H65ZM78 103H79V102H78ZM82 103H84V102H82ZM100 103H101V102H100ZM102 103H103V102H102ZM102 103H101V104H102ZM105 103H104V104H105ZM107 103H106V104H107ZM119 103H120V102H119ZM138 103H139V102H138ZM155 103H156V102H155ZM168 103L170 104V103H171V100H170ZM182 103L184 104V102H181V105H182ZM197 103H198V102H197ZM211 103H212V102H211ZM214 103H215V102H214ZM256 103H257V102H256ZM1 104L3 105V103H1ZM16 104H13V105L15 106ZM35 104H36V103H35ZM42 104H43V103H42ZM52 104H53V105H57V104H54V102H53ZM62 104H63V103H62ZM101 104H100V106H101ZM106 104H105V105H106ZM120 104H122V103H120ZM143 104H144V103H143ZM143 104H142V105H143ZM164 104H165V106L167 105L166 103H164ZM185 104H188V103H185ZM215 104H216V103H215ZM245 104H246V103H245ZM2 105H1V107H2ZM8 105H10V104H8ZM13 105H12V106H13ZM17 105H16V106H17ZM38 105H39V104H38ZM46 105H47V104H46ZM53 105H52V106H53ZM66 105H68V104H66ZM80 105L82 106V105H84V104H81V102H80ZM85 105H86V103H85ZM123 105L125 106V103L122 104L121 107H122ZM126 105H128V103H127ZM132 105H133V104H132ZM135 105H136V104H135ZM145 105H146V104H145ZM145 105H144V107H145ZM148 105H149V104H148ZM148 105H147V106H148ZM159 105H161V104H159ZM159 105H158V106H159ZM173 105H174V104H173ZM193 105H194V104H193ZM193 105H192V106H193ZM212 105H213V104H212ZM227 105H228V104H227ZM239 105H240V104H238V107H237V108L240 107ZM261 105H262V104H261ZM5 106H6V105H5ZM5 106L3 105L2 109H1V107H0V109L2 110L1 113H3V108H4ZM18 106H19V105H18ZM28 106H30V105H28ZM28 106H26V107H28ZM32 106H33V105H32ZM42 106H43V105H41V108H42V109H43V107H44V108L46 107L45 104H44L43 107H42ZM96 106L98 107L99 105L96 104L95 106H93V107H95V110H96ZM107 106H108V105H107ZM107 106H106V107H107ZM113 106H114V105H112V107H113ZM119 106H120V105H119ZM133 106H134V105H133ZM133 106H131V107H133ZM154 106H157V103H156V105H154ZM177 106H178V105H176V107H177ZM184 106H185V105H184ZM190 106H191V105H190ZM192 106H191V107H192ZM204 106H205V107H204ZM222 106H223V105H222ZM222 106H221V107H222ZM9 107H10V106H9ZM19 107H20V106H19ZM26 107H25V108H26ZM34 107H36V105H34ZM37 107H40V106H37ZM37 107H36V108H37ZM49 107H50V106H49ZM54 107H55V106H54ZM60 107H61V106H60ZM67 107H68V106H67ZM83 107H84V106H83ZM104 107H105V106H104ZM106 107H105V108H106ZM110 107H111V106H110ZM114 107H115V106H114ZM139 107L141 108V106H139ZM144 107H143V109H144ZM163 107H164V105H163ZM173 107H174V106H173ZM181 107H182V106H181ZM203 107H204V108H203ZM225 107H226V106H225ZM228 107H229V105H228ZM242 107H243V106H242ZM7 108H8V106H7ZM23 108H24V107H23ZM25 108H24V109H25ZM55 108H56V107H55ZM74 108L72 107V109H74ZM86 108H87V107H86ZM99 108H100V107H99ZM105 108L102 107V109H105ZM126 108L128 109V106L125 107L124 110H125ZM148 108H149L148 111H150V110H151L150 107H148ZM148 108H147V109H148ZM157 108H159V107H156V109H157ZM160 108H161V106H160ZM186 108H187V107H186ZM244 108H246V106H244V107L241 109V110H242L241 113H243V110H245ZM8 109H9V108H8ZM16 109H18V108H16ZM16 109H15V110H16ZM21 109H22V108H21ZM37 109H38V108H37ZM42 109H41V112H40V113L43 112ZM68 109H69V108H68ZM77 109H78V108H77ZM77 109H75V110H77ZM79 109H82V108L80 107ZM83 109H84V108H83ZM88 109H89V108H88ZM92 109H94V108H92ZM97 109H98V108H97ZM109 109H110V108H109ZM113 109H114V108H113ZM129 109H130V108H129ZM129 109H128V110H129ZM133 109H134V108H133ZM143 109H142V110H143ZM153 109H154V108H153ZM153 109L151 110V113L154 112L155 109H154V110H153ZM161 109H163V108H161ZM172 109H173V108H172ZM175 109H178V108H175ZM233 109H234V107H233ZM233 109H232V110H233ZM252 109H253V108H252ZM4 110H6V107H5ZM30 110H33V111H34L33 108L30 109ZM30 110H28V111L25 110V111H27L28 113H31L30 115H32L33 113H32V111L29 112ZM49 110H50V109H49ZM52 110H53V109H52ZM62 110H63V108H62ZM69 110H70V109H69ZM69 110H67V108H66V110H64V111L67 112V111H69ZM105 110H106V109H105ZM119 110H120V108H119ZM122 110H123V108L121 109V114L116 112V111H118V110H116V111L113 110V111L116 112L118 115H119V114H120V115H123ZM124 110H123V111H124ZM128 110H127V111H128ZM131 110H132V109H131ZM140 110H141V109H140ZM165 110H166V109H165ZM168 110H171V109L168 108ZM189 110H190V108H189ZM17 111H18V110H17ZM20 111H21V110H19V112H20ZM25 111H23V114H24ZM56 111H58V110H56ZM78 111H81V110H78ZM85 111H86V110H85ZM88 111H89V110H87V112H88ZM90 111H91V110H90ZM127 111H126V112H127ZM144 111H145V110H143V112H144ZM156 111H157V110H156ZM162 111H163V110H162ZM180 111H182V109H180L179 112H180ZM184 111H185V110H184ZM215 111H216V110H215ZM226 111L228 112L229 109L227 110V108H226ZM234 111H235V110H234ZM262 111H264V110H261V113H260L261 115H262V113H264V112H262ZM27 112H26L25 114H27ZM44 112H46V111H44ZM52 112H54V111H52ZM59 112H60V111H59ZM70 112H71V111H70ZM73 112H74V111H73ZM76 112H77V111H76ZM81 112H82V111H81ZM93 112H94V111H93ZM98 112H99V110H98ZM130 112H131V111H130ZM140 112H141V111H140ZM160 112H161V111H160ZM160 112H157V114L160 115V114H159ZM165 112H166V111H165ZM170 112H171V111H169V114H170ZM175 112H177V111H175ZM175 112H174V113H175ZM232 112H233V111H232ZM248 112H249V111H248ZM253 112H254V111H253ZM253 112H252V113H253ZM4 113H6V112H4ZM10 113H11V111H10ZM10 113H7V116H6V117L4 116L5 119H8L7 117L10 116V115H8V114H10ZM14 113H15V112H14ZM17 113H18V112H17ZM21 113H22V111L19 113V115H23V114H21ZM64 113H65V112H64ZM71 113H72V112H71ZM78 113H79V112H78ZM78 113H77V114H78ZM84 113H85V112H84ZM90 113H92V112H90ZM96 113H97V110H96ZM96 113H94V114H96ZM100 113H101V112H100ZM112 113H113V112H112ZM124 113H125V112H124ZM127 113H128V112H127ZM132 113H133V112H132ZM136 113H137V112H136ZM147 113H148V112H147ZM154 113H156V112H154ZM236 113H237V111H236ZM236 113H235V114H236ZM244 113H245V111H244ZM246 113H247V112H246ZM255 113H256V111L254 112V114H255ZM25 114H24L23 116H25ZM35 114H36V112H35ZM49 114H51V113H49ZM67 114H68V113H66L65 115L67 116ZM69 114H70V113H69ZM79 114L81 115V113H79ZM79 114H78V115H79ZM104 114H105V113H104ZM108 114H109V113H108ZM113 114H114V115H112V117L115 116V113H113ZM134 114H135V113H134ZM137 114H138V113H137ZM141 114H142V113H141ZM144 114H145V113H144ZM149 114H150V113H149ZM149 114H148V115H149ZM157 114H155V116H156ZM175 114H176V113H175ZM180 114H181V113H180ZM237 114H238V113H237ZM237 114H236V115H237ZM250 114H251V112H250ZM254 114H253V117L255 116ZM257 114H258V111H257ZM257 114H256V115H257ZM260 114H259V115H260ZM17 115H18V114H17ZM17 115H16V116H17ZM19 115H18V116H19ZM30 115H29V116H30ZM42 115H43V114H42ZM42 115L39 114L40 117H41ZM45 115H46V114H45ZM53 115H54V114H53ZM53 115L51 114V115L48 116V117H51V116H53ZM56 115H57V114H56ZM70 115H71L70 117H72L73 115L75 116V112H74V114L72 113V114H70ZM86 115H87V114H86ZM86 115H85V117H84L85 119L88 118L89 113H88L87 116H86ZM92 115H93V114H92ZM99 115H103V113H102V114H99ZM105 115H106V114H105ZM142 115H143V114H142ZM146 115H147V114H146ZM146 115L143 116V119H145V118L148 119V118L146 117ZM148 115H147V116H148ZM152 115L154 116L153 113H152ZM165 115H167V114H165ZM165 115H164V113H163V116H165ZM193 115H194V114H192L191 116H193ZM238 115H239V114H238ZM242 115H244V114H241L240 117H241ZM247 115H249V114L247 113ZM13 116H15V115H13ZM16 116H15V117H16ZM29 116H28V117H29ZM33 116H34V115H32V116H30V117H33ZM59 116H60V115H59ZM62 116H63V115H62ZM62 116H61V117H62ZM66 116H65V117H66ZM94 116H95V115H94ZM108 116H109V115H107V117H108ZM139 116H141V115H139ZM171 116H172V115H171ZM185 116H186V115H185ZM195 116H196V115H195ZM229 116H230V113H229ZM233 116L236 117L235 115H233ZM251 116H252V114H251ZM11 117H12V116H11ZM28 117H27V118H28ZM45 117H46V116H44V118H45ZM53 117H55V116H53ZM53 117H52V118H53ZM68 117H69V116H68ZM75 117H76V116H75ZM77 117H78V116H77ZM77 117H76V118H77ZM86 117H87V118H86ZM90 117H93V116H90ZM96 117H97V116H96ZM110 117H111V115H110ZM124 117H125V116H123V118H124ZM135 117H137V116H134V118H135ZM148 117H149V116H148ZM160 117H162V116L160 115ZM160 117H159V118H160ZM182 117H183V116H182ZM237 117H238V116H237ZM237 117H236V118H237ZM240 117H239V118H240ZM248 117H250V116H248ZM255 117H256V116H255ZM255 117H254V118H255ZM258 117H259V121H261L262 119L264 120V118H262L263 116H262V117H261V116H258ZM258 117L256 118V120L258 119ZM260 117H261L262 119H261ZM12 118H13V117H12ZM17 118H18V117H16L15 120H16ZM38 118H39V117H38ZM76 118H75V119H76ZM104 118H105V117H104ZM104 118H103V119H104ZM116 118H117V116H115V118H112V119H116ZM139 118H140V117H139ZM157 118H158V117H157ZM170 118H171V117H170ZM175 118H176V117H175ZM184 118H185V117H184ZM188 118H189V116H188ZM200 118H201V117H200ZM207 118H208V117H207ZM213 118H215V117H213ZM218 118H220V116H219ZM221 118H222V117H221ZM232 118H233V117H232ZM246 118H247V117H246ZM254 118H253V119H254ZM3 119H4V118L1 119V122H3ZM19 119H20V118H19ZM23 119H25V118H23ZM32 119H33V118H32ZM41 119H42V118H41ZM41 119H40V120H41ZM53 119L55 120V118H53ZM53 119H51V120H53ZM59 119H60V117H59ZM61 119L63 120V117H62ZM61 119H60V121H61ZM67 119L70 120L69 118H67ZM72 119H73V117H72ZM80 119L82 120V117H81ZM85 119H83V120L86 121ZM94 119H96V118H94ZM94 119H92V120H94ZM100 119H101V117H100ZM106 119H107V118H105V121H106ZM112 119H111V120H112ZM125 119H126V118H125ZM153 119H154V118H153ZM153 119H151V115H150V120L152 121ZM161 119H162V118H161ZM161 119H158V120L156 119V120L158 121V123H161V122H159V120H161ZM165 119H166V117H165ZM216 119H217V118H216ZM234 119H235V118H234ZM244 119H245V118H244ZM9 120H11L12 123H13V119H9ZM30 120H31V119H30ZM37 120H38V119H37ZM37 120H36V117H35V122H36ZM40 120H39V121H40ZM45 120H46V124H47V121H48L49 119H48V118H47V119L45 118ZM54 120H53V121H54ZM56 120H58V119H56ZM64 120H66V118H65ZM81 120H80V121L78 120V121L81 123V122H82ZM101 120H102V119H101ZM121 120H122V119H121V117H120V120H119V121H121ZM156 120L154 121V124L157 122ZM163 120H164V118H163ZM186 120H187V119H186ZM197 120H198V119H197ZM219 120H220V119H219ZM238 120H239V119H237V122H239ZM251 120H252V119H251ZM263 120H262V121H263ZM7 121H8V120H7ZM23 121H25V120H23ZM28 121H29V120H28ZM33 121H34V120H33ZM42 121H43V119H42ZM87 121H88V123H89V118H88ZM103 121H104V120H102V123H100V121L98 120V122H99L100 124H103ZM105 121H104V124H107ZM108 121L110 122V120H108ZM122 121H124V120H122ZM122 121H121L120 123H122ZM129 121H130V120H128L127 123H128ZM131 121H134V122H135V120H132V119H131ZM136 121H137V118H136ZM139 121L141 122L142 120L140 119ZM144 121H145V120H144ZM144 121H143V124H145V122H146V121H145V122H144ZM199 121H200V120H199ZM199 121H198V122H199ZM205 121H206V120H205ZM222 121H223V120H222ZM231 121H233V120H231ZM243 121H244V120H243ZM253 121H254V120H252L251 125H254V124H255V123L253 124ZM15 122H16V121H15ZM19 122H20V121H19ZM19 122H16V123L18 124ZM26 122H27V121H26ZM31 122H32V121H31ZM48 122H50V121H48ZM51 122H52V121H51ZM51 122H50V124H51ZM63 122H64V121H63ZM73 122H74V124H75L77 121L75 122L74 120H72V124H73ZM91 122H92V121H91ZM93 122H94V121H93ZM96 122H97V121H96ZM111 122H112V121H111ZM113 122H117V121H113ZM113 122H112V124L114 125L115 123H113ZM134 122H130V124H131V123H134ZM171 122H172V121H171ZM206 122H208V120H207ZM206 122H205V124H206ZM237 122H235L236 125H237ZM244 122H245V121H244ZM246 122L249 123V120L246 121ZM246 122H245V123H246ZM250 122H251V121H250ZM257 122H258V121H257ZM257 122H256V123H257ZM8 123H9V122H8ZM12 123H10L9 125H11ZM16 123H15V124H16ZM27 123H29V122H27ZM38 123H39V122H38ZM42 123H45V122H42ZM42 123H41V124H42ZM53 123H54V122H53ZM57 123H59V122H57ZM57 123H56V124H57ZM66 123H68V122H66ZM80 123H79V125H80ZM83 123H85V122H83ZM83 123H81V124H83ZM152 123H153V122H152ZM152 123H151V127H152V126L154 127V125H152ZM158 123H157V126H158ZM168 123H169V121H168ZM176 123H178L177 120H176ZM200 123H201V122H200ZM202 123H204V122H202ZM220 123L222 124V123H224V122L219 121V124H220ZM239 123H240V122H239ZM241 123L243 124V122H241ZM245 123H244V124H245ZM261 123H262V122H261ZM261 123H260V124H261ZM15 124H14V125H15ZM39 124H40V123H39ZM41 124H40V128L42 127ZM70 124H71V123H70ZM70 124H68V125H70ZM90 124H91V123H90ZM90 124L87 125V126L92 127V126H91L92 124H91V125H90ZM93 124H94V123H93ZM97 124H98V123H96V125H97ZM104 124H103V125H104ZM108 124H109V123H108ZM124 124H126V123H124ZM140 124H141V123H140ZM225 124H226V123H225ZM225 124H222V125H224V126H222V127H225ZM232 124H234V123L232 122ZM257 124H258V123H257ZM1 125H2V124H1ZM4 125H5V124H4ZM4 125H2V126H4ZM9 125H8V126H9ZM14 125H13V126H14ZM20 125H21V122H20ZM20 125H17V126L15 125V126L19 128ZM51 125H52V124H51ZM53 125H54V124H53ZM66 125H67V124H66ZM66 125H65V126H66ZM96 125H95V127H96ZM118 125H119V122H118ZM120 125H121V124H120ZM122 125H123V124H122ZM134 125H135V123H134ZM138 125H139V123H138ZM145 125H146V124H145ZM148 125H150V124H148ZM159 125H161V124H159ZM162 125H163V124H162ZM162 125H161V126H162ZM166 125H167V124H166ZM177 125H178V124H177ZM181 125H182V121H181ZM194 125H195V124H194ZM197 125L199 126L200 124L197 123ZM227 125H228V123H227ZM239 125H240V124H239ZM251 125H249V127H250ZM2 126H0V129H1V130H2ZM15 126H14V127H15ZM30 126L32 127V124H30ZM49 126H50V125H49ZM49 126H48V127H49ZM56 126H58V125H56ZM76 126H78V124H77ZM83 126H84V124H83ZM85 126H86V125H85ZM85 126H84V127H85ZM98 126H99V125H98ZM100 126H102V125H100ZM105 126H107V125H105ZM131 126H132V124H131ZM142 126H143V125H142ZM157 126H155V127L157 128ZM171 126H172V125H171ZM171 126H169V127H171ZM183 126H184V125H183ZM190 126H191V125H190ZM204 126H205V125H204ZM211 126H212V125H211ZM219 126H220V125H219ZM230 126H232V125H230ZM237 126H238V125H237ZM245 126H246V125H245ZM261 126H264V125L261 124ZM11 127H12V125H11ZM14 127H13V128H14ZM31 127H30V128H31ZM52 127H53V126H52ZM52 127H51V128H52ZM58 127H59V126H58ZM79 127H80V126H79ZM102 127H103V126H102ZM112 127H113V126H112ZM116 127H117V125H116ZM129 127H130V126H129ZM145 127H147V126H144V128H145ZM148 127H149V126H148ZM151 127H149V128L151 129ZM159 127H160V126H159ZM159 127H158V128H159ZM169 127H167V129H168ZM177 127H178V126H177ZM196 127H197V126H196ZM201 127H202V125H201ZM206 127H207V126H206ZM212 127H213V126H212ZM235 127H236V126H235ZM3 128H4V127H3ZM5 128H6V127H5ZM9 128H10V127H8V129H9ZM24 128H25L24 130L27 129L25 126H24ZM32 128H33V127H32ZM35 128L38 129V127H35ZM49 128H50V127H49ZM49 128H48V129H49ZM60 128H61V127H60ZM63 128H64V126H63ZM63 128H62V129H63ZM69 128H70V127H69ZM86 128H88V127H86ZM108 128H109V127H108ZM120 128H121V127H120ZM126 128H127V127H126ZM130 128H131V127H130ZM132 128H133V127H132ZM139 128H140V126H139ZM144 128H143V130H144ZM181 128H184V127L181 126ZM192 128H193V125H192ZM197 128H198V127H197ZM199 128H200V127H199ZM203 128L205 129V127H203ZM203 128H202V130H203ZM218 128H219V127H218ZM11 129H12V128H11ZM15 129H16V128H15ZM15 129H14V132H16V130H17V129L15 130ZM21 129H22V128H21ZM28 129H29V127H28ZM28 129H27V130H28ZM37 129H36V130H37ZM48 129H47V130H48ZM52 129H54V128H52ZM55 129H56V128H55ZM65 129H66V127H65ZM65 129H64V132L67 131V130H65ZM67 129H68V128H67ZM92 129H95V128L92 127ZM97 129H98V128H97ZM105 129H107V128H105ZM110 129H111V128H110ZM117 129H119V128H117ZM121 129H122V128H121ZM134 129H135V128H134ZM145 129H146V128H145ZM147 129H148V128H147ZM147 129H146V130H147ZM160 129H161V127H160ZM160 129H158V130H160ZM170 129H171V128H170ZM178 129H179V128H178ZM187 129H188V128H187ZM190 129H191V128H190ZM211 129H212V128H211ZM214 129H215V128H214ZM219 129H220V128H219ZM222 129H223V128H222ZM224 129H225V128H224ZM224 129H223V130H224ZM257 129H259V128H257ZM3 130H4V129H3ZM5 130H6V129H5ZM9 130H10V129H9ZM12 130H13V129H12ZM32 130H33V129H32ZM36 130L34 129V132H35ZM38 130H39V129H38ZM44 130H45V129H44ZM78 130H79V129H78ZM98 130H99V129H98ZM123 130H124V128H123ZM126 130H127V129H126ZM130 130H131L130 133H132V130H133V129H129V131H130ZM143 130L141 129L140 132H142ZM148 130H149V129H148ZM148 130H147V133H148ZM153 130H154V129H153ZM172 130H174V131L176 130L175 126H174V128H172ZM196 130H197V129H196ZM220 130H221V129H220ZM228 130H229V129H228V127H227V131H228ZM244 130H245V129H244ZM249 130H250V129H249ZM251 130H254V129H251ZM255 130H256V127H255ZM255 130H254V131H255ZM7 131H8V130H7ZM48 131H49V130H48ZM58 131H59V130H58ZM90 131H91V130H90ZM117 131H118V130H116V131H115V130H108V131H106V133L103 134L104 136H103L102 139L107 140V139H106L107 137H113V138L117 137V138H118L119 135H120V133L117 132ZM121 131H122V130H121ZM121 131H120V132H121ZM138 131H139V130H138ZM154 131H155V130H154ZM154 131H153V133H154ZM169 131H171V130H169ZM174 131H173V132H174ZM176 131H177V130H176ZM187 131H188V130H187ZM198 131H199V130H198ZM200 131H201V130H200ZM200 131H199V132H200ZM217 131H219V130H217ZM227 131H226L225 133H228ZM238 131H239V130H238ZM259 131H260V130H259ZM259 131H258V132H259ZM9 132H10V131H9ZM21 132H22V131H21ZM25 132H26V131H25ZM25 132H24V134H26ZM31 132H33V131H31ZM37 132H38V131H37ZM60 132H63V131H60ZM68 132H70V131H68ZM86 132H87V131H86ZM91 132H92V131H91ZM93 132H94V131H93ZM103 132H104V131H103ZM103 132H101V133H103ZM124 132H125V130H124ZM134 132H135V131H133V133H134ZM136 132H137V131H136ZM144 132H146V131H144ZM149 132H150V131H149ZM158 132H159V131H158ZM171 132H172V131H171ZM199 132H197L196 135H197ZM201 132L203 133V131H201ZM201 132H200V133H201ZM204 132H205V131H204ZM208 132L210 133V130H209V129H208ZM208 132L206 131V136H207V133H208ZM229 132H230V131H229ZM233 132H234V131H233ZM233 132L231 131L229 136H231V133H233ZM239 132L242 133L241 130H240ZM248 132H249V131H248ZM252 132H253V131H252ZM255 132H256V131H255ZM255 132H254L253 134H255ZM4 133H5V131H4L2 134H4ZM10 133H11V132H10ZM42 133H45V132L43 131ZM65 133H66V132H65ZM87 133L89 134V132H87ZM87 133H86V134H87ZM99 133H100V132H99ZM99 133H98V134H99ZM126 133H127V132H126ZM147 133H146V134H147ZM156 133H157V132H156ZM160 133H161V132H160ZM160 133H159V135H160ZM200 133H199L198 135H200ZM212 133H215V132H212ZM216 133H217V132H216ZM220 133H222V132L220 131ZM243 133H244V132H243ZM262 133H263V131L261 132L260 137H262ZM14 134H15V133H14ZM17 134H18V133H16L14 136H16ZM21 134L23 135V133H21ZM40 134H41V133H40ZM45 134H46V133H45ZM45 134H44V135H45ZM79 134H82V133H79ZM83 134H84V133H83ZM83 134H82V135H83ZM95 134H96V133H94V134L92 133V135H91V133H90L91 136H94ZM121 134H122V133H121ZM142 134H143V133H142ZM148 134H149V133H148ZM157 134H158V133H157ZM162 134H163V131H162ZM169 134H170V133H168V135H169ZM171 134L174 135L175 133H171ZM181 134H182V132H181ZM188 134H190V133L188 132ZM188 134H187V136H188ZM203 134H205V133H203ZM203 134H201V135H203ZM210 134H211V133H210ZM245 134H246V133H245ZM248 134H249V133H248ZM256 134H257V132H256ZM258 134H259V133H258ZM28 135H29V134H28V131H27V135L25 136V138H28V137H27ZM35 135H36V134L34 133V136H35ZM48 135H49V134H48ZM59 135H61V137H63V136H62V133H60ZM64 135H65V134H64ZM67 135H69V134H67ZM82 135H81V137H82ZM84 135H85V134H84ZM84 135H83V136H84ZM130 135H131V134H129V136H130ZM140 135H141V134H140ZM150 135H151V133H150ZM218 135H219V134H218ZM222 135H223V133H222ZM225 135H227V134H225ZM225 135H224V136H225ZM232 135H233V134H232ZM237 135H238V134H237ZM251 135H252V134H251ZM251 135H250V136H251ZM8 136H9V134H8ZM8 136H7V137H8ZM10 136H11V135H10ZM14 136H13V137H14ZM19 136H20V135H19ZM19 136H18V138H19ZM32 136H33V135H32ZM32 136L29 135L30 138H31ZM45 136H46V135H45ZM75 136H76V135H75ZM77 136H78V135H77ZM126 136H127V134H126ZM134 136H136V135H134ZM152 136H153V135H152ZM155 136H156V135H155ZM160 136H161V135H160ZM170 136H171V135H170ZM179 136H180V135H179ZM182 136H184V135H182ZM182 136H181V137H182ZM190 136H192V134H191ZM194 136H195V135H194ZM194 136H193V138H194V142H195V138H196V136H195V137H194ZM203 136H204V135H203ZM206 136H205V137H206ZM211 136H212V135H211ZM227 136H228V135H227ZM248 136H249V135H248ZM257 136H258V135H257ZM16 137H17V136H16ZM42 137H43V136H42ZM48 137H49V136H48ZM61 137H60V138H61ZM64 137H65V136H64ZM64 137H63V138H64ZM96 137H97V136L94 137L95 140H96ZM98 137H99V136H98ZM101 137H102V136H101ZM120 137H121V136H120ZM122 137H123V136H122ZM139 137L141 138V137H143V136L141 135V136H139ZM146 137H147V136H146ZM146 137H145V138H146ZM153 137H154V136H153ZM162 137H163V136H162ZM164 137H165V135H164ZM166 137H167V136H166ZM173 137H175V136H173ZM173 137H172V139H173ZM181 137H180V138H181ZM219 137H221V138H223V139L225 138V137H222V136H219ZM237 137H238V136H237ZM241 137H242V136H241ZM241 137L239 136V138H241ZM1 138H2V137H1ZM1 138H0V139H1ZM9 138H10V137H9ZM32 138H33V137H32ZM35 138H36V136H35ZM37 138H38V137H37ZM37 138H36V139H37ZM52 138H53V137H51V139H52ZM60 138H59V139H60ZM63 138H62V139H63ZM73 138H74V137H73ZM85 138H86V137H85ZM92 138H93V137H92ZM113 138H112V140H114ZM125 138H130V137H124V139H125ZM135 138H137V137H135ZM145 138L143 137L144 140H146ZM177 138H179L178 135H177ZM186 138H187V137H186ZM186 138H185V140H186ZM208 138H209V134H208ZM217 138H218V137H217ZM221 138H220V139H221ZM227 138H228V137H227ZM230 138H231V137H230ZM239 138H238V139H239ZM242 138H245V137L243 136ZM242 138H241V139H242ZM252 138H253V136H252ZM255 138H256V137H255ZM3 139H4V138H3ZM7 139H8V138H7ZM10 139H12V138H10ZM13 139H14V138H13ZM15 139H16V138H15ZM33 139H34V138H33ZM36 139H35V140H36ZM51 139H50V140H51ZM59 139L57 138V141H58ZM64 139H66V138H64ZM71 139H72V138H71ZM89 139H90V137H89ZM97 139H98V138H97ZM109 139H110V138H109ZM119 139H120V138H119ZM156 139H157V138H156ZM158 139H159V141H160L159 145H160V144H165V143H161V140H160L159 137H158ZM170 139H171V138H170ZM170 139H168V140L166 139L165 142L168 143V141H169ZM182 139H183V138H182ZM187 139L190 140L189 138H187ZM201 139H202V137H201ZM201 139H200V140H201ZM203 139H204V140H208L207 138H203ZM223 139H222V141H223ZM231 139H232V138H231ZM235 139H236V138H235ZM245 139H246V138H245ZM16 140H17V139H16ZM19 140L21 141V139H19ZM22 140H26V139H23V138H22ZM91 140H92V143H94V142H93V139H90V141H91ZM122 140H123V139H122ZM122 140H121V141H122ZM125 140L127 141V139H125ZM129 140H130V139H129ZM136 140H137V139H136ZM136 140H135V142H136ZM152 140H154V139L152 138ZM152 140H151V142H152ZM163 140H164V139H163ZM163 140H162V142H163ZM177 140H178V139H177ZM179 140H180V139H179ZM188 140H186V141H188ZM192 140H193V139H192ZM192 140H190V141H192ZM198 140H199V137H198ZM200 140H199V142H200ZM213 140H214V139H213ZM213 140H212V141H213ZM215 140H216V139H215ZM215 140H214V141H215ZM232 140H233V139H232ZM262 140H263V139H262ZM9 141H10V140H8V143H9ZM45 141H46V138H45ZM45 141H44V142H45ZM90 141H89V142H90ZM107 141H108V140H107ZM119 141H120V140H119ZM121 141L119 142L120 144H121ZM142 141H143V140H142ZM154 141H156V140H154ZM159 141H158V142H159ZM174 141H175V138H174ZM190 141H189V142H190ZM216 141H217V140H216ZM5 142H7V141H5ZM5 142H4V143H5ZM13 142H14V141H13ZM15 142H16V141H15ZM17 142H19V141H17ZM23 142H24V141H23ZM23 142H22V143H23ZM25 142H26V141H25ZM74 142H75V141H74ZM78 142H79V141H78ZM81 142H82V141H81ZM81 142L78 143V144L80 145ZM86 142H88V140H87ZM89 142H88V143H89ZM98 142H99V143H98ZM100 142H101V141H97V143H98L99 145H103L102 143H104V144L107 143V142H105V141L103 142V140H102V143H101V144H100ZM108 142H109V141H108ZM111 142H112V141H111ZM114 142H115V140H114ZM144 142H145V141L142 142V145H141V146H144V145H143ZM189 142H187V143L189 144ZM194 142H192V143H194ZM203 142H205V141H203ZM207 142H208V141H206V143H205L206 145H208ZM209 142H210V139H209ZM236 142H237V141H236ZM236 142H235V143H236ZM241 142H243V141H240L239 143H241ZM255 142H256V141H254V143H250V141H249L248 143H250V144H255ZM0 143H1V140H0ZM8 143H7V144H8ZM22 143H21V144H22ZM52 143H53V141H52ZM54 143H55V142H54ZM66 143H67V141H66ZM70 143H71V142H70ZM72 143H73V142H72ZM84 143H85V142H84ZM88 143H87V146H88ZM90 143H91V142H90ZM97 143L95 142V144H97ZM124 143H125V142H124ZM152 143H155V142H152ZM173 143H174V142H173ZM187 143L184 142V139H183V144H186L187 146H189ZM197 143H198V142H197ZM201 143H202V142H201ZM219 143H220V142H219ZM219 143H218V144H219ZM224 143H225V142H224ZM224 143H221V144H223V145L226 146V147L223 146L224 148H227V145L224 144ZM235 143H233V144H235ZM262 143H263V142H262ZM17 144H18V143H17ZM31 144H32V143H31ZM44 144H45V143H44ZM67 144H68V143H67ZM73 144H74V143H73ZM98 144H97L96 146H98ZM107 144H108V143H107ZM109 144H110V143H109ZM112 144H113V143H112ZM117 144H118V143H116V145H117ZM126 144H128V146H129V143H126ZM126 144H125V145H126ZM140 144H141V140H140ZM146 144H147V142H146ZM146 144H145V146H146ZM168 144H169V143H168ZM171 144H172V142H171ZM171 144H170V145H171ZM176 144H177V143L175 142V145H176ZM178 144H179V143H178ZM209 144H210V143H209ZM211 144H212V143H211ZM227 144H229V141H228ZM230 144H231V141H230ZM237 144H238V142H237ZM237 144H235V145H237ZM5 145H6V144H5ZM5 145H4V146H5ZM10 145H11V144H10ZM14 145H16V144H14ZM19 145H20V143H19ZM22 145H25V144H22ZM22 145H21V146H22ZM49 145H50V144H49ZM51 145H52V144H51ZM62 145H63V144H62ZM64 145H65V144H64ZM64 145H63V146H64ZM68 145H69V144H68ZM71 145H72V144H71ZM82 145H85V144L82 143ZM82 145L79 146V149H80V150H81V147L84 148V146H82ZM93 145H94V144H93ZM93 145H90V146H93ZM114 145H115V144H114ZM122 145H123V144H122ZM130 145H131V144H130ZM132 145H133V144H132ZM136 145H137V144H136ZM180 145H182V144H180ZM196 145H197V144H196ZM206 145H205V147H206ZM235 145H233V146H235ZM241 145H242V146L239 145V147L242 148V149H241V153H242V151L245 149L246 141H245V143H243V144L241 143ZM243 145H244V148H243ZM247 145H248V144H247ZM255 145H256V144H255ZM4 146H2V148H3ZM11 146H12V145H11ZM16 146H17V145H16ZM75 146H76V145H75ZM118 146H119V144H118ZM123 146H124V145H123ZM123 146H121V147H123ZM126 146H127V145H126ZM150 146H151V143H149V148H150ZM153 146H155V145H153ZM157 146H158V144H157ZM165 146H166V144H165ZM173 146H174V145L172 144V148L174 149V147H176V146H174V147H173ZM182 146L184 147L185 145H182ZM182 146H181V147H182ZM187 146H186V148H187ZM191 146H192V144H191ZM208 146H209V145H208ZM251 146H253V145H251ZM263 146H264V145H263ZM0 147H1V146H0ZM31 147H32V146H31ZM47 147H48V146H47ZM56 147H58V146L56 145ZM88 147H89V146H88ZM162 147H163V146H162ZM181 147H180V148H181ZM194 147H195V146H193V149H194ZM197 147H198V146H197ZM197 147H196V150L198 149ZM214 147H216V146L214 145ZM218 147H220V146H218ZM229 147H230V146H229ZM235 147H236V146H235ZM237 147H238V146H237ZM248 147H249V145H248ZM253 147H254V146H253ZM253 147H252V148H253ZM6 148H7V147H6ZM22 148H23V147H22ZM62 148H65L64 150H62L63 152H66V151H67L66 146H65V147H62ZM77 148H78V147H77ZM90 148H91V147H90ZM98 148H102V147H99V146H98L97 149H98ZM105 148H106V147H105ZM108 148H109V146H108ZM123 148H124V147H123ZM123 148H120V149H122V151H123V150H125L126 147H125L124 149H123ZM127 148H128V150H129V152H130V147H127ZM127 148H126V149H127ZM132 148H133V147H132ZM142 148H143V147H142ZM156 148H157V147H156ZM160 148H161V147H160ZM166 148H167V147H166ZM172 148H171V149H172ZM186 148H185V152H186ZM202 148H204V145H203ZM207 148H208V147H207ZM232 148H233V147H232ZM252 148H251V150L253 151ZM258 148H259V147H258ZM7 149H8V148H7ZM24 149H25V148H24ZM32 149H33V148H32ZM42 149H43V148H42ZM56 149H57V148H56ZM86 149H87V148H86ZM86 149H85L84 151H86ZM102 149H103V148H102ZM102 149H101V150H102ZM113 149L115 150V148H113ZM118 149H119V147H118ZM118 149H116L117 152H114L113 156H114L115 154L118 153V151H119ZM133 149L135 150V147H134ZM146 149L148 150L147 147H146ZM146 149H143V150H146ZM169 149H170V148H169ZM177 149L180 150V149H179V146H178V148L176 147V150H177ZM183 149H184V148H182V150H183ZM190 149H191V147L188 148V150H190ZM213 149H215V148H213ZM222 149H223V148H222ZM238 149H239V148H238ZM263 149H264V148H263ZM9 150H10V147H9ZM9 150H7V152H9ZM12 150H13V149H12ZM19 150H20V149H19ZM51 150H52V149H51ZM71 150H72V149H71ZM107 150H110V149H107ZM116 150H115V151H116ZM128 150H127V151H128ZM134 150H133V151H134ZM141 150H142V149H141ZM147 150H146V151H147ZM157 150H158V149H157ZM164 150H165V149H164ZM164 150H163V152H164ZM203 150H204V149H203ZM205 150L207 151L206 148H205ZM257 150H258V149H257ZM4 151H6V150H4ZM10 151H11V150H10ZM14 151H17V150L15 149ZM24 151H25V150H24ZM24 151H23V152H24ZM32 151H33V150H32ZM54 151H55V148H54ZM57 151H58V150H57ZM60 151H61V150H60ZM68 151H69V150H68ZM68 151H67V152H68ZM72 151H73V150H72ZM81 151H83V150H81ZM92 151H93V150H92ZM94 151H95V150H94ZM94 151H93V152H94ZM98 151H100V150L98 149ZM102 151H103V150H102ZM133 151H132V153H133ZM139 151H140V150H139ZM146 151H145V152H146ZM149 151H150V150H149ZM152 151H153V149H152ZM158 151H160V149H159ZM169 151H171V150H169ZM173 151H175V150H173ZM173 151H172V153H173ZM190 151L193 152L192 149H191ZM190 151H189V152H190ZM201 151H202V150H201ZM2 152H3V151H2ZM7 152H5V153H7ZM23 152L20 153L21 156H22V157H20L21 159L19 158L20 160H19V159H18L19 161L17 160L18 163H19L20 165L26 164L25 161L27 160V158L24 157V153H23ZM25 152H26V151H25ZM27 152H28V150H27ZM29 152H30V151H29ZM38 152H39V151H38ZM48 152H49V151H48ZM74 152H75V151H74ZM93 152H92V153H93ZM105 152H107V151H105ZM111 152H112V151H111ZM120 152H121V151H120ZM120 152H119V153H120ZM123 152H124V151H123ZM125 152H126V150H125ZM125 152H124L123 154H126V155H127V153H125ZM141 152L143 153V151H141ZM166 152H167V149H166ZM175 152H177V151H175ZM175 152H174V153H175ZM189 152H187V154H189ZM192 152H191V153H192ZM228 152H230V154L232 155V153H231L230 150H228ZM239 152H240V150H239ZM246 152H247V151H246ZM257 152H258V151H257ZM257 152H256V153H257ZM263 152H264V151H263ZM10 153L14 155L13 152H10ZM34 153H35V152H34ZM44 153H45V152H44ZM58 153H59V152H58ZM58 153H57V154H58ZM60 153H61V152H60ZM84 153H85V152H84ZM88 153H90V152H88ZM92 153H91V157H92V158L94 157L95 159H97V157H96V156H97L96 151H95L96 156H95V154L92 155ZM119 153H118V154H119ZM135 153H136V152H135ZM148 153H149V152H148ZM152 153H153V152H152ZM157 153H159V152H157ZM157 153H156V154H157ZM161 153H162V152H161ZM164 153H165V152H164ZM169 153H171V152H169ZM178 153H180V152H178ZM182 153H183V152H182ZM194 153L196 154L197 151L194 152ZM198 153H199V152H198ZM213 153H214V152H213ZM220 153H221V152H220ZM220 153H219V154H220ZM223 153H224V152H223ZM223 153H221V155H219V156H223V155H222ZM237 153H238V152H237ZM243 153H244V151H243ZM252 153H253V152H252ZM15 154H16V152H15ZM29 154H30V153H29ZM35 154H36V153H35ZM38 154H39V153H38ZM54 154H55V153H54ZM61 154H62V153H61ZM78 154H79V153H78ZM110 154H111V153H110ZM118 154H117V155H118ZM123 154H120V156L123 155ZM133 154H134V153H133ZM146 154H147V153H146ZM149 154H150V153H149ZM149 154H148V156L151 157V154H150V155H149ZM176 154H177V153H176ZM176 154H175V156H176ZM204 154H206V153H204ZM204 154H203V155H204ZM208 154H209V153H208ZM210 154H211V153H210ZM248 154H249V153H248ZM4 155H5V154H4ZM4 155H3V156H4ZM25 155H27V153H26ZM32 155H34V154H32ZM40 155H41V152H40ZM47 155H48V153H47ZM47 155H46V156H47ZM58 155H59V154H58ZM68 155H69V154H68ZM79 155H81V154H79ZM98 155H99V157H100L101 153L99 154V152H98ZM103 155H104V154H103ZM126 155H124L125 158H127ZM134 155H136V154H134ZM157 155H158V154H157ZM171 155H172V154H170V156H171ZM181 155H183V154H181ZM185 155H186V154H185ZM196 155H197V154H196ZM199 155H200V154H199ZM203 155H201V158H202ZM214 155H215V154H214ZM237 155H239V154H237ZM237 155H236V156H237ZM262 155H263V154H262ZM11 156H12V155H11ZM14 156H15V155H14ZM14 156H13V158H14ZM18 156H19V155H18ZM30 156H31V154H30ZM41 156H43V154H42ZM71 156H72V154H71ZM73 156H74V154H73ZM83 156L86 157L87 155H83ZM113 156H111L110 158H113ZM140 156H142V155H140ZM144 156H145V155H144ZM144 156L141 157L142 159L137 158V159H138L137 162L139 161V159H140V162H141V161L143 160ZM148 156H146V157L148 158ZM152 156H154V154H153ZM155 156H156V155H155ZM168 156H169V155H168ZM194 156H195V155H194ZM207 156H208V155H207ZM215 156H216V155H215ZM228 156H229V155H228ZM233 156H235V155H233ZM239 156H240V155H239ZM4 157H5V156H4ZM8 157H9V156H8ZM8 157H6V158H8ZM26 157H28V155H27ZM33 157H35V156H33ZM33 157H32V158H33ZM66 157H67V156H66ZM68 157H69V156H68ZM68 157H67V158H68ZM74 157H75V156H74ZM76 157H78V156H76ZM76 157H75V158H72V157H71V158H72V161H76V160H77ZM102 157H103V156H102ZM128 157H129V156H128ZM133 157H134V156H133ZM135 157H136V156H135ZM161 157H162V156H161ZM173 157H174V156H173ZM178 157H180V154L178 155ZM181 157H182V156H181ZM199 157H200V156H199ZM208 157H210V155H209ZM225 157H226V156H224L223 159H225ZM229 157H230V156H229ZM2 158H3V157H2ZM16 158H17V157H16ZM16 158H15V159H16ZM35 158H36V157H35ZM39 158H40V156H39ZM47 158H48V157H47ZM47 158H46V160H47ZM53 158H54V157H53ZM62 158H64V153H63V157H61V158H59V159L61 160ZM67 158H65L67 161H66L65 159H64V160H65L66 162L69 163L71 160H69V159H67ZM121 158H122V157H121ZM121 158H119V159H121ZM151 158H152V157H151ZM151 158H150V159H151ZM163 158H164V157H163ZM182 158H183V157H182ZM204 158H205V156H204ZM234 158L237 159V164H238V163L240 164L241 161H239L238 158H236V157H234ZM255 158L257 159V157H255ZM259 158H260V155H259ZM259 158H258V160H259ZM261 158H262V156H261ZM261 158H260V159H261ZM79 159H81L80 156H79L78 160H79ZM98 159H99V158H98ZM102 159H103V158H102ZM127 159H128V158H127ZM134 159H135V158H134ZM148 159H149V158H148ZM148 159H147V160H148ZM160 159H162V158H160ZM166 159H168V157H167ZM170 159L173 160L171 157H170ZM193 159H194V158H193ZM209 159H210V158H209ZM212 159H213V158H212ZM226 159H227V158H226ZM228 159L230 160V158H228ZM231 159H233V158H231ZM235 159H233V160L236 161ZM256 159H255V161H258V160H256ZM4 160H5V159H4ZM38 160H39V159H38ZM43 160H44V159H43ZM53 160H54V159H53ZM53 160H52V161H53ZM83 160H84V159H83ZM89 160H90V157H89ZM91 160H92V159H91ZM103 160H104V161L102 162V165H103V163L105 162V159H103ZM109 160H110V159H109ZM113 160H115V158H113ZM121 160H122V159H121ZM123 160H124V158H123ZM128 160H129V159H128ZM131 160H132V159H131ZM164 160H165V159H164ZM178 160H180V159L178 158ZM178 160H177V161H178ZM181 160H182V159H181ZM220 160H221V157H220ZM241 160H244V159H241ZM0 161H1V160H0ZM8 161H11V160L8 159ZM15 161H16V160H15ZM32 161H33V159H32ZM65 161L61 160L60 162H61L62 164H60V163H59V164L62 165V166H64V163H65V165H68V164H66ZM79 161H81V160H79ZM86 161H87V159H86ZM92 161L94 162V164L97 163V161H96V160L94 161V159H93ZM98 161H99V160H98ZM115 161H117V160H115ZM118 161H119V160H118ZM132 161H133V160H132ZM148 161H149V160H148ZM151 161H152L151 163H154V162H155V160H154V162H153V159H152ZM162 161H163V160H162ZM162 161H160V163H161ZM169 161H170V160H169ZM194 161H195V160H194ZM209 161H210V160H209ZM222 161H224V160H222ZM227 161H228V160H227ZM238 161H239V162H238ZM259 161H261V160H259ZM3 162H4V161H3ZM6 162H7V161H6ZM33 162H34V161H33ZM37 162H38V161H37ZM47 162H48V161H47ZM76 162L78 163V161H76ZM81 162H82V161H81ZM83 162H84V161H83ZM89 162H90V161H88V163H89ZM106 162H107V161H106ZM111 162H112V160H111ZM119 162H120V161H119ZM123 162H124V161H122V163H123ZM126 162H127V161H126ZM130 162H131V161H130ZM133 162H134V161H133ZM137 162H136V163H137ZM171 162H172V161H171ZM171 162H170V164H169L171 167H170L169 165H167V166H169L168 168H170V169L176 166L175 164H174V166H173V165H172L173 162H172V163H171ZM185 162H186V160H185ZM203 162H205V161L203 160ZM211 162H212V160H211ZM228 162H230V161H228ZM251 162H252V161H251ZM263 162H264V161H263ZM10 163H11V162H9V164H10ZM49 163H50V162H49ZM56 163H57V162H56ZM91 163H92V162H91ZM98 163H99V162H98ZM100 163H101V162H100ZM108 163H109V162H107V164H108ZM113 163H114V161H113ZM120 163H121V162H120ZM131 163H132V162H131ZM136 163H135V164H136ZM158 163H159V162H158ZM164 163H165V162H164ZM174 163H175V162H174ZM180 163H181V162H180ZM186 163H187V162H186ZM189 163H190V162H189ZM195 163H196V161H195ZM199 163H200V162H199ZM219 163H220V162H219ZM230 163H231V162H230ZM258 163H260V162H258ZM1 164H2V163H1ZM7 164H8V163H7ZM9 164H8V166H7L8 168H9ZM27 164H28V163H27ZM27 164H26V165H27ZM42 164H43V163H42ZM50 164H52V163H50ZM54 164H55V163H54ZM59 164H56V165H58V168H59V169L57 168V166H54V167L57 168V172H59V170L62 171V170H61V167H62V166L59 167ZM94 164L92 163L93 166H95ZM111 164H112V163H111ZM115 164H116V163H115ZM138 164H139V162L137 163V165H138ZM141 164H142V163H141ZM200 164H203V163H200ZM204 164H205V163H204ZM204 164H203V165H204ZM209 164H210V163H209ZM215 164H216V163H215ZM221 164H222V163H221ZM221 164H220V165H221ZM224 164H226V163L224 162ZM233 164H234V163H232V167L234 166ZM235 164H236V163H235ZM237 164H236V165H237ZM14 165H15V164H14ZM28 165H29V166H32V165H30V164H28ZM47 165H49V164H47ZM74 165H75V164H74ZM89 165H90V164H89ZM89 165H88V166H89ZM92 165H91V166H92ZM98 165H99V164H98ZM104 165H105V163H104ZM144 165H145V164H144ZM146 165H147V164H146ZM153 165H155V169H154V170H156V168L158 167V166H156L157 164L155 163V164H153ZM191 165H192V163H191ZM195 165H196V164H195ZM203 165H202V166H203ZM210 165L212 166V163H211ZM218 165H219V164H218ZM258 165H259V164H258ZM3 166H4V165H3ZM10 166H12V168H13V170H14V167H13L12 163H11ZM15 166H16V165H15ZM29 166H25V167H28L27 169H30ZM37 166H38V165H37ZM75 166L77 167L78 165H75ZM88 166H87V167H88ZM91 166H90V167H91ZM122 166H123V165H122ZM124 166H125V165H124ZM141 166H142V165H141ZM148 166H149V165H148ZM182 166H183V162H182ZM188 166H189V165H188ZM197 166H198V164H197ZM197 166H196V167H197ZM221 166H223V164H222ZM224 166L229 167L228 164H226V165H224ZM224 166H223V167H224ZM239 166H240V165H239ZM239 166H238V167H239ZM246 166H247V165H246ZM248 166H249V165H248ZM250 166H253L254 169H255L256 163H255L254 165H250ZM260 166H261V165H260ZM46 167H47V166H46ZM51 167L53 168V166H51ZM96 167H99V166H95L94 169H96L97 171H100L99 168L97 169ZM100 167H101V165H100ZM102 167H103V169H104V166H102ZM102 167H101V168H102ZM107 167H108V166H107ZM110 167L113 168V166H109L108 169H109ZM116 167H117V165H116ZM131 167H132V166H131ZM136 167H138V166H136ZM146 167H147V166H146ZM146 167H145V168H146ZM152 167H153V166L148 167V168H146V169H149V168L152 169ZM163 167H164V165H163ZM218 167H219V166H218ZM238 167H237V168H238ZM242 167H243V166H242ZM253 167H252V169H253ZM4 168H5V167H4ZM10 168H11V167H10ZM10 168H9V169H10ZM12 168L10 169V170L12 171L11 173H13ZM21 168H22V167L20 166V170H21ZM35 168H36V167H35ZM49 168H50V167H49ZM62 168H63V167H62ZM80 168H81V167H80ZM84 168H85L86 172H88L92 167H91L90 169H88V170L86 169L85 166H84ZM84 168L82 167V171H81V172H84V171H83ZM88 168H89V167H88ZM105 168H106V167H105ZM123 168H124V167H123ZM133 168H135V167H133ZM133 168H132V169H133ZM143 168H144V167H143ZM143 168H142V169H143ZM168 168H167V169H168ZM175 168H176V167H175ZM180 168H181V167H180ZM194 168H195V167H194ZM200 168H202V167L200 166ZM210 168H213V166L210 167ZM210 168H209V169H210ZM221 168H222V167H221ZM221 168H219V169L221 170ZM233 168H234V167H233ZM249 168H250V167H249ZM24 169H25V168H24ZM24 169H23V170H24ZM27 169H26V170H27ZM43 169H44V166H43ZM50 169H51V168H50ZM68 169H69V168H68ZM68 169H67V170H68ZM74 169H75V168H74ZM94 169H93V170H94ZM146 169H145V170H146ZM157 169H158V168H157ZM160 169H161V167H160ZM188 169H189V168H188ZM188 169H186V170H188ZM196 169H197V168H196ZM240 169H241V168H240ZM245 169H246V168H245ZM245 169H244V170L241 169V170H243V171L246 172L247 170H245ZM256 169H258V167H256ZM256 169H255V170H256ZM3 170H4L3 167L1 168V166H0V174L3 172ZM33 170H34V169H33ZM33 170H32V171H33ZM36 170H37V169H36ZM67 170H66V171H67ZM70 170H71V169H70ZM78 170H79V168H78ZM109 170H111V169H109ZM113 170H115V169L113 168ZM121 170H122V169H121ZM121 170H115V171H112V170H111L112 173L108 171V175H109V173H110L109 177H110V179H111V181L109 182L110 185L108 184L109 190L113 191L114 193H117V196H118V197H122V196H123V193L125 192V188H128V190H129L131 193H132V192H133V193L135 192V194H136V190H137L139 187H142V186H143L141 190H143V191L145 190V189H143V188L145 187L144 185H141V186L138 185L139 187H137V185H136L137 182H138V178H141V176L139 177V175H134V176H133V179L131 178V179H132L131 184H128V183H127V185H125V183H126V181H125V179H126V178H125V174H127V173H123V174H122V173H121ZM127 170H128V169H127ZM154 170H153V172H154ZM172 170H174V169H172ZM200 170H201V169H200ZM223 170H224V169H223ZM223 170H222V171H223ZM229 170H230V169H229ZM255 170H254V171H255ZM258 170H259V169H258ZM21 171H22V170H21ZM39 171H40V169H39V167H38V172H39ZM72 171H73V170H72ZM91 171H92V169H91ZM97 171H93L94 174H95ZM104 171H105V169H104ZM106 171H107V170H106ZM129 171H130V170H129ZM140 171H141V170H140ZM165 171H166V170H165ZM167 171H168V170H167ZM175 171H176V169H175L174 171H172L171 173L174 174L173 172H175ZM196 171H197V170H196ZM214 171H216V170L213 169L211 172L213 173ZM230 171H231V170H230ZM233 171H234V170H233ZM235 171H236V168H235ZM4 172H5V171H4ZM4 172H3V173H4ZM22 172H24V171H22ZM46 172H47V171H46ZM50 172H51V171H50ZM54 172H56V171H54ZM79 172H80V170H79ZM93 172H91L90 174L93 175ZM130 172H131V171H130ZM134 172H136V171H134ZM134 172H133V174H134ZM151 172H152V171H151ZM162 172H163V171H162ZM169 172H170V171H169ZM181 172H182V170H181ZM183 172H184V171H183ZM183 172H182V174H183ZM187 172H188V171H187ZM199 172H200V171H199ZM204 172H206L205 169H204ZM209 172H210V170L208 171V173H209ZM216 172H217L216 175H218V171H216ZM226 172H227V171H226ZM228 172H229V171H228ZM228 172H227V173H228ZM237 172H238V171H236V175H238ZM249 172H250V170H249ZM251 172L254 173L252 170H251ZM31 173H32V172H31ZM65 173H66V172H65ZM77 173H78V172H77ZM100 173H102V172H100ZM100 173H98V174H100ZM103 173H104V172H103ZM106 173H107V172H106ZM154 173H156V172H154ZM154 173H153V174H154ZM157 173H158V172H157ZM157 173H156V174H157ZM165 173H166V172H165ZM184 173H185V172H184ZM197 173H198V172H197ZM220 173H221V171H220ZM227 173H226V174H227ZM247 173H248V172H247ZM257 173H258V172H257ZM259 173H260V171H259ZM17 174H19V173H17ZM29 174H30V173H29ZM33 174H34V172H33ZM36 174H37V173H36ZM79 174H80V173H79ZM141 174H142V173H141ZM148 174H149V173H148ZM153 174H152L151 177H153ZM168 174H169V173H168ZM177 174H178V173H177ZM187 174H188V173H187ZM226 174H225V176H226ZM228 174H233V173L229 172ZM239 174H240V176H241V172H240ZM250 174H251V173H250ZM250 174H249V175H250ZM4 175H5V176H4V178H5L7 174L5 173ZM19 175L21 176V174H19ZM22 175H23V174H22ZM31 175H32V174H31ZM34 175H35V174H34ZM55 175H56V174H55ZM57 175H58V174H57ZM82 175H83V178H84V175H85V174H82ZM82 175H81V176H82ZM86 175H87V174H86ZM95 175H96V174H95ZM95 175H93V177H94ZM129 175H130V173H129ZM146 175H147V174H146ZM149 175H150V174H149ZM154 175H155V174H154ZM206 175H207V174H206ZM214 175H215V173H214ZM219 175H220V174H219ZM249 175H247V177H249ZM251 175H252V174H251ZM251 175H250V176H251ZM259 175H260V174H259ZM261 175H263V174H261ZM0 176H1V175H0ZM70 176H71V174H70ZM72 176H73V175H72ZM81 176H80V175L78 176V174H77V177H79V179L81 178ZM99 176H100V175H99ZM105 176H107V175H105ZM130 176H132V173H131ZM161 176H163V175H161ZM187 176H188V175H187ZM198 176H199V175H198ZM200 176H202V175H200ZM209 176H210V175H208V177H209ZM232 176H235V173H234V175H232ZM8 177H10V176H8ZM11 177H12V176H11ZM11 177H10V178H11ZM13 177H14V176H13ZM28 177H30V175H29ZM28 177H27V178H28ZM33 177L35 178V176H33ZM39 177H40V176H39ZM53 177H54V176H53ZM73 177H74V176H73ZM75 177H76V174H75ZM85 177H86V176H85ZM87 177H88V175H87ZM95 177H96V176H95ZM97 177H98V176H97ZM97 177H96V178H97ZM100 177H101V176H100ZM126 177H127V176H126ZM147 177H148V176H147ZM167 177H172V175H171V176L168 175ZM176 177H177V176H176ZM208 177L206 176V178H208ZM219 177H220V176H219ZM254 177H256V176H253L252 180L254 179ZM257 177H259V176H257ZM263 177H264V176H263ZM18 178H19V177H18ZM25 178H26V177H25ZM36 178H37V177H36ZM96 178H95V180H96ZM101 178H102V177H101ZM104 178H105V177H104ZM145 178H146V177H144L143 180H145ZM155 178H157V177H155ZM155 178L153 177V179H155ZM185 178H186V176H185ZM185 178H184V179H185ZM227 178H228V177H227ZM240 178H241V177H240ZM249 178H250V177H249ZM21 179H22V178L20 177V180H21ZM28 179H29V178H28ZM48 179H49V178H48ZM50 179H51V177H50ZM58 179H60V178H58ZM67 179H68V178H67ZM86 179H87V178H86ZM88 179L90 180V178H88ZM92 179H93V178H92ZM92 179H91V181H92ZM153 179H152V180H153ZM170 179H172V178H170ZM175 179H176V178H175ZM189 179H191V178L188 177L187 179H185V182H186L187 184H189V181H188ZM198 179H199V178H198ZM208 179H209V178H208ZM213 179L215 180V177H214ZM213 179H211V180L209 179V180L212 181ZM234 179H235V177H234ZM237 179H238V177H237ZM6 180H7V178H6ZM25 180H26V179H25ZM68 180H69V179H68ZM76 180H78V178H77ZM89 180H88V181H89ZM93 180H94V179H93ZM97 180H98V179H97ZM97 180H96V181H97ZM103 180H104V179H103ZM103 180H102V181H103ZM108 180H109V178H108ZM108 180L106 179V180H104L103 182L107 181V183H108ZM160 180H161V179H160ZM167 180H168V179H167ZM179 180H181V179H179ZM179 180H178V182H179ZM200 180H201V178H200ZM239 180H240V179H239ZM239 180H238V182H239ZM249 180H250V179H249ZM249 180H246V181L249 182ZM9 181H10V180H9ZM9 181L7 180V182H9ZM14 181H15V180H14ZM55 181H56V180H55ZM55 181H53V182H55ZM58 181H59V180H58ZM71 181H72V180H71ZM98 181H100V179H99ZM98 181H97V182H98ZM102 181H101V182H102ZM130 181H131V180H130ZM171 181H172V180H171ZM187 181H188V182H187ZM190 181H191V180H190ZM204 181H205V180H204ZM206 181H207V180H206ZM206 181H205V182H206ZM232 181L234 182L233 179H232ZM236 181H237V180H236ZM236 181H235V183H236ZM246 181H244V182L247 184V185L245 184L246 187H247V186H248V182H246ZM2 182H3V180H2ZM18 182H19V181H18ZM18 182H16V183H18ZM21 182H22V181H21ZM30 182H31V181H30ZM33 182H34V181H33ZM43 182H44V181H43ZM61 182L64 183V182H66V181H65V179H64V181L62 180ZM61 182L59 183L60 186H61ZM78 182H80V180H79ZM81 182H82V180H81ZM85 182L87 183V181H85ZM92 182H93V181H92ZM101 182H100V183H101ZM141 182H142V181H141ZM153 182H154V181H153ZM169 182H170V181H169ZM173 182H174V181H173ZM178 182H177V183H178ZM201 182H202V181H201ZM214 182H215V181H214ZM225 182H226V181H225ZM225 182H224V183H225ZM19 183H20V182H19ZM46 183H47V180H46ZM49 183H50V181L47 183V185H48ZM68 183H69V182H68ZM88 183H89V182H88ZM105 183H106V182H105ZM144 183H145V185H147L146 182H144ZM174 183H175V182H174ZM181 183H182V181H181ZM206 183H208V181H207ZM226 183H228V182H226ZM229 183H230V181H229ZM29 184H30V183H29ZM31 184H32V182H31ZM36 184H37V183L32 184V186L36 188V186H35ZM79 184H80V183H79ZM90 184H91V183H90ZM90 184H89V186H90ZM93 184H95V182H94ZM96 184H97V183H96ZM103 184H104V183H103ZM141 184H142V183H141ZM151 184H153V183H151ZM161 184H162V183H160V185H161ZM167 184L171 185L170 183H167ZM178 184H180V183H178ZM195 184H196V183H195ZM197 184H198V183H197ZM203 184H204V182H203ZM208 184H210V183H208ZM230 184H232V183H230ZM242 184H243V182L241 183V186H242ZM7 185H8V184H7ZM7 185H6V186H7ZM13 185H14V184H13ZM17 185H19V184H17ZM57 185H58V184H57ZM64 185H65V184H64ZM99 185H100V184H99ZM99 185H97V186H99ZM172 185H173V184H172ZM175 185H176V184H175ZM183 185L185 186L186 184H183ZM213 185H214V183H213ZM213 185H211V186H213ZM222 185H223V184H222ZM225 185H226V184H225ZM243 185H244V184H243ZM21 186H22V185H21ZM32 186H31V187H32ZM53 186H55V185L53 184ZM60 186H59V187H60ZM103 186H104V185H103ZM103 186H102V187H103ZM125 186H126V187H125ZM154 186H155V185H154ZM236 186H237V183L235 184V188H236ZM1 187H2V186H1ZM1 187H0V188H1ZM9 187H10V186H9ZM9 187H8L7 190L12 189V188L9 189ZM12 187H13V186H12ZM31 187L27 186V189H28V188H31ZM57 187H58V186H57ZM67 187H68V186H67ZM73 187H74V186H73ZM73 187H72V188H73ZM94 187H95V186H94ZM94 187H93V188H94ZM102 187H101V188H102ZM164 187H165V186H164ZM215 187H216V186H215ZM215 187L213 186V189H214ZM232 187H233L232 185H231V187L229 186V190H230V188H231L232 191H233V188H232ZM5 188H6V187H5ZM5 188H3V189H5ZM19 188H20V187H19ZM22 188H23V187H22ZM35 188H34V189H35ZM37 188H38V186H37ZM39 188H40V186H39ZM43 188H46V187H43ZM52 188H53V187H52ZM52 188H51V189H52ZM54 188H55V187H54ZM54 188H53V189H54ZM95 188L100 189L99 187H95ZM104 188H105V187H104ZM146 188H148V187H146ZM153 188H154V187H152V189H153ZM167 188H168V185H167ZM169 188H170V191H169V194H168V195H169V198H170L171 187H169ZM172 188H173V187H172ZM187 188H188V187H187ZM195 188H196V186H195ZM195 188H194V189H195ZM202 188H203V186H202ZM208 188H209V187H208ZM223 188H224V186H223ZM225 188H226V186H225ZM238 188H239V187H238ZM240 188H241V187H240ZM27 189H25V190H27ZM31 189H33V188H31ZM31 189H29V190H31ZM46 189H47V188H46ZM46 189H45V190H46ZM53 189H52V191H53ZM56 189H57V188H56ZM56 189H55V191H54L55 193H56V191H57ZM60 189H62V188H60ZM106 189H107V188H106ZM106 189H105V192L107 193L108 191H106ZM149 189H151V187L148 188V190H149ZM163 189H164V188H163ZM180 189H181V188H180ZM194 189H192V190H194ZM209 189H211V188H209ZM241 189H242V188H241ZM241 189H240L239 191H241ZM23 190H24V188H23ZM23 190L21 189V192H22ZM25 190H24V191H25ZM38 190H40V189H38ZM38 190H37V192H39ZM42 190H44V189H42ZM42 190H41V191H42ZM45 190H44V191H45ZM48 190H49V189H48ZM58 190H59V189H58ZM65 190H66V189H65ZM71 190H72V189H71ZM141 190H140V188H139V191H138V192L140 193ZM146 190H147V189H146ZM155 190H157V189L155 188ZM155 190H154V191H155ZM166 190H167V189H166ZM174 190H175V189H173V191H174ZM186 190L188 191V189H186ZM229 190H228V186H227L226 191L230 192ZM235 190H236V189H235ZM2 191H3V190H2ZM4 191H5V190H4ZM4 191H3V192H4ZM14 191H15V190H14ZM19 191H20V190H19ZM24 191H23V193H24ZM33 191L35 192V190H33ZM46 191H47V190H46ZM60 191H61V190H60ZM79 191H80V189H79ZM88 191L90 192V190H88ZM152 191H153V190H152ZM164 191H165V190H164ZM167 191H168V190H167ZM167 191H166V192H167ZM187 191H186V192H187ZM210 191H211V190H210ZM215 191H216V190H215ZM242 191H243V190H242ZM0 192H1V191H0ZM7 192H8V191H7ZM26 192H27V191H26ZM31 192H32V190H31ZM34 192H33V193H34ZM37 192H35V193H37ZM47 192H48V191H47ZM50 192H51V191H50ZM54 192H53V193H54ZM57 192H58V191H57ZM92 192H93V194H94V191H92ZM92 192H91V193H92ZM96 192H97V190L95 191V193H96ZM99 192H100V191L98 190V193H99ZM102 192H103V191H102ZM130 192H129V194H130ZM146 192H147V191H146ZM155 192H156V191H155ZM166 192H165V193H166ZM178 192H180V191H178ZM181 192H182V191H181ZM201 192H202V191H201ZM223 192H225V191H223ZM223 192H221V193H223ZM234 192H235V191H234ZM237 192H238V191H237ZM9 193H10V192H9ZM18 193H20V192H18ZM33 193H32V194L30 193V194L33 195ZM53 193H49V195L52 194V195L54 196ZM62 193H64V192H62ZM108 193H109V192H108ZM110 193H111V192H110ZM139 193H138V194H139ZM165 193H164V194H165ZM172 193H173V192H172ZM172 193H171V194H172ZM182 193L184 194V192H182ZM182 193H181V195H182ZM191 193H193V192H191ZM196 193H197V192H196ZM226 193H227V192H225V195H227V196H225V198L228 197V194H230L231 192L228 193V194H226ZM1 194H3V193L1 192ZM1 194H0V195H1ZM5 194H7V193H5ZM30 194H28V195H29L30 200H31V196H30ZM57 194H58V193H56L55 195L57 196ZM65 194H66V192H65ZM83 194H84V192H83ZM93 194H92V195H93ZM96 194H97V193H96ZM148 194H149V193H148ZM155 194H156L157 197L159 196V193H158V192L155 193ZM188 194H190V192H189ZM198 194H199V193H198ZM235 194H236V193H235ZM7 195H8V194H7ZM9 195H10V194H9ZM17 195H18V194H17ZM20 195H21V194H20ZM28 195H27V196H28ZM38 195H40V192H39ZM44 195H45V194H44ZM61 195H62V194H61ZM86 195L88 196V193H86ZM86 195H84V199L87 197ZM103 195H104V194H103ZM105 195H107V194H105ZM113 195H114V194H113ZM115 195H116V194H115ZM144 195H145V193H144ZM177 195H178V194H177ZM186 195H187V193H186ZM192 195H193V194H192ZM192 195H191V196H192ZM221 195H222V194H221ZM230 195H231V194H230ZM14 196L17 197L16 195H14ZM21 196H22V195H21ZM23 196H24V194H23ZM23 196H22V197H23ZM33 196H35V194H34ZM45 196L48 197V193H47V195H45ZM53 196H52L51 198H53ZM68 196H70V195H68ZM85 196H86V197H85ZM93 196H95V194H94ZM96 196H97V195H96ZM100 196H101V195H98L97 197H100ZM110 196H111V195H110ZM131 196H132V195H131ZM131 196H130V197H131ZM139 196H140V195H139ZM178 196H179V195H178ZM219 196H220V195H219ZM231 196H232V195H231ZM231 196H230V197H231ZM12 197H13V196H12ZM18 197H19V196H18ZM22 197L18 198L19 201L22 199ZM29 197H28V198H29ZM37 197H38V196H37ZM37 197H36V198H37ZM39 197H40V196H39ZM54 197H55V196H54ZM89 197H90L91 199H93L92 196H89ZM89 197H88V198H89ZM102 197H103V196H102ZM102 197H100V198H102ZM106 197H107V196H106ZM108 197H109V196H108ZM118 197H116L117 200H118ZM134 197H135V195H134ZM134 197H131L130 201H128V200H127V201L130 203L131 200H132ZM145 197H146V196H145ZM148 197H149V196H148ZM167 197H168V196H167ZM172 197H173V196H172ZM174 197H175V194H174ZM183 197H184V195H183ZM3 198L5 199V196H4ZM42 198H43V196H42ZM55 198L58 199L57 197H55ZM66 198H67V197H66ZM68 198H69V197H68ZM68 198H67V199H68ZM90 198H89V199H90ZM152 198H153V197H152ZM162 198H163V197H162ZM189 198H190V197H189ZM202 198H203V197H202ZM214 198H215V197H214ZM228 198H229V197H228ZM1 199H2V196H1ZM8 199H9V198H8ZM34 199H35V198H34ZM47 199H49V197H48ZM47 199H45V200L48 201ZM53 199H54V198H53ZM56 199H55V200H56ZM59 199H61V197H60ZM63 199H65V198L63 197V198H62V201H63ZM94 199H95V198H94ZM96 199H97V198H96ZM105 199H106V198H105ZM119 199H120V198H119ZM155 199H156V198H155ZM176 199H177V198H176ZM181 199H183V198H181ZM195 199H197V198H195ZM195 199H194V200H195ZM199 199H200V198H199ZM207 199H208V198H207ZM209 199H210V198H209ZM223 199H224V198H223ZM9 200H10V199H9ZM15 200H17V199H15ZM24 200H25V199H24ZM26 200H27V197H26ZM28 200H29V199H28ZM37 200L39 201V199H36V201H37ZM40 200H43V201H44V199H40ZM55 200H53V201L50 200L49 202L51 203V201H52L53 204L55 205V203H54ZM65 200H66V199H65ZM76 200H77V199H76ZM98 200H99V199H98ZM106 200H107V199H106ZM112 200H113V198H112ZM115 200H116V199H114V201H115ZM121 200H122V206H123V200H124V199H121ZM133 200H135V199H133ZM150 200H151V199H150ZM171 200H172V199H171ZM174 200H175V198H174ZM194 200H193V201H194ZM216 200H217V199H216ZM225 200H226V199H225ZM225 200H224V202H227V200H226V201H225ZM228 200H230V199H228ZM231 200H232V199H231ZM3 201H4V200H3ZM10 201H11V200H10ZM12 201H13V200H12ZM38 201H37V202H38ZM66 201H67V200H66ZM70 201H71V200H70ZM70 201H68V202H70ZM72 201H73V200H72ZM72 201H71V203H72ZM74 201H75V200H74ZM74 201H73V202H74ZM84 201H86V200H84ZM87 201H88V200H87ZM104 201H105V200H104ZM104 201H103L102 203H103V205H104V204L106 205L107 202L104 203ZM119 201H120V200H119ZM158 201H159V200H158ZM196 201H197V200H196ZM208 201H210V200H208ZM214 201H215V199H214ZM14 202H15V201H14ZM22 202H23L24 205L26 204L25 201H22ZM60 202H61V200H60ZM81 202H82L81 204L79 203V207H80V209L83 208V206H84V205H83L84 202H83V201H81ZM90 202H93V203L95 204V202H94L93 200H90ZM90 202H89L88 204H90ZM135 202H137V203L139 204V201H136V200H135ZM141 202H142V201H141ZM144 202H145V201H144ZM154 202H156V200L153 201L152 203H154ZM172 202H173V201H172ZM221 202H222V201H221ZM4 203H5V202H4ZM9 203H10V202H9ZM17 203H18V202H17ZM41 203H42V202H41ZM41 203H40V204H41ZM45 203H46V202H45ZM62 203H63V202H62ZM108 203H109V200H108ZM110 203H111V202H110ZM110 203H109V204H110ZM115 203H118V202L115 201ZM115 203H112V204H114V205L116 206ZM131 203H132V202H131ZM131 203H130V204H131ZM133 203H134V202H133ZM133 203L131 204V207H133V205L135 204V203H134V204H133ZM175 203H176V202H175ZM192 203H194V202H192ZM198 203H199V201H198ZM208 203H209V202H208ZM211 203H212V202H211ZM1 204H2V200H1ZM11 204H13V202H11ZM31 204H32V202H31ZM31 204H30V206H32ZM42 204H43V203H42ZM58 204H59V203H58ZM143 204H144V203H143ZM143 204H142V205H143ZM146 204H148V202H147ZM169 204H170V203H169ZM172 204H173V203H172ZM172 204H170V205H172ZM227 204H228V203H227ZM4 205H5V204H4ZM14 205H15V204H14ZM14 205H13V206H14ZM43 205H44V204H43ZM43 205H42V207L39 206V205H38V206L41 207V208H43V207H44ZM45 205H46V204H45ZM71 205H73V204H70L69 206H71ZM74 205H75V204H74ZM95 205H96V204H95ZM97 205H98V203H97ZM101 205H102V204H101ZM103 205H102V206H103ZM125 205H126V207L130 206L129 204H128V206H127V202H126ZM135 205H137V204H135ZM154 205H155V204H154ZM173 205H174V204H173ZM182 205H183V204H182ZM194 205H196V203H195ZM197 205H198V204H197ZM204 205H205V204H204ZM204 205L202 204V206H204ZM215 205H216V204H215ZM5 206H7V207L9 208V206H11V205L8 204V205H5ZM16 206H17V205H15V207H16ZM19 206H20V205H19ZM48 206L50 207V206H52V205H47L46 207H48ZM56 206H58V205H56ZM65 206H66L65 209H64V207H62V206H61L62 209H61L59 206H58V207H59L61 210H64V211L66 210L65 214H67V213H69V212H67V210H69V206H68V205H65ZM139 206H140V204H139ZM139 206H138V207H139ZM147 206H148V205H147ZM192 206H193V205H192ZM206 206H207V205H206ZM216 206H217V205H216ZM20 207H22V206H20ZM28 207H29V206H28ZM28 207H27V208H28ZM58 207H57V208H56V207H53L52 210H54L55 208H56V209H59ZM92 207H94L93 204H92ZM109 207H110V205H109ZM117 207L119 208V206H117ZM136 207H137V206H135V208H136ZM138 207H137V208H138ZM141 207H143V206H141ZM161 207H162V206H161ZM161 207H160V208H161ZM172 207H173V206H172ZM172 207H171V208H172ZM186 207H188V206H186ZM198 207H199V206H198ZM208 207H209V206H208ZM212 207H213V206H212ZM252 207H253V206H252ZM260 207H262V206H260ZM263 207H264V205H263ZM5 208H6V207H5ZM27 208H26L25 210H27ZM44 208H45V207H44ZM50 208H52V207H50ZM67 208H68V209H67ZM87 208H91V206H89V207H87ZM87 208H86V209H87ZM98 208H99V207L97 206L96 209H98ZM100 208H101V207H100ZM103 208H104V209H102V210H105V207H103ZM123 208H125V207L123 206ZM128 208H129V207H128ZM139 208H140V207H139ZM139 208H138V209H139ZM148 208H149V207H148ZM150 208H151V207H150ZM154 208H155V207H153V209H154ZM166 208H167V207H166ZM166 208H165V209H166ZM174 208H175V207H174ZM180 208H181V207H180ZM205 208H207V207H205ZM224 208H226V207H224ZM14 209H15V208L13 207V210H14ZM19 209H20V208H19ZM39 209H40V208H39ZM45 209H46V208H45ZM45 209H44V210H45ZM94 209H95V207H94ZM112 209H116V207H115V208H112ZM119 209H120V208H119ZM138 209L136 210L137 212H138ZM142 209H144V208H142ZM161 209H162V208H161ZM168 209H169V208H168ZM175 209H176V208H175ZM175 209H174V210H175ZM195 209H197V208H195ZM242 209H243V208H242ZM242 209H240L239 211H242ZM248 209H249V208H248ZM253 209H254V208H253ZM253 209H252V211H253ZM255 209H258V211H259L260 208L258 207V208H255ZM11 210H12V209H11ZM20 210H21V212H22V209H20ZM20 210H18L19 213H21ZM28 210H29V208H28ZM28 210H27V211H28ZM44 210L42 209V211H44ZM52 210H50V211H52ZM70 210H71V209H70ZM87 210H88V209H87ZM99 210H100V209H99ZM102 210H100V211H102ZM132 210H133V208H131V211H132ZM154 210H155V209H154ZM157 210H158V209H157ZM189 210H190V209H189ZM189 210L187 209L186 211L189 212ZM262 210H263V209H262ZM3 211H5V210H3ZM6 211H7V210H6ZM27 211H26V212H27ZM30 211H31V210H30ZM30 211H29V212H30ZM37 211H38V209H37ZM45 211H46V210H45ZM45 211H44L43 213L41 212L42 215L45 213ZM47 211H48V210H47ZM59 211H60V210H59ZM59 211H58V212H59ZM76 211L78 212V210H76ZM83 211H84V210H83ZM85 211H86V210H85ZM89 211H93V209H92V210H89ZM105 211H106V210H105ZM125 211H126V209H125ZM133 211H134V210H133ZM139 211H140V209H139ZM148 211H149V209H148ZM148 211H147V212H148ZM160 211H161V210H160ZM162 211H163V210H162ZM165 211H166V210H165ZM168 211H169V210H168ZM175 211H176V210H175ZM175 211H174V214H177V213H175ZM216 211H217V210H216ZM258 211H256V212H258ZM8 212H10V210H9ZM11 212H12V211H11ZM15 212H16V211H15ZM18 212H17V213H18ZM24 212H25V211H24ZM31 212L33 213L34 211L32 210ZM54 212H55V210H54ZM77 212H76V214L73 213V212H72V213L75 214V215H78ZM114 212H116V210H115ZM134 212H135V211H134ZM170 212H172V210H171ZM180 212H181V211H180ZM183 212H184V209H182V213H181V214H183ZM204 212H205V211H204ZM210 212H211V211H210ZM210 212H209V213H210ZM256 212H255V213H256ZM259 212H260V211H259ZM0 213H1V211H0ZM37 213H38V212H37ZM52 213H53V211H52ZM62 213H63V211H62ZM62 213H61V214H62ZM90 213H91V212H90ZM101 213H102V212H101ZM104 213H105V212H104ZM110 213H111V212H110ZM141 213H142V212H141ZM141 213H136V214L139 215V214H141ZM152 213H153V211H152ZM164 213H165V212H164ZM168 213H169V212H168ZM191 213H192V212H191ZM191 213H190V214H191ZM202 213H203V210H202ZM223 213H224V212H223ZM223 213H222V215H223ZM225 213H226V212H225ZM225 213H224V214H225ZM229 213H230V212H229ZM229 213H228V214H229ZM238 213H239V212H238ZM248 213H249V212H248ZM262 213H263V212H262ZM10 214H11V213H10ZM21 214H22V213H21ZM25 214H27V213H25ZM35 214H36V212H35ZM35 214H34V215H35ZM38 214H40V213H38ZM53 214H54V213H53ZM57 214H58V213H57ZM61 214H60V212H59V215H60V216H61ZM65 214H63V216H65ZM69 214H70V213H69ZM83 214H84V212H83ZM95 214H98L97 211L95 212ZM105 214H108V213H105ZM105 214H104V215H105ZM112 214H113V210H112ZM142 214H143V213H142ZM150 214H151V213H150ZM181 214L179 213V216H180ZM193 214H194V213H193ZM228 214H227V216H228ZM233 214H234V215H237L236 213H233ZM233 214H232V215H233ZM263 214H264V213H263ZM0 215H1V214H0ZM14 215H17V214H14V213H13L12 216H14ZM28 215H29V216H28L27 218H28V220H30L29 218H30L31 215H30V214H28ZM44 215H45V214H44ZM44 215H43V217H44ZM47 215H51V214L46 213V218L48 217ZM59 215H58V216H59ZM89 215H90V214H89ZM99 215H100V213H99ZM113 215H114V214H113ZM115 215H116V214H115ZM115 215H114V216H115ZM122 215H123V214H122ZM153 215H154V214H153ZM161 215H162V213H161ZM169 215H170V213H169ZM169 215H168V216H169ZM177 215H178V214H177ZM204 215H205V214H204ZM211 215H213V214H211ZM217 215H218V214H217ZM229 215H230V214H229ZM239 215H240V214H239ZM245 215H247V214H245ZM12 216H10V218H11ZM17 216H18V215H17ZM17 216H16V219H17ZM26 216H27V215H26ZM37 216H38V215H37ZM40 216H41V215H39V217H40ZM52 216H53V215H52ZM67 216H69V215H67ZM79 216H80V215H79ZM87 216H88V215H87ZM107 216H109V215H107ZM130 216H131V215H130ZM141 216H142V215H141ZM141 216H139V219H140V220L142 219V218H140ZM144 216H145V215H144ZM164 216H165V215H164ZM164 216H163V217H164ZM168 216H166V217L168 218ZM219 216H220V218L222 217L221 215H219ZM0 217H1V216H0ZM2 217H3V216H2ZM5 217H6V216H5ZM22 217H23V216H22ZM32 217H33V216H32ZM50 217H51V216H50ZM61 217H62V216H61ZM77 217H78V216H77ZM154 217H155V216H154ZM158 217H159V215H158ZM161 217H162V216H161ZM173 217H174V216H173ZM182 217H183V216H182ZM252 217H253V216H250V220H253V219L255 218V217H253V218H252ZM13 218H14V217H13ZM44 218H45V217H44ZM62 218H64V217H62ZM71 218H72V217H71ZM94 218H95V217H94ZM94 218H93V219H94ZM100 218H101V217H100ZM102 218H103V216H102ZM104 218H105V216H104ZM129 218H130V217H129ZM135 218H136V217H135ZM169 218H170V216H169ZM175 218H176V217H175ZM178 218H179V217H178ZM210 218H211V217H210ZM233 218H234V217H233ZM243 218H244V217H243ZM243 218H242V219H243ZM256 218H257V217H256ZM258 218H259V217H258ZM258 218H257V220H254V224L259 222ZM35 219H37V217H36ZM35 219H34V217H33V220H34V221H36ZM50 219H51V218H50ZM53 219H55V218L53 217L51 220H53ZM57 219H58V218H56V220H57ZM59 219H60V218H59ZM65 219H66V217H65ZM68 219H70V218H68ZM73 219H74V218H73ZM97 219H98V216H97ZM115 219H117V218H115ZM115 219H114V221H115ZM145 219H146V217H145ZM148 219H149V218H148ZM151 219H152V218H150V220H151ZM170 219H172V218H170ZM170 219H169V220H170ZM173 219H174V218H173ZM240 219H241V217H240ZM240 219H238V220L240 221ZM246 219H248V218H246ZM12 220H13V219H12ZM14 220H15V219H14ZM18 220H19V219H18ZM20 220H21V218H20ZM31 220H32V219H31ZM37 220H38V219H37ZM39 220H40V218H39ZM45 220H46V219H45ZM47 220H48V219H47ZM51 220H50V221L48 220V221L50 222V225H49V223L47 224V226L49 225L50 233H51V234L53 233V234L56 235L57 237L60 236V238H61L62 233H61V235H59V233H58V229H59V228H58V227H57V228H56V227H53V226H55V225H57V224L52 225ZM60 220H61L62 222H60V221H58V222H60V223L62 224L64 220H62V219H60ZM80 220H81V219H80ZM91 220H92V219H91ZM95 220H96V219H95ZM106 220H107V222H108V218H107ZM106 220H105L104 223H107ZM109 220H110V219H109ZM111 220H112V216H111ZM134 220H135V221H133V222H137L136 219H134ZM163 220H164V219H163ZM163 220H161V221H163ZM169 220H168V221H169ZM203 220H205V219H203ZM211 220H212V219H211ZM221 220H222V218H221ZM238 220H237V221H238ZM243 220H245V219H243ZM0 221H1V220H0ZM4 221H5V219H4ZM7 221H8V220H7ZM9 221H10V219H9ZM34 221H33V224H34ZM68 221H69V220H68ZM76 221H77V220H76ZM87 221H88V220H87ZM101 221H102V219H101ZM112 221H113V220H112ZM112 221H111V223H112ZM114 221H113V222H114ZM144 221H146V220H144ZM144 221H143V222H144ZM154 221H156V219H155ZM177 221H178V220H177ZM181 221H182V220H180V222H181ZM208 221H209V218L207 219V224H208ZM217 221H218V220H217ZM217 221H216V222H217ZM230 221H231V220H230ZM247 221H248V220H247ZM247 221H245V222L247 223ZM11 222H12V221H11ZM19 222H22V223H23L24 220H23V221H19ZM19 222H18V223H19ZM25 222H26V221H25ZM29 222H30V221H29ZM29 222H28V223H29ZM31 222H32V221H31ZM52 222H53V221H52ZM65 222H66V220L64 221V223H65ZM70 222H71V221H70ZM73 222H74V220H73ZM83 222H84V221H83ZM91 222H93V221H91ZM143 222H142V223H143ZM146 222H147V221H146ZM146 222H145V223H146ZM157 222H158V221H157ZM216 222H215V223H216ZM218 222H219V221H218ZM220 222H221V221H220ZM249 222H250V221H249ZM249 222H248V223H249ZM53 223H54V222H53ZM55 223H56V221H55ZM75 223H76V222H75ZM116 223H117V222H116ZM140 223H141V222H140ZM140 223H139V224H140ZM148 223H149V222H148ZM151 223H152V222H151ZM154 223L156 224V222H154ZM203 223H204V222H203ZM212 223L214 224V221H213ZM248 223H247V224H248ZM250 223H251V222H250ZM250 223H249V224H250ZM262 223H263V221H262ZM2 224H3V223H1V225H2ZM33 224H32V225H33ZM58 224H59V223H58ZM61 224H60V225H61ZM65 224H66V223H65ZM83 224H84V223H83ZM113 224H114V223H113ZM113 224H112V225H113ZM133 224H134V223H133ZM136 224H137V223H135L134 226H136ZM143 224H144V223H143ZM146 224H147V223H146ZM146 224H145V226H147ZM159 224H160V220H159ZM205 224H206V223H205ZM205 224H204L203 226L206 227ZM216 224H217V223H216ZM234 224H235V223H234ZM13 225H14V224H13ZM20 225H21V224H20ZM24 225H25V223H24ZM27 225H28V224H27ZM29 225H31V224H29ZM35 225H36V224H35ZM72 225H73V224H72ZM79 225H80V224H79ZM79 225H78V227H79ZM100 225H101V224H100ZM109 225H111V224H109ZM141 225H142V224H141ZM157 225H158V224H157ZM160 225H161V224H160ZM210 225H212V224L210 223ZM226 225H228V224H226ZM17 226L20 227L18 224H17ZM33 226H34V225H33ZM33 226L31 227L32 229H30L32 232H33V230H34V229H33ZM37 226H38V225H37ZM73 226H74V225H73ZM75 226H76V225H75ZM106 226H107V224H106ZM114 226H116V225H114ZM114 226H113V227H114ZM138 226H140V225H138ZM142 226H143V225H142ZM148 226H149V225H148ZM148 226H147V227H148ZM150 226H151V225H150ZM150 226H149V227H150ZM163 226H164V224H163ZM177 226H178V225H177ZM203 226H202V228H203ZM235 226H236V225H235ZM241 226H242V222H241ZM7 227L9 228V225H7ZM7 227H6V228H7ZM14 227H16V226L14 225ZM21 227H22V226H21ZM26 227H28V226H26ZM59 227H60V226H59ZM62 227H63V225H62ZM71 227H72V226H71ZM82 227H83V226H82ZM132 227H133V226H132ZM132 227H130V229H131ZM136 227H137V226H136ZM143 227H144V226H143ZM205 227H204V229H205ZM207 227H208V226H207ZM216 227H217V226H216ZM238 227H239V226H238ZM8 228L5 229V228H3V227L1 226V229H0V260H1V259L3 260V258H6V259H7L8 256L12 257L13 259H14L15 257H17V255H18V251H20V249H21V248L19 249V247H21L22 244L24 243V241H23V243H22V241H21L22 239H21V240L19 239V240H17L16 242L12 243L11 245H10V243H9L8 245L5 244V242H6L5 239H8V238H7V237H8V234H11V233H12V232L9 233V231L11 230V227H10L9 229H8ZM12 228H13V227H12ZM34 228H35V226H34ZM76 228H77V227H76ZM109 228H110V226H109ZM116 228H117V226L114 227L113 230L116 231V230H115ZM122 228H123V227H122ZM128 228H129V227H128ZM139 228H140V227H139ZM158 228H159V227H156V230H157ZM167 228H168V226H167ZM169 228H170V227H169ZM179 228H180V227H179ZM179 228H178V229H179ZM188 228H189V227H188ZM202 228H201V230H204V229H202ZM16 229H17V228H16ZM22 229H23V228H20V230H22ZM42 229H43V228H42ZM60 229H62L61 231H63V228L60 227ZM79 229H81V228H79ZM98 229H99V228H98ZM100 229H101V228H100ZM130 229H129V230H130ZM145 229H146V227H145ZM145 229H142V230L145 231ZM150 229H151V227L149 228V230H150ZM165 229H166V228H165ZM182 229H184V228L182 227ZM193 229H194V228H193ZM197 229H198V227H197ZM227 229H228V228H227ZM231 229H232V228H231ZM18 230H19V229H18ZM25 230H26V229H25ZM28 230H29V229H28ZM72 230H73V229H72ZM74 230H75V229H74ZM76 230H77V229H76ZM83 230H84V229H83ZM92 230H93V229H92ZM102 230L104 231L105 228L102 229ZM109 230H111V229H109ZM121 230H122V229H121ZM153 230H154V229H153ZM153 230H152V231H153ZM156 230H155L154 232H157ZM172 230H174V229L172 228ZM186 230H187V229H186ZM195 230H196V229H195ZM205 230H206V229H205ZM213 230H214V228L212 229V231H213ZM12 231H13V230H12ZM43 231H44V229H43ZM45 231H46V229H45ZM67 231H69V230H67ZM80 231H81V230H80ZM84 231H85V230H84ZM84 231H82V232H84ZM87 231H88V230H87ZM89 231H90V230H89ZM89 231H88V232H89ZM103 231H102V233H101L100 235H102V234L104 233ZM111 231H112V230H111ZM114 231H113V232H114ZM122 231H124V230H122ZM122 231H120V233H121ZM206 231H207V230H206ZM206 231H205V232H206ZM210 231H211V230H210ZM210 231H208V232H210ZM212 231H211V233H212ZM214 231H215V230H214ZM228 231H230V229H229ZM231 231H232V230H231ZM238 231H239V230H238ZM32 232H30V233L32 234ZM63 232H64L63 234L65 235V230H64ZM72 232H73V231H72ZM85 232H86V231H85ZM88 232H87V233H88ZM94 232H95V231H93V233H94ZM97 232H98V231H97ZM100 232H101V231H100ZM100 232H98L96 235H98ZM113 232H111V233L113 234ZM117 232H118V231H117ZM117 232H116V233H117ZM136 232H137V231H136ZM145 232H146V231H145ZM158 232H159V231H158ZM169 232H170V230H169ZM200 232H201V231H200ZM41 233H42V232H41ZM56 233H57L58 235H57ZM69 233L71 234V232H68V235H69ZM77 233H79V232H77ZM77 233H75V234H77ZM120 233H119V234H120ZM123 233H124V232H123ZM123 233H122V234H123ZM125 233H126V232H125ZM128 233H129V232H128ZM128 233H126V234H128ZM143 233H144V232H143ZM150 233H151V231H150ZM159 233H160V232H159ZM174 233H175V230H174ZM211 233H209V234H211ZM219 233H220V232H219ZM230 233L232 234V232H230ZM233 233H234V232H233ZM235 233H236V232H235ZM235 233H234V234H235ZM48 234H49V233H48ZM126 234H125V235H126ZM136 234H137V233H136ZM144 234H145V233H144ZM175 234H176V233H175ZM175 234H174V235H175ZM39 235H40V233H39ZM41 235H42V234H41ZM49 235H50V234H49ZM54 235H53V236H54ZM64 235H63V236H64ZM72 235H73V234H72ZM84 235H85V234H84ZM100 235H98V236L100 237ZM104 235H106V234H104ZM114 235H115V233H114ZM114 235H113V236H114ZM116 235H118V233H117ZM155 235H156V234H155ZM155 235H154V240H155V237H156ZM178 235H180V234H178ZM189 235H190V234H189ZM211 235H212V234H211ZM211 235H210L209 237H211ZM214 235H216V234H214ZM223 235H224V234H223ZM232 235H233V234H232ZM235 235H236V234H235ZM9 236L12 237V235H9ZM30 236H32V235H30ZM51 236H52V235H51ZM56 236H54V237H52V238H56ZM79 236H80V234H79ZM94 236H95V235H94ZM107 236H108V235H107ZM110 236H111V235H110ZM113 236H112V238H113ZM118 236H119V235H118ZM130 236H131V234H130ZM132 236H133V235H132ZM134 236L136 237L135 234H134ZM137 236H140V235L137 234ZM143 236H144V235H143ZM187 236H188V234H187ZM196 236H197V235H196ZM200 236H201V234H200ZM238 236H239V234H238ZM32 237H34V236H32ZM44 237H45V236H44ZM73 237H75V236L73 235ZM121 237H122V236H121ZM189 237H190V236H189ZM203 237H204V236H203ZM215 237H216V236H215ZM217 237H218V235H217ZM221 237H222V236H221ZM223 237H224V236H223ZM22 238H23V237H22ZM42 238H43V237H42ZM42 238H41V240H42ZM66 238H67V235H66ZM68 238H69V236H68ZM68 238H67V240H68ZM75 238H76V237H75ZM80 238H81V237H80ZM82 238H83V237H82ZM93 238H94V237H93ZM107 238H108V237H107ZM119 238H120V237H119ZM137 238H140V237H137ZM137 238H136V239H137ZM213 238H214V237H213ZM9 239H10V238H9ZM48 239H49V238H48ZM61 239H62V238H61ZM61 239H60V240H61ZM70 239H71V238H70ZM73 239H74V238H73ZM76 239H77V238H76ZM83 239H84V238H83ZM97 239H98V237H97ZM114 239L116 240L115 237H114ZM184 239H185V238H184ZM217 239H218V238H217ZM221 239H222V238H221ZM52 240H54V239H52ZM86 240H87V238H86ZM102 240H103V239H102ZM121 240H122V239H121ZM131 240H132V239H131ZM187 240H188V238H187ZM200 240H201V239H200ZM219 240H220V239H219ZM219 240H218V241H219ZM238 240H239V238H238ZM29 241H30V240H29ZM33 241H34V240H33ZM48 241H49V240H48ZM56 241H57V240H56ZM65 241H66V239L63 237V242H65ZM74 241H75V239H74ZM80 241H81V240H80ZM80 241H79V242H80ZM91 241H92V240H91ZM96 241H98V240H96ZM117 241H118V239H117ZM135 241H136V240H135ZM137 241H138V240H137ZM156 241H157V237H156ZM156 241H154V242L157 244ZM201 241H202V240H201ZM211 241H212V240H211ZM226 241H227V240H226ZM30 242H31V241H30ZM36 242H37V241H36ZM43 242H44V241H43ZM58 242H59V238H58ZM58 242H56V243L58 244ZM61 242H62V241H61ZM61 242H59V244H60ZM100 242H101V241H100ZM106 242H108V240H107ZM120 242H121V241H120ZM120 242H119V243H120ZM133 242H134V240H133ZM138 242H139V241H138ZM186 242H187V241H186ZM186 242H185V243H186ZM189 242H190V241H189ZM189 242H187V243H189ZM196 242H197V241H196ZM219 242H220V241H219ZM223 242H224V241H222V243H223ZM38 243H39V241H38ZM50 243H51V242H50ZM66 243H67V241H66ZM82 243H83V241H82ZM86 243H87V242H86ZM89 243H90V240H89ZM95 243H96V242H94L93 244L95 245ZM104 243H105V241H104ZM185 243H184V244H185ZM192 243H194V242H192ZM192 243H191V244H192ZM214 243H215V242H214ZM222 243H221V244H222ZM259 243H260V242H259ZM27 244H29V243H27ZM35 244H36V243H35ZM35 244H32V245H33V246H32L33 249H34L35 246H36ZM42 244H43V243H42ZM62 244H64V247H65V243H61V246H60V247L63 246ZM75 244H76V243H75ZM90 244H91V243H90ZM93 244L91 245V247L93 246ZM97 244H98V243H97ZM107 244H108V243H106V245H107ZM109 244H110V243H109ZM120 244H121V243H120ZM120 244H119V245H120ZM122 244H123V243H122ZM152 244H153V243H152ZM176 244H177V243H176ZM197 244H198V242H197ZM224 244H225V246H226V242H225ZM248 244H249V243H248ZM23 245L25 246V245H26V242H25ZM72 245H73V244H72ZM88 245H89V244H87V246H88ZM113 245H114V244H113ZM178 245H179V243H178ZM189 245H190V244H189ZM195 245H196V244H195ZM250 245H251V244H250ZM256 245H257V244H256ZM256 245H255V246H256ZM85 246H86V245H84L83 247H85ZM104 246H105V245H104ZM117 246H118V245H117ZM122 246H123V245H122ZM122 246H121V247H122ZM129 246H130V245H129ZM149 246H152V245L149 244ZM173 246H174V244H173ZM209 246H211V245H209ZM222 246H223V245H222ZM225 246H224V247H225ZM248 246H249V245H248ZM253 246H254V245H253ZM38 247H39V246H38ZM38 247H36V248H38ZM50 247H51V246H50ZM73 247H74V245H73ZM79 247H80V246H79ZM94 247H95V246H94ZM98 247H99V244H98ZM112 247H113V246H112ZM123 247H124V246H123ZM147 247H148V246H147ZM174 247H175V246H174ZM174 247H173V251H174ZM183 247H184V246H183ZM185 247H186V245H185ZM191 247H192V246H191ZM202 247H203V246H202ZM242 247H243V246H242ZM257 247H258V246H257ZM257 247H255V248H257ZM24 248L27 249L26 247H24ZM89 248H90V246H89ZM108 248H109V247H108ZM113 248H114V247H113ZM117 248H118V247H117ZM119 248H120V247H119ZM128 248H129V247H128ZM130 248H132V247H130ZM151 248H152V247H151ZM168 248H169V247H168ZM178 248H179V247H178ZM178 248H177V249H178ZM186 248H187V247H186ZM188 248H189V247H188ZM252 248L255 249L254 247H252ZM33 249H32V250H33ZM38 249H39V248H38ZM38 249H37V250H38ZM65 249H66V248H65ZM83 249H84V248H83ZM85 249H86V248H85ZM92 249H93V247H92ZM92 249H91V250H92ZM96 249H97V248H96ZM111 249H112V248H111ZM132 249H134V248H132ZM144 249H145V248H144ZM148 249H149V248H148ZM171 249H172V248H171ZM171 249H170V250H171ZM175 249H176V248H175ZM177 249H176L175 251H177ZM32 250H29V251H32ZM35 250H36V249H35ZM61 250H62V249H61ZM76 250H77V249H76ZM86 250L88 251V248H87ZM91 250L89 249V251H91ZM93 250H94V249H93ZM93 250H92V251H93ZM108 250H110V249H108ZM121 250H123V249H121ZM127 250H128V249H127ZM141 250H142V249H141ZM146 250H147V249H146ZM183 250L185 251L184 248H183ZM206 250H208V249H206ZM221 250H223V249H220V251H221ZM241 250H242V249H241ZM65 251H67V250H65ZM73 251H74V250H73ZM73 251H71V252H72V253H76V252H77V251H75V252H73ZM82 251H83V250H82ZM87 251H85V252H87ZM111 251H112V250H111ZM119 251H120V250H119ZM147 251H148V250H147ZM150 251H152V250H150ZM159 251H160V250H159ZM175 251H174V252H175ZM179 251H180V249H179ZM184 251H182V252H184ZM220 251H219V252H220ZM233 251H235V250H233ZM238 251H239V250H238ZM255 251H256V250H255ZM24 252H25V250H24ZM24 252H23V253H24ZM36 252H37V251H36ZM67 252H68V251H67ZM71 252H70V253H71ZM108 252H109V251H108ZM129 252H131V250H128V254H129ZM148 252H149V251H148ZM163 252L165 253V251H163ZM168 252H170V251L168 250ZM191 252H193V250H192ZM241 252H242V251H241ZM241 252H240V253H241ZM247 252H248V250H247ZM249 252H251V250H250ZM25 253H26V252H25ZM37 253H39V252H37ZM46 253H47V252H46ZM78 253H80V252H78ZM93 253H94V251H93ZM117 253H118V251H117ZM152 253H153V252H152ZM160 253H161V252H160ZM166 253H167V252H166ZM171 253H172V251H171ZM175 253H176V252H175ZM221 253H222V252H221ZM235 253H236V252H235ZM242 253H243V252H242ZM252 253H253V252H252ZM257 253H258V251H257ZM21 254H22V251H21L20 255H21ZM33 254H34V253H33ZM42 254H43V253H42ZM57 254L59 255V253H57ZM60 254H61V253H60ZM66 254H69V253H66V252H65V256H66ZM85 254H86V253H85ZM90 254H91V253H89V255H90ZM95 254H96V253H95ZM135 254H136V253H135ZM147 254H148V253H147ZM169 254H170V253H169ZM169 254H167V255H169ZM185 254H186V252H185ZM261 254H262V253H261ZM23 255H24V254H23ZM25 255H26V254H25ZM28 255H29V253H28ZM31 255H32V254H31ZM48 255H49V254H48ZM50 255H51V254H50ZM71 255H72V254H71ZM71 255H70V256H71ZM75 255H77V254H74V257H75ZM81 255L83 256V254H81ZM89 255H88V256H89ZM104 255H105V254H104ZM109 255H110V254H109ZM136 255H137V254H136ZM164 255H165V257H166V254H164ZM164 255H163V256H164ZM170 255H171V254H170ZM174 255H175V254H174ZM181 255H182V254H181V252H180V256H181ZM183 255H184V254H183ZM188 255H189V253H188ZM199 255H200V254H199ZM222 255H224V254H222ZM222 255H220V256H222ZM226 255H227V254H226ZM228 255H229V253H228ZM250 255H251V254H250ZM29 256H30V255H29ZM29 256H28V257H29ZM36 256H37V255H36ZM51 256H52V255H51ZM70 256H69V257H70ZM86 256H87V255H86ZM88 256H87V257H88ZM102 256H103V255H102ZM126 256H127V255H126ZM143 256H144V257L146 256V252H145V255L143 254ZM156 256H157V255H156ZM158 256H161V254H160V255L158 254ZM195 256H197L196 253H195ZM204 256H205V255H204ZM204 256H203V257H204ZM220 256H218V257H220ZM234 256H235V255H234ZM236 256H237V255H236ZM258 256H259V255H258ZM30 257H31V256H30ZM37 257H38V256H37ZM74 257L72 256L71 258H74ZM78 257H79V256H78ZM104 257H106V256H104ZM115 257H116V255H115ZM118 257H119V256H118ZM144 257H143V258H144ZM154 257H155V256H154ZM161 257H162V256H161ZM171 257H172V256H171ZM178 257H179V256H178ZM181 257H183V256H181ZM191 257H192V256H191ZM197 257H198V258H197ZM197 257H194V258L199 259V256H197ZM201 257H202V256H201ZM201 257H200V258H201ZM226 257H227V256H226ZM232 257H233V256H232ZM259 257H260V256H259ZM259 257H258V261L261 262V260H262V261L264 262V260L261 259V257H260V260H259ZM262 257H263V256H262ZM21 258H22V257L20 256V259H21ZM40 258H41V257H40ZM82 258H83V257H82ZM91 258H92V256H91ZM123 258H124V257H123ZM123 258H122V259H123ZM130 258H131V257H130ZM146 258L148 259L149 257L147 256ZM188 258H189V257H188ZM204 258H205V257H204ZM207 258H208V257H207ZM207 258H206V259H207ZM211 258H212V257H211ZM227 258H228V257H227ZM233 258H234V257H233ZM8 259H9V257H8ZM30 259H31V258H30ZM36 259H37V258H36ZM66 259H67V258H66ZM84 259H85V258H84ZM111 259L113 260V257H112ZM114 259H115V258H114ZM155 259H156V258H155ZM157 259H158V258H157ZM167 259H168V258H167ZM167 259H166V260H167ZM196 259H195V260H196ZM201 259H202V258H201ZM212 259H216V258H212ZM212 259H211V260H212ZM236 259H237V258H236ZM252 259H253V257H252ZM252 259H250V261L247 260L248 264H249V262H251ZM23 260H24V258H23ZM32 260H34V259H31V262H33ZM44 260H45V259H44ZM52 260H53V259H52ZM59 260H60V259H59ZM68 260H70V259H68ZM75 260H76V259H75ZM75 260H74V261H75ZM78 260L81 261L82 259L80 258V259H78ZM78 260H77V261H78ZM93 260H94V259H93ZM93 260H92V261H93ZM98 260H100V258H99ZM132 260H133V259H132ZM152 260H153V257H152ZM164 260H165V259H164ZM193 260H194V259H193ZM195 260H194V261H195ZM254 260H255V259H254ZM11 261H12V259H11ZM14 261H15V260H13V262H14ZM20 261H21V260H20ZM20 261H19V262H20ZM28 261H29V260H28ZM71 261H72V259H71ZM74 261H73V262H74ZM89 261H91V260H89ZM102 261H103V260H102ZM105 261H106V260H105ZM105 261H104V262H105ZM122 261H123V260H122ZM122 261H121V262H122ZM143 261H146V260L143 259ZM186 261H187V260H186ZM9 262H10V259H9ZM53 262H54V261H53ZM109 262H110V261H109ZM114 262H115V261H114ZM141 262H142V261H141ZM189 262H190V261H189ZM196 262H197V260H196ZM199 262H200V261H199ZM229 262H230V261H229ZM232 262H233V261H232ZM252 262H253V261H252ZM263 262H262V263H263ZM0 263H1V261H0ZM6 263H7V262L5 261V264H6ZM41 263H42V262H41ZM54 263H55V262H54ZM63 263H64V262H63ZM107 263H108V262H107ZM122 263H123V262H122ZM135 263H136V262H135ZM153 263H154V262H153ZM209 263H210V262H209ZM256 263H257V260H256ZM256 263L254 262V264H256ZM258 263H259V262H258ZM258 263H257V264H258ZM262 263H261V264H262ZM3 264H4V263H3ZM27 264H28V262H27ZM30 264H31V263H30ZM32 264H34V263H32ZM35 264H36V263H35ZM42 264H43V263H42ZM93 264H95V263H93ZM100 264H101V263H100ZM111 264H113V261L111 262ZM118 264H119V263H118ZM149 264H151V262H150ZM179 264H180V263H179ZM181 264H182V263H181ZM200 264H201V263H200ZM203 264H204V263H203ZM259 264H260V263H259Z\"/></svg>", "mask_w": 264, "mask_h": 264}]
</instances>
